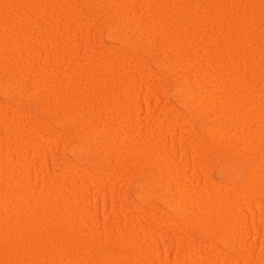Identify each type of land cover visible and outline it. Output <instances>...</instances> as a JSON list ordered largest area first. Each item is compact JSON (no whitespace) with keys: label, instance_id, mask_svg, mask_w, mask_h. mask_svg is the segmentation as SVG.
Segmentation results:
<instances>
[{"label":"rangeland","instance_id":"obj_1","mask_svg":"<svg viewBox=\"0 0 264 264\" xmlns=\"http://www.w3.org/2000/svg\"><path fill=\"white\" fill-rule=\"evenodd\" d=\"M4 1V0H3ZM2 1V3H3V5H2V3L0 2V6L2 7V6H4L5 7V4L4 3H6V0L3 2ZM8 2H7V4H8V6L7 7H5V8H3L2 10H1V7H0V12H1V14H0V24H1V28H0V30H2V27H5V28H8V29H12V30H7L8 32H11L12 34H6L7 35V37H5L4 35H1V34H3L2 32H1V34H0V36H2V38L0 37V65L1 64H3L4 65V62L6 61V55H7V57H9L10 55V57L9 58H7V60L8 61H13L14 60V62H16V61H20V59H21V61L23 60V59H25V58H23L22 57V53H24V51L23 50H25V51H27V52H29V48H30V45H32V47L30 48V49H33V50H35L34 51V53H33V55H31L30 54V57L32 56V57H35V59H33V60H35V64L33 63V65H32V59H31V64H30V60H28L29 62V65L28 66H26V63L25 62H27V60L26 61H24V63L23 62H19L18 64H17V62L15 63V64H17L16 66L15 65H12V69H11V65H10V69L9 70H7V71H11L12 72V74L13 75H15V69H16V71H18V72H20L19 74H24V75H22L21 77H20V79L22 78V77H24V78H22V79H24L25 80V78H26V83L28 82V84H29V82L30 81H32V83L33 84H37L38 82H39V87L41 88V87H45V88H47L48 90L50 89L51 90V88H52V90L54 91V90H57V89H54V85L56 84V82L57 83H60L61 81H63L64 80V84L61 82V84L59 85L60 87L61 86H64V85H66L64 88L66 89V90H68L67 92H65V90H64V88L62 87V89L64 90V92L66 93V94H64V95H67V93L70 95L69 97H68V95H67V97L66 96H64V98H68L70 101H67V103H69L70 105H72L73 106V109H71V110H73V111H68V110H70L69 109V104L66 106L65 104H67V103H65L64 105V107H66V108H64L62 105V107H60L59 109H56V107L57 106H55V107H53V102L52 103H50V101H52L51 100V98L53 99V100H56V98H55V96H56V94H55V91H54V93H52V94H55V95H52L51 94V91H50V93H48L47 91V95H49V100H47V101H49V105L52 107V108H54V109H56L55 111L53 110V112L52 113H45V111H40L41 109H38L39 107H37V105L35 104V103H33V101L31 100V95L29 94V95H26L25 93H23L24 95H22L21 94V100H23L22 102V104H23V107L24 108H26V110H25V114H21L22 116H20L21 118H18V116L16 117V119H17V121L18 122H16L15 121V126H20L17 130H19L18 131V134L16 135L15 133L13 134V133H10L9 135L7 134V133H9V132H7L8 130L7 129H4V127L5 126H3L2 125V123H0V141H2L1 143H0V148H1V150H0V152H1V154H3V158L1 159L0 158V169H2L3 171H1V172H3L2 174H0V176H2V178L0 177V191H2V192H0V197L1 196H3L2 197V201H0V206H4V208H3V211L1 210L0 211V223L1 224H3L2 226L5 228V226L7 227V225L10 223V224H12V221L13 222H15L14 220L16 219V216L17 215H15L14 213H16V210L18 209V210H22L21 208H20V206L19 205H15V204H17V195L19 194V192H18V190H21L22 189V187L21 186H19L22 182H21V180L19 179V178H17V175H15V174H17L18 173V177H19V175H21L20 177H21V179L22 178H28V179H26V181H28L27 183L29 184H27L31 189H33L32 191H34L35 193L34 194H37L36 195V197H37V199L39 198V197H41V195H44V194H46L47 192H45V191H48L49 193H51V195L53 196H51L49 193H47L46 195H44V196H42V197H44L43 198V200H42V198L40 199H38V200H41L42 201V204H40L41 202H35V201H37V200H35L34 202H33V206H35V207H33L34 209H35V214L38 216V219L40 218V217H42L43 218V220L41 221V223H40V219L38 220V224L40 225L41 224V227L38 225L37 227H33V229H39L40 230V228H41V230H43V231H41L40 230V232H37L36 233V229L35 230H30L31 231V234H29L30 232H28V228L27 229H25L24 231L26 232L27 231V233L26 234H29V235H26L27 237H30V241H32V240H35V239H37V240H35V242L37 241L38 242V238L39 237H41V238H43V239H41V240H44V241H46V242H48L46 239H48L49 241H51V238H52V240L53 241H55L54 239H53V237H49L48 238V236H50L52 233H50L51 232V230H54L56 227V229L58 230V229H61V230H63V231H60V230H58V232L61 234V236L63 235V236H65V237H68L67 235H69L70 234V236L71 235H76L75 233L76 232H78L77 234L78 235H76V236H79V237H75L74 236V238H71L70 237V239L71 240H73L74 239V242L73 241H68L70 244H68V246H67V243L68 242H66L65 244V246L66 247H68L69 248V245L70 246H73V245H75V247L73 246V247H70L71 249H69V252L70 251H73V248L75 249V248H79L77 251H79L78 252V255H79V253H80V256L82 257V255H83V252H81V251H85L84 252V255H86V256H84L83 255V257L82 258H80V259H78L79 257H77V260H75V256L74 255H76V254H74V255H69L70 253H73V252H70L69 254H66V255H68V256H66V257H69V261H68V259L66 260V257L64 258V257H61V260H65V263L67 264V263H69V264H71V263H73V264H81L82 263V261L81 260H83V259H85L86 258V260H87V262H85V261H83V263L82 264H91V261H93V260H91V258L93 259L94 257V259H99L100 257H102V255L103 254H105L109 249H114L115 247V249L114 250H120V251H125L126 249H123L124 248V246H126L127 245V242L125 241V239H127L128 238V236H130V233H131V230H130V232H129V235L127 234L128 233V231H129V228H130V226H133V224L134 225H136L137 227L142 223H145V224H141L142 225V227L143 228H145L144 230L146 231V232H148V233H146L145 232V234L147 235V234H150L151 233V235H149V237H151L152 236V233L154 234L153 236H152V238L154 237V236H157V237H159V238H157V239H154V240H156V242H157V244H156V253L155 254H157L158 256V258L156 257V255H154L155 256V260L153 259L152 260V256H151V258H150V256H149V258H148V256H147V258L148 259H144V260H142L141 262H136V264H194V262L196 261V263L197 264H200L199 262H205V260H206V262H205V264H258V262H259V264H264V162H263V158H261V160H262V163L260 162V159H258V156H256V152L255 151H259V147L258 146H260L261 147V149L264 147H262L261 146V144H258V142H257V139L256 140H254L253 139V142L254 143H256L255 144V147L257 148H255L254 147V143H252V141H250L251 139L250 138H248L247 139V141H250V142H248L249 143V149H248V143H247V145H245L246 147H243V148H241V141H242V139H241V137L242 136H238L239 135V133H240V135H241V132L239 131V129L238 128H234L233 127V125L232 126H229V125H231V124H229L227 121L225 122V120H224V118H225V114L222 116V122L221 123H224V125L227 123V124H229V125H227V128L229 127V129H228V133H234V134H232L231 135V138H232V141H231V139H230V141L228 142V140H227V138H228V136H229V134H227L225 137H224V139L223 138H220V140H219V138L218 137H216V136H214V135H211V133H210V135H208L209 134V132L207 131V130H205V128H207V127H213V126H218V119H216V117L214 116L215 114H213L214 112L212 111V112H208V116L207 117H205V119H202L201 121H199L200 119H198L197 118V120H196V117L194 118V116H191L192 115V113L191 112H193L196 108H194V110H187V109H185L184 107H182L181 106V103H180V101H179V99H178V97L174 94V92H173V88H174V86H175V84L177 83V82H179V80L180 79H178V81H177V73L179 72V71H183L184 70V68H185V70L183 71V73H185L186 74V72H187V74H189V75H191L192 73L194 74V76H196V78H198V79H200L202 76H199V75H201V72H202V74H203V72L204 71H206L205 73H204V76L206 77V80L209 82V80L213 83V85H212V88L214 89V91L215 92H212V93H215V94H217L216 96H218V95H220V96H218V97H221L222 96V98L221 99H224L225 98V94H227V95H229V96H226V98L227 97H229V100L230 99H233L231 96H234V95H236L235 96V102L233 101V103H232V106H233V104L234 103H236V105L240 108V107H243V105H247V103L246 102H243V101H245V99L247 98L246 96L248 95H246L245 93H251V92H253L254 91V89H257V90H255L256 91V93H258V92H263L264 91V88H263V86H264V14L262 13L263 11H264V1H262L261 0V2H262V5H261V10H262V7H263V11H261V14H262V18H259L258 19V17H256L258 20L257 21H255L254 23H251V25L254 27L255 26V24L257 25V29H256V26L254 27V29H250V25H246V24H249L250 22H252L253 21V19H250V17H248L247 19H248V21H245V20H247L246 19V16H250V14H252V10L254 9H251L252 7L251 6H253L254 7V5H255V3H254V0H251L252 1V3H254L253 5L251 4V1L250 0H246V2L244 1V0H225V7H224V0H223V2H222V0H221V4H222V6L221 7H219L217 4H215V6H214V3L212 2L213 0H211L210 1V3L212 2V7H211V5L209 4V2L207 1V0H205L204 2L203 1H201L200 0V2H202V4H204V6L206 5L207 6V3L206 2H208V4H209V6H210V8H212V9H210L209 10V6H208V8L205 6V8H204V6L203 7H201L202 6V4H200V3H198V1H196V0H149L150 2H154V4L152 3L151 5H153L154 6V8H153V10H155V5L156 6H158L159 8H157L156 7V9L157 10H155L157 13H158V10L160 11V7L162 8V6L163 5H168L169 7H167L166 5L165 6H163V8H167L168 10H169V12H171L170 11V9H173V7L174 6H176V9H174V11L173 12H171L172 14H171V16L170 17H168V13H167V15L165 14V15H163V14H161L162 15V17H161V15L160 14H157L155 11H153L152 9H150L151 8V6H149V3H148V1H147V3H148V6L150 7H148V8H146L147 7V5H146V3H145V6L143 7L141 4L139 5V3L137 4V2L135 1V0H133V1H135L136 3L135 4H137V5H135L134 3L132 4L131 2L132 1H130V0H123L124 2L125 1H127L126 3H124V5H123V7H126V5H127V7L126 8H128V9H125V10H128L129 11V9H131L130 11H129V14H128V12H126V13H124L125 12V10L123 11V9L121 10L124 14L123 15H130V16H132L134 13H133V11H135V13H136V11H138L137 12V14H139V15H133V17H131V18H129L130 16H126V17H128L126 20H124V22L125 21H127V22H125L124 23V27L125 28H123V30H122V34H124V35H126V34H128V35H130L131 34V31L132 30H134L133 28H134V26L135 25H137V24H139L140 22H142V24L143 25H149V24H151L152 23V21H150L151 23H149L148 21V19H152L151 17H153V14L154 15H156L158 18H160L161 20H163V19H167L165 22H164V20H163V24H162V22H161V24L162 25H158V27H157V29H155L156 30V34H155V30L153 31V32H149V33H147V35H144V36H142V38H141V40H138L139 41V47L137 46V43L135 44V42H132V44L130 43H128L127 44V42L126 43H124V41H121L120 39H118L116 36H119V35H116V33L115 32H113L112 33V31H111V33L110 32H107V29L105 28V27H103L102 25H101V19H104L106 16V19L108 18V15H109V17H110V19H112V17L114 16L113 14H117V13H115V8L118 10L119 8H117V7H119L120 5H122V0L120 1L121 2V4H119V6H117L118 4H117V2L119 1V0H116L117 2H116V4H115V2H114V4H115V7L113 8V6H112V8L114 9H110V8H108V9H110L109 11H108V9H106L105 8V6H104V8H102L103 6H101L100 5V8H102V9H99V6H98V8L96 7V9H94V7H93V9L96 11H93L92 10V6L91 7H88V6H90V4H91V2H90V4H89V2H88V0H71V2H70V0H53V2H56V3H60V4H58V5H61L62 4V6H61V9H62V7H64V8H66L67 7V5L68 4H70V6L71 5H75V6H71V7H73L74 8V10L75 9H77V12H75L73 9H71V8H68V11H66V12H64L63 13V11L64 10H62V12H60L59 13V15L62 13V14H65V15H60V16H58V14H56V12L57 11H55L56 10V8H54L55 6L57 7V9H59L58 10V12L60 11V6L58 7V5L57 4H55V3H53L52 2V0H44V4H43V12L42 11H40L41 13H39V11L37 12L36 11V9H35V11L34 10H32V8L30 9V8H27L28 10L26 11V10H22V8H25V6H28V5H32V6H28V7H33L34 6V2L36 1H34L33 3H31L32 1L30 0V2L28 1V0H7ZM10 1V2H9ZM43 1V0H42ZM42 1L40 0V1H38L37 0V4H39L38 2H40V4L42 3ZM60 1V2H59ZM64 2V4L63 3H61V2ZM76 2V4H73L74 2ZM87 1V2H86ZM89 1H91V0H89ZM103 2H104V0H102ZM105 1H107V0H105ZM115 1V0H114ZM138 1V0H137ZM156 1V2H155ZM176 1V2H175ZM195 1L197 2V3H195ZM215 1H217V0H215ZM214 1V2H215ZM250 1V2H249ZM260 1V0H259ZM24 2V3H23ZM45 2H47V3H45ZM68 4H67V3ZM70 2V3H69ZM78 2V3H77ZM85 2L88 4L87 5V8L85 7V6H83V5H85ZM120 2H118V3H120ZM139 2V1H138ZM163 2V3H162ZM228 2V3H227ZM245 2V3H244ZM258 2V1H257ZM22 3L23 4H26L25 6H23L22 5ZM83 3V4H82ZM157 3H159V4H157ZM169 3V4H168ZM227 3V4H226ZM249 3V4H248ZM47 4H49L48 6H47ZM51 4H53V7L51 6ZM131 6H130V5ZM161 4H162V6H161ZM198 4L199 5H201L200 7L198 6ZM16 5V6H15ZM55 5V6H54ZM64 5H66V6H64ZM76 5H77V7H76ZM135 6V9L136 10H134L133 8H134V6ZM140 6V8H138L139 6ZM174 5V6H173ZM193 5V6H192ZM50 6L52 7V8H54V10L52 9V12H51V8H50ZM69 6V5H68ZM69 6V7H70ZM79 6L81 7V9H82V12H80L81 10H80V8H79ZM136 6H138V7H136ZM142 6V7H141ZM152 6V7H153ZM173 6V7H172ZM199 7V8H201V9H199V8H196V7ZM213 6L216 8H213ZM41 8H42V6H40ZM76 7V8H75ZM130 7V8H129ZM132 7V8H131ZM181 7H182V9H181ZM196 9H195V8ZM218 7V8H217ZM25 8V9H26ZM49 8V9H48ZM66 8V9H67ZM89 8H91V9H89ZM122 8V6H120V9ZM175 8V7H174ZM179 8V9H178ZM185 8V9H184ZM192 8H194V9H192ZM205 10H204V9ZM223 8V9H222ZM248 9V10H245V9ZM46 9V10H45ZM70 9V10H69ZM88 9V10H90V11H88V15H86L87 14V11L86 10ZM139 9V10H138ZM200 11H199V10ZM208 9V10H207ZM48 10V11H47ZM50 10V11H49ZM83 10L84 11H86V12H84L83 13ZM99 10V11H98ZM112 10V11H111ZM166 10V9H165ZM168 10H166V11H168ZM180 10V11H179ZM182 10V11H181ZM187 10H188V12H187ZM191 10V11H190ZM192 10H194L193 12H192ZM207 10V11H206ZM4 11V12H3ZM23 11H25V14H26V12H27V14H26V16H24L25 14H24V12ZM30 11H33V12H35V14L34 13H30ZM71 11H74V12H71ZM95 12V14H93L92 12ZM97 11H98V13H99V15H96V14H98L97 13ZM100 11L102 12V13H100ZM104 11V12H103ZM105 11H108L107 12V14L105 13ZM148 11H152V13L150 14V13H148ZM177 13H176V12ZM190 11V12H189ZM197 11H199V12H197ZM204 12V11H206L207 12V14H206V12H204V14L202 13V12ZM209 11V12H208ZM249 11V15H248V12ZM37 12V13H36ZM57 12V13H58ZM71 12V13H70ZM91 12V13H90ZM112 12V13H111ZM114 12V13H113ZM117 12V11H116ZM143 12V13H142ZM183 12V13H182ZM195 12H197V13H195ZM211 12V13H210ZM31 15H30V14ZM68 13V14H67ZM76 15V20H78L77 22L78 23H76V20L74 19L73 21H69V19H73L74 17L73 16H75L74 14ZM83 13V14H82ZM105 13V14H104ZM109 13V14H108ZM133 13V14H132ZM142 13V14H141ZM187 13H188V16H187ZM193 13H195L194 14V17L192 18L191 16H193ZM201 14V15H198V14ZM209 13V14H208ZM231 13V14H230ZM244 15H243V14ZM14 14V15H13ZM16 14H17V16H16ZM18 14H20V15H18ZM23 14V15H22ZM38 14V15H37ZM51 14H54L53 16H52V18L55 20V18L56 17H54L55 15H57L58 16V18L60 19H58L59 21V23H57L56 21L57 20H55V22H56V24H57V27H56V25H55V22L53 23V21L54 20H52V18L50 17L51 16ZM69 14L71 15V17H73V18H69L70 16H69ZM92 14V15H91ZM104 16H103V15ZM189 14H190V17H189ZM203 14V15H202ZM247 14V15H246ZM29 15V16H28ZM37 15V16H36ZM49 15V16H48ZM101 15V16H100ZM112 15V16H111ZM145 15V16H144ZM198 15V16H197ZM211 15V16H210ZM233 15V16H232ZM258 15H260V12H258ZM5 16V18H3V17ZM6 16H7V18H6ZM18 16H21V17H18ZM31 16V17H30ZM46 16V17H45ZM81 16V17H80ZM85 16H89V17H85ZM92 16V17H91ZM97 16V17H96ZM166 16V17H165ZM187 16V17H186ZM195 16H196V20H195ZM202 16V17H201ZM232 18H231V17ZM252 16V15H251ZM1 17H2V19H1ZM61 17V18H60ZM94 17H96V19L94 18ZM101 19H100V18ZM124 17V16H123ZM123 17H122V19H123ZM137 17H139V18H137ZM147 17V18H146ZM230 17V18H229ZM65 18H66V20H65ZM67 18H68V20H67ZM98 18V19H97ZM153 18H155V17H153ZM212 18V19H211ZM243 18V19H242ZM50 19V20H49ZM63 19L65 20V23H67V25L66 26H68V27H66L65 26V23L63 22ZM92 21H91V20ZM109 19V18H108ZM109 19V20H110ZM125 19V18H124ZM245 19V20H244ZM4 20V21H3ZM45 20V21H44ZM80 20V21H79ZM90 20V21H89ZM140 20H142V21H140ZM155 20H157V19H155ZM199 20V21H198ZM208 20V21H207ZM219 20H220V22H219ZM234 20V21H233ZM238 20V21H237ZM250 20V21H249ZM259 20H261V21H259ZM34 21H36V22H34ZM41 21V22H40ZM81 21H83V22H81ZM101 23H100V22ZM123 21V20H122ZM132 21H133V28L131 27V25H132ZM136 21V22H135ZM139 21V22H138ZM153 21H154V19H153ZM168 21V22H167ZM230 21V22H229ZM3 22V23H2ZM5 22V23H4ZM49 22V23H48ZM53 24H52V23ZM62 22V23H61ZM75 22V23H74ZM130 22H131V25H129L130 24ZM196 22V23H195ZM232 22V23H231ZM234 22V23H233ZM242 22V23H241ZM257 22H259V24H257ZM32 23H34L33 24V26H32ZM63 23H64V25H63ZM73 23V24H72ZM80 23V24H79ZM100 23V24H99ZM136 23V24H135ZM148 23V24H147ZM206 23V24H205ZM214 25H213V24ZM228 23V24H227ZM246 23V24H245ZM4 24V26H2ZM8 26H7V25ZM49 24V25H48ZM69 24V25H68ZM78 24V25H77ZM85 26H84V25ZM87 24H89V25H87ZM127 24V25H126ZM141 24V23H140ZM160 24V23H159ZM244 26V27H246V29L245 28H243L242 27V25ZM254 24V25H253ZM7 27H6V26ZM37 25V26H36ZM52 25H54L53 27H52ZM63 27H62V26ZM100 26V28H99V26ZM186 27H185V26ZM233 25V26H232ZM237 25V26H236ZM64 26H65V28H64ZM209 26V27H208ZM211 26H213V27H211ZM224 26V27H223ZM240 26V27H239ZM248 26V27H247ZM259 26V27H258ZM32 27V28H31ZM39 27V28H38ZM42 27H43V29H42ZM54 27H56V28H54ZM81 27V28H80ZM83 27V28H82ZM127 27H129V28H127ZM193 27H195V28H193ZM197 27H199L198 29H197ZM203 27V28H202ZM234 27V28H233ZM253 27H251V28H253ZM65 30H64V29ZM68 28H69V30H68ZM76 29V31H73V32H71L70 30L71 29H73V30H75ZM80 28V29H79ZM127 28V29H126ZM240 28H243L242 30L240 29ZM56 29V30H55ZM63 29V30H62ZM68 31H67V30ZM129 29V30H128ZM180 29H182V32H181V30ZM227 29V30H226ZM231 31H230V30ZM245 29V30H244ZM247 29H249V30H247ZM256 29V30H255ZM14 30H16V31H14ZM53 30V31H52ZM81 30V31H80ZM83 30V31H82ZM86 30V31H85ZM89 30V31H88ZM94 30V31H93ZM125 30H127V31H129V32H126ZM159 30V31H158ZM203 30V31H202ZM210 30V31H209ZM7 31H6V33H7ZM46 31V32H45ZM48 31H50V32H48ZM68 32V33H65V34H67L68 35V37L66 36H64V32ZM78 31V32H77ZM109 31V30H108ZM184 31V32H183ZM195 31V32H194ZM204 31H205V33H204ZM224 31L226 32V33H224ZM239 31V32H238ZM240 31L242 32V33H240ZM54 32L56 33V34H54ZM60 32V33H59ZM69 32H71V35L69 34ZM74 32H77V33H79V32H81V33H79V35L77 34L76 35V33H75V35H76V37H74V35H73V33ZM85 32H87L86 34H85ZM186 32V33H185ZM196 32H197V34H196ZM227 32H228V34H227ZM257 32V33H256ZM48 33V34H47ZM52 33V34H51ZM83 33V34H82ZM115 33V34H114ZM185 33V34H184ZM194 33V34H193ZM247 35H246V34ZM23 34V35H22ZM30 34V35H29ZM41 34V35H40ZM87 34H89V38H88V35ZM154 34V35H153ZM195 34H196V36H195ZM212 34V35H211ZM27 35V36H26ZM35 35V36H34ZM52 35V36H51ZM59 35V36H58ZM83 35V37H81ZM87 35V36H86ZM95 35V36H94ZM165 35V36H164ZM189 35V36H188ZM191 35V36H190ZM194 35V36H193ZM55 36V37H54ZM63 36H64V38L66 39V38H69L70 39V37L69 36H73V37H71V39L73 40V38H76V39H74V41H75V43H76V41H77V46L76 45H73V44H75L74 42H72L73 44H71V45H73L74 47V49L73 50H71V53L69 52H67L66 51V54L64 55L65 57H64V59H63V56H62V59L60 60L59 58V60H55L54 58H56L57 59V57H53L54 55L56 56V54H60L61 55V53H56V52H60L61 50V48H63L64 46H66V45H64V43H66V41L65 40H62L63 39ZM95 38H94V37ZM162 36V37H161ZM174 36V37H173ZM192 36L194 37V38H192ZM216 36V37H215ZM222 38H220V37ZM4 37V38H3ZM14 37H17V38H14ZM27 37H29V38H27ZM31 37V38H30ZM42 37V38H41ZM46 37V38H45ZM54 39H53V38ZM85 37H86V40H85ZM93 37V38H92ZM199 37V38H198ZM202 37V38H201ZM224 37V38H223ZM232 37V38H231ZM6 38V39H5ZM21 38V39H20ZM25 38H27L28 39V42L26 41V44H24L25 43V40H27V39H25ZM47 38L49 39H51V42H52V44L49 42V40H47ZM83 38V39H82ZM119 38H121L120 36H119ZM210 38V39H209ZM217 38V39H216ZM218 38H219V42H218ZM229 39V41H231V42H227L226 40H228ZM230 38H231V40H230ZM234 38V39H233ZM3 39V40H2ZM13 39V40H12ZM25 39V40H24ZM30 39V40H29ZM35 39V40H34ZM38 39H40V40H38ZM56 39V40H55ZM61 39V40H60ZM146 39H147V41H146ZM152 39V40H151ZM167 39V40H166ZM169 39V40H168ZM202 39V40H201ZM246 39V40H245ZM262 39V40H261ZM3 41V44H4V46L3 45H1L2 44V41ZM33 40V41H32ZM42 40V41H41ZM81 40H82V43H81ZM184 40V41H183ZM194 40H195V42H194ZM207 40V41H206ZM225 40V41H224ZM249 40V41H248ZM13 42L12 44H10L9 45V42ZM18 41V42H17ZM23 42L24 41V43H21V42ZM32 41V43L30 44V42ZM40 41V42H39ZM64 41V42H63ZM80 41V42H79ZM141 41H143V43H142V45H141ZM150 41V42H149ZM158 41H159V43H158ZM169 41H172V43L171 42H169ZM189 41H191L190 43H192V46H191V44H189ZM200 41H201V43H200ZM211 42V44H210V42ZM234 41H236V42H238V46L241 48V46H244V44L248 41V42H250V44L247 42L246 44H249V46L251 47V45L252 46H254L255 44H256V46H257V44L258 45H260V46H257L256 48H258L259 47V49L260 48H262L260 51L263 53H261L258 49H256L255 51V54H253L255 57L253 58V56L251 55V53L248 51L249 49H251V48H253V50H254V47H251V48H248V45H246V48H248V50H245L244 49V51L246 52V54H248V53H250V55H246L245 53H241L242 51H241V49H239V47L237 46V43L235 42V44L233 43ZM241 41V42H240ZM246 41V42H245ZM38 43V45H37V43ZM43 42V43H42ZM120 42H122V43H124V44H121ZM145 42V43H144ZM163 42V43H162ZM178 42V43H177ZM182 42V43H181ZM223 42H226L227 44H225L224 43V47H223V44H221L220 45V43H223ZM243 42H245V43H243ZM262 42H263V44H262ZM6 43V44H5ZM8 43V44H7ZM40 43L42 44L41 45V47H40ZM61 44V43H63V45L64 46H58V44ZM87 43V44H86ZM174 43H177V44H175L174 45ZM180 43V44H179ZM216 43H218V44H216ZM229 43H231V44H229ZM252 43V44H251ZM14 44H16V46L14 45ZM17 44H19V45H17ZM21 44H22V46H24V45H27V46H29V48L26 46V48L25 47H22L21 46ZM24 44V45H23ZM30 44V45H29ZM59 44V45H60ZM95 44V45H94ZM147 44V45H146ZM188 44V45H187ZM198 44V45H197ZM233 44L236 46V48H233V50H232V47H233ZM46 45V46H45ZM55 45V46H54ZM62 45V44H61ZM135 45V46H134ZM141 45V46H140ZM200 45V46H199ZM202 45V46H201ZM209 45V46H208ZM212 45H213V47H212ZM218 45V46H217ZM261 45L263 46V47H261ZM13 46V47H12ZM44 46V47H43ZM118 46V47H117ZM171 46V47H170ZM174 46V47H173ZM179 46V47H178ZM187 46H189V47H187ZM198 47V49H197V47ZM228 46V47H227ZM234 46V47H235ZM10 47V48H9ZM15 47H18V48H15ZM49 47V48H48ZM54 47V48H53ZM59 47H60V49H59ZM70 48H71V46H69ZM136 47H138L137 49H135ZM140 47H142V48H140ZM144 47H145V50H144ZM169 48L170 50H168V49H166V48ZM173 47V48H172ZM175 47L177 48V49H175ZM185 47H187V48H185ZM212 47V48H211ZM222 47V48H221ZM238 47V48H237ZM5 48V49H4ZM28 48V49H27ZM37 48V49H36ZM70 48H68V50L70 51ZM111 48H117L116 49V52L117 53H115L116 54V56L117 57H115V59H117V61H118V58H119V62H121L122 60H124V62H126V60L125 59H127V62H128V64H127V66H125V64L123 65V66H125L124 68H125V70H126V68H128L127 70H128V72H127V70L126 71H122V70H124V69H121V71L123 72V75H122V77H120V78H122V80L120 81H118L117 79H116V77H113L114 75H111L110 76V72H108L109 70H112V69H114L115 67H114V65L113 66H111L112 65V62L113 61H110V59H108L111 63V65H108V63H109V61L108 60H106L105 58H101V53H105V51H106V49L108 50V49H111ZM118 48H119V50H118ZM244 48V47H243ZM242 48V49H243ZM20 49V50H19ZM23 49V50H22ZM27 49V50H26ZM59 49V50H58ZM114 49V50H115ZM123 51H122V50ZM151 49V50H150ZM173 49V50H172ZM186 49H187V51H186ZM194 49H195V51H194ZM205 49V50H204ZM235 49H236V51H237V49H239L238 51L239 52H236L235 51ZM6 50V51H5ZM15 50H17V51H15ZM33 50L31 51V52H33ZM38 50V51H37ZM40 50H43V51H40ZM105 50V51H104ZM133 50V51H132ZM175 50H177V55L174 53V52H176ZM188 50H189V53H188ZM191 50L193 51L192 52V54L190 53L191 52ZM212 50V51H211ZM228 50H230L229 52H227ZM252 50V49H251ZM250 50V51H251ZM259 52H258V51ZM102 51V52H101ZM104 51V52H103ZM135 51H136V53H135ZM156 51V52H155ZM158 51V52H157ZM173 51V52H172ZM184 51V52H183ZM188 53V54H186V52ZM248 51V52H247ZM14 52V53H13ZM17 52H20V55H21V57L23 58H20L19 60H18V57H17ZM22 52V53H21ZM31 52H29V53H31ZM44 52H45V54H44ZM51 52H53V54L54 55H52V56H50V54H52ZM127 52V53H126ZM130 52V53H129ZM134 52V53H133ZM179 52V53H178ZM183 52V53H182ZM201 52H202V54H201ZM210 52V53H209ZM252 52V51H251ZM92 53V54H91ZM96 53V54H95ZM129 53V54H128ZM200 53V54H199ZM237 53V54H236ZM259 54V53H261V54H259V55H263V56H259V55H256V54ZM13 54V55H12ZM39 54V55H38ZM48 54V56L46 57V55ZM88 54V55H87ZM99 54V55H98ZM126 54L128 55V57L130 56V57H132V59L129 57V61H128V58L126 57ZM150 54V55H149ZM191 54V55H190ZM216 54V55H215ZM218 54V55H217ZM19 55V56H20ZM57 55V56H58ZM60 55L58 56V57H60ZM93 55H95V56H93ZM143 57H142V56ZM182 57H181V56ZM185 55V56H184ZM190 55V56H189ZM220 55V56H219ZM227 55V56H226ZM230 55V56H229ZM234 55V56H233ZM239 55V56H238ZM244 55L246 56V57H249V56H252V58L251 59H256L255 61H252L251 59H250V57H249V59H247L246 57H244ZM12 56H13V59H11L12 58ZM177 56V57H176ZM187 56V57H186ZM192 56V57H191ZM194 56V57H193ZM197 56V57H196ZM206 56V57H205ZM222 56V57H221ZM259 56V57H258ZM5 57V58H4ZM16 57H17V59H16ZM31 57V58H32ZM39 57V58H38ZM70 57V58H69ZM102 57H104V55L102 56ZM138 57V58H137ZM140 57V58H139ZM164 57V58H163ZM179 57V58H178ZM181 57V58H180ZM185 57V58H184ZM212 57H213V59H212ZM217 57V58H216ZM261 57H262V59H261ZM41 58V59H40ZM45 58V59H44ZM49 58V59H48ZM85 58V59H84ZM95 58H96V60H95ZM123 58V59H122ZM125 58V59H124ZM163 58V59H162ZM177 58V59H176ZM207 58V59H206ZM231 58H232V60L234 59V61L236 60L239 64H237V65H239L240 66V68L239 69H237V71H235L236 73V75L235 74H233L234 73V70H233V68H232V65H236L235 63H237V62H234L233 61V64L231 63ZM243 58H245V59H243ZM4 60V62H3V60ZM50 59H52V60H50ZM53 59H54V61H53ZM67 59V60H66ZM115 59H113L114 60V62L116 61ZM134 59V60H133ZM180 60L181 59V62L179 61V63H181V64H179L178 66H174L173 65V67H170V65H172V63L173 64H176V63H174V61L175 60ZM215 59V60H214ZM242 59L243 60H247L246 62L245 61H242ZM38 60V61H37ZM41 60V61H40ZM65 60V61H64ZM76 60H78L77 62H76ZM85 60V61H84ZM88 60V61H87ZM112 60V59H111ZM143 60V61H142ZM158 60H162L161 61V63H160V61H158ZM193 60V61H192ZM222 60V61H221ZM8 61H6V62H8ZM42 61H43V63H42ZM48 61H49V63H48ZM57 61V62H56ZM63 61V62H62ZM103 61V62H102ZM108 61V62H107ZM117 61L115 62L116 64H117ZM158 61V62H157ZM170 61H171V64H170ZM221 61V62H220ZM226 61H227V63H226ZM252 61V62H251ZM3 62V63H2ZM14 62H12V63H14ZM51 62H53V63H51ZM59 62V63H58ZM81 62V63H80ZM91 62V63H90ZM130 62V63H129ZM133 62V63H132ZM139 62L141 63L140 64V66H138V64H139ZM177 63H178V61H176ZM213 62V63H212ZM216 62V63H215ZM242 62V63H241ZM250 62V63H249ZM22 63V64H21ZM36 63H37V65H36ZM73 63H75V65L78 63V64H80V67H78V64L76 65L77 66V68H74L75 67V65L73 64ZM114 63V64H115ZM135 63V64H134ZM136 63H137V65H136ZM144 63H146V65L144 64ZM157 63L158 64H161V66L160 65H157ZM193 63H195L194 65H193ZM203 63V65L205 64V66H203V65H201ZM229 63H230V66H231V69H230V66H229V68L227 69L229 72H231L232 71V74L233 75H235V77H236V81H237V79H238V81H237V83H236V81L235 80H233V81H231V78L233 77V78H235L232 74L231 75H229L228 77L226 76V75H228L227 73H225V71H226V67H228V65H229ZM52 64V65H51ZM82 64V65H81ZM119 65L121 64H123V62H121V63H118ZM163 64H165V67L164 66H162ZM167 64H169V65H167ZM196 64H200V65H196ZM215 64V65H214ZM227 64V65H226ZM254 64V65H253ZM258 64V65H257ZM36 66V68H34V67H32V66ZM42 65H43V67H44V69H43V67H42ZM73 65V68L75 69L74 71H75V73L73 72V71H71V70H73L72 68H71V66ZM105 65V66H104ZM133 65V66H132ZM137 67H136V66ZM148 65V66H147ZM187 66V67H185V66ZM192 67H191V66ZM253 65V66H252ZM13 66H15L14 68H13ZM21 66H22V68H21ZM31 66V67H30ZM101 66V67H100ZM112 68H111V67ZM117 66L118 65H116V68L115 69H117ZM145 68H144V67ZM168 66V67H167ZM195 66H199L198 67V69L195 67ZM211 66V67H210ZM244 66V67H243ZM249 66V67H248ZM3 68V66H0V82H1V78H2V80L4 79V78H6L7 76H3L2 74L3 73H5V75L8 73L7 71H5L4 69V71L3 72H1L2 71V68ZM28 67V70L26 69ZM29 67H30V69H29ZM39 67H41V69L39 68ZM51 67H53L52 69H51ZM55 67V68H54ZM114 67V68H113ZM135 67H136V69H135ZM138 67H142L141 69L140 68H138ZM152 67V68H151ZM174 67H176L175 69H178L177 71V73H176V71H175V69H174ZM178 67V68H177ZM184 67V68H183ZM209 67V68H208ZM84 68V69H83ZM86 68V69H85ZM159 68V69H158ZM174 70H173V69ZM201 68V69H200ZM241 68H242V70H241ZM263 68V69H262ZM14 69V70H13ZM35 70V72H34V70ZM43 69V70H42ZM69 69H70V71H69ZM78 69H83V70H81V72H83L82 74H81V72H80V70L78 71ZM88 69H89V71H88ZM96 69V70H95ZM107 69V70H106ZM143 69H146L145 71H147L148 73H151L149 76H146V75H148V73L147 72H145ZM179 69H181V70H179ZM196 69V70H195ZM200 69V70H199ZM204 69V70H203ZM208 69V70H207ZM215 69V70H214ZM230 69V70H229ZM244 69V70H243ZM13 70V71H12ZM20 70V71H19ZM33 70V71H32ZM42 70V71H41ZM81 74V75H79V77H78V72ZM86 71V73L84 74V72ZM140 70H142V71H140ZM187 70V71H186ZM224 70V71H223ZM240 70V71H239ZM246 70V71H245ZM258 70V71H257ZM37 71V72H36ZM67 71V72H66ZM136 71V72H135ZM189 71L191 72V74L189 73ZM193 71H195V73L193 72ZM198 71H199V73H198ZM10 72V73H11ZM18 72H17V74L15 75V76H17L18 75ZM56 72H57V74H56ZM77 72V73H76ZM88 72V73H87ZM90 72V73H89ZM97 72V73H96ZM101 72V73H100ZM124 72L125 73H127V75H126V77L124 76L125 74H124ZM132 73L131 75H130V73ZM155 72V73H154ZM181 72H180V74H181ZM220 72V73H219ZM26 73V74H25ZM54 73V74H53ZM93 73V74H92ZM110 76V78H109V76H106L107 74ZM114 72L112 71V74H113ZM143 73V74H142ZM176 73V74H175ZM217 73V74H216ZM240 73V74H239ZM245 75V76H243L242 77V75L243 74ZM32 74V75H31ZM43 74V75H42ZM51 74H52V76H51ZM63 74H65V76L67 77V79H65L66 77L63 75ZM88 74V75H87ZM89 74H90V76H89ZM137 74V75H136ZM153 74V75H152ZM158 74V75H157ZM175 74V75H174ZM193 74H192V76H193ZM207 74V75H206ZM34 75V76H33ZM49 75V76H48ZM84 75V76H83ZM88 77H87V76ZM152 75V76H151ZM165 77H164V76ZM218 75H219V77L221 78H218ZM247 75V76H246ZM3 76V77H2ZM29 76V77H28ZM37 76V77H36ZM39 76H40V78H39ZM44 76H45V78H47V79H49V77L51 76L52 78H54L53 80H55V81H53L52 80V82H54L53 84V87H52V83H47V82H45V80H44V82L46 83V84H50L49 86H51L50 88H48V85H46V84H44V85H42L41 84V80H42V78L43 79H45L44 78ZM60 76V77H59ZM76 76V77H75ZM99 77V76H106L105 77V79H107L108 78V80H106V84L108 85V86H106L105 87V84H104V87H101V89L100 88H98L96 85H94L96 82H93V80H96L97 78L96 77ZM130 77V79H128L127 77ZM133 78H132V77ZM157 76H159L160 78L161 77H163V78H165V80L163 79V78H161L162 80H160L161 82H159V81H156L155 80V78L154 77H156V79L158 78ZM171 76V77H170ZM193 76V77H194ZM202 77V78H204L205 79V77ZM227 77V80L225 81V79H226V77ZM238 76V77H237ZM17 77H19V75L17 76ZM68 77H69V79H71V80H69L68 79ZM71 77V78H70ZM84 77V78H83ZM103 77V78H104ZM123 77H125V79L123 78ZM215 77V78H214ZM29 78V79H28ZM34 78V79H33ZM75 78L76 79H79V81L78 80H75ZM91 78H93L91 81L93 82H91L90 81V79ZM112 78V79H111ZM118 78V77H117ZM119 78V79H120ZM176 78V79H175ZM201 78V79H202ZM210 78V79H209ZM213 78V79H212ZM230 79V81L231 82H233L232 83V85H234L236 88H238V90H239V93L240 92H242L243 93V97L245 98H243V97H241L240 96V94H238V92L236 91V92H234L235 91V89L233 90V89H231V85H230V81H229V79ZM232 78V79H233ZM244 78H245V80H244ZM37 79V80H36ZM74 79V80H73ZM81 79V80H80ZM88 79V80H87ZM99 79V78H98ZM97 79V80H98ZM115 79V80H114ZM133 79V80H132ZM212 79V80H211ZM223 79V80H222ZM241 79V80H240ZM248 79V80H247ZM24 80H22V81H24ZM28 80V81H27ZM38 81L37 83H35L34 81ZM67 80H68V82H69V84L71 85V87H69V84L68 83H65V82H67ZM86 80H87V82H86ZM96 80V81H97ZM133 81V83H132V81ZM154 80V81H153ZM203 80V79H202ZM205 80V82H206V84H209V83H207V81ZM217 80V83H218V87L221 85V87L220 88H217V83L215 82ZM47 81V80H46ZM59 81V82H58ZM77 81V82H76ZM90 81V82H89ZM108 81H111V82H108ZM131 81V82H130ZM165 81V82H164ZM181 81V80H180ZM216 83L215 85H216V88L218 89H216L215 90V85H214V82ZM220 81V82H219ZM222 81H224V83H226L227 81L228 82H230L229 84H225V85H228V86H226V89L228 90V88L230 87V93H228V91L224 88L225 86L224 85H222V84H220ZM242 81V82H241ZM75 82V83H74ZM210 82V83H211ZM31 83V82H30ZM31 83V84H32ZM42 83H43V81H42ZM87 83H92L91 84V86L93 85V88H95V86L97 87V88H95L96 90L98 89V91L99 92H97L95 89V91L93 90V88L91 89L90 88V85L89 84H87ZM130 83H132V84H130ZM223 83V82H222ZM148 84V85H147ZM220 84V85H219ZM236 84H237V86H236ZM243 84V85H242ZM254 84L256 85V87H254ZM38 85V84H37ZM40 85H42V86H40ZM46 85V86H45ZM230 85V86H229ZM57 86V85H56ZM69 88H68V87ZM88 86V87H87ZM99 87L101 86V85H98ZM103 86V85H102ZM147 86V87H146ZM209 86H210V84H209ZM224 86V87H223ZM233 86V87H234ZM262 86V88H261V90H263V91H258V88L257 87H261ZM87 87V88H86ZM108 87V88H107ZM124 87V88H123ZM211 87V86H210ZM234 87V88H235ZM39 88V90H42V88L40 89ZM59 88V87H58ZM90 88V89H89ZM103 88H106L105 90H107L108 92H110V93H108V92H104V89ZM133 88L135 89V90H133ZM226 90H224V89ZM240 88V89H239ZM244 88V89H243ZM252 88V89H251ZM70 89H71V91H70ZM103 89V90H102ZM114 89V90H113ZM250 89V90H249ZM46 90V89H45ZM44 90V88H43V91H45ZM89 90V94H88V92H86V91H88ZM92 90V91H91ZM100 90H101V92H100ZM112 90V91H111ZM248 90H249V92H248ZM253 90V91H252ZM52 91V92H53ZM85 91V93H83ZM94 91V94H93V96L91 95V93ZM113 91H115V92H113ZM123 91V92H122ZM126 93H125V92ZM141 91H142V93H141ZM226 93H225V92ZM251 91V92H250ZM254 91V92H255ZM258 91V92H257ZM71 92V93H70ZM81 92L84 94V95H82L81 94ZM91 92V93H90ZM119 92V93H118ZM253 92V93H254ZM99 93V94H98ZM106 93H108V94H106ZM115 93V94H114ZM125 93V94H124ZM129 93H130V95H129ZM135 93H137L138 94V96H137V94H136V96H135ZM225 93V94H224ZM234 93H236V94H234ZM255 93V94H256ZM11 94V95H10ZM8 93V94H3V93H1V91H0V107H1V109L0 110H2V108L4 107V106H6L7 107V110H8V108L10 109V106L12 107V109L16 106V108L18 107V105L19 104H17V102H16V104H15V102L14 101H12V100H14L13 98H15V94L13 93V95H12V93ZM71 94H76L75 96H76V99L78 100V101H76L75 102V100L74 101H71V100H73L75 97H73L74 95H71ZM95 94H96V96L98 97L97 99H98V101H101V102H103V104H101V102L98 104V101H97V99H96V96H95ZM103 94H106V95H104V96H106V97H103ZM115 95V97H114V100H112L113 98V96ZM116 94H118V99L120 100V102H119V100L117 99V95ZM120 94V95H119ZM134 94V95H133ZM144 94H145V96H144ZM214 94V95H215ZM222 94V95H221ZM224 94V95H223ZM234 94V95H233ZM261 94H263V93H261ZM26 95V96H25ZM80 95H82L81 97H79ZM89 95V96H88ZM99 95L100 96H102V98H100L99 97ZM113 95V96H112ZM123 95H125V96H127L128 97V95H129V97L130 98H128L127 100L129 101V103L128 102H125L126 101V99L125 98H127V97H125V96H123ZM132 95L133 96H135V97H137L136 98V100H135V102H133V104H131L130 105V103L132 102L131 101V97H132ZM242 95V94H241ZM53 96V97H52ZM78 96V97H77ZM86 97V98H84L87 102L89 101L87 98L88 97H91V101L92 102H94V104H92L93 105V107H92V110L94 111V113L95 114H93V115H95L96 116V114H98V113H100V112H103L104 110H103V108L105 109V113L106 114H108V112H109V115L111 114V117H112V119H113V121H111V124H114L112 127V129L114 130H112L113 131V134L112 133H110V134H112V135H110V136H112L113 138L112 139H114V138H118V134L120 133L121 135L127 130V129H129V130H127V131H130L129 132V140H128V146H127V148L129 147V149H131L130 150V153H131V155L133 156V155H135V156H137V157H133V161H131L130 162V159H132V156H130L129 158H127V162H126V156L128 157L130 154H129V152H128V149L125 147H122L123 149L122 150H125V151H119L118 150V152L120 153V155H117V154H119V153H117L116 151H117V149H115V152L117 153H115L114 151H111L112 153H110V155L111 154H113V157H115L116 159L115 160H113L114 158L112 157V158H110L108 161L106 160V164L104 163V162H100V163H98V166L100 167V169H99V167L97 166V169H96V166L95 165H93V164H91V163H89V162H87V160L85 159L86 157H88V156H90V157H88L87 159H90V160H92V159H96V157L98 156V154H100V153H98V152H100L101 150H102V148L104 147V145L106 144V143H108V142H106V141H108V140H105V138L103 139V137L102 136H98V134L95 132V133H91V131H93V130H91L90 128H87L88 126L87 125H85V124H87L86 123V121H83V123L85 122V124L82 126L81 125V123H79L80 121V119H78L77 120V123L76 122H74L73 123V120L74 121H76V119L79 117L78 115H77V112H79V113H82L83 115H84V113H85V115L84 116H89V114H91L90 116H92V113L91 112H93L92 110H91V106H89V105H91V104H89L88 103V105L86 104V103H83L85 100H82L83 99V97ZM109 96V97H108ZM121 96V97H120ZM216 96H214V98H218V97H216ZM240 96V97H239ZM46 97H48V96H46ZM71 97H73V98H71ZM94 97H95V99H94ZM135 97H133L134 99H135ZM141 97V98H140ZM231 97V98H230ZM238 99H237V98ZM79 98H81L80 100L82 101H80L79 100ZM104 98H106L107 99V104H105L104 103V101L106 100H104ZM115 98L118 100V101H116L115 100ZM121 98V99H120ZM123 98V99H122ZM226 98L224 99V100H226ZM240 98V99H239ZM243 98V99H242ZM90 99V98H89ZM100 99H102V100H100ZM134 99H132L133 101H134ZM228 99V98H227ZM123 100H125V101H123ZM228 100V101H229ZM25 101V102H24ZM97 101V103L95 104V102ZM114 101H116V102H114ZM248 101V100H247ZM14 102V103H13ZM32 102V103H31ZM55 102V101H54ZM79 102H80V105H79ZM123 102V104H121ZM127 103L131 108L130 109H127V108H129V107H127V108H125L126 109V111L124 112L123 111V106H124V104L125 103ZM141 102V103H140ZM230 102H232V100H230ZM243 102V103H242ZM6 103V104H5ZM27 103V104H26ZM71 103H78V104H71ZM115 103H119V107L121 108V109H119V108H116V107H118V105H116ZM238 103V104H237ZM240 103H241V105H240ZM245 103V104H244ZM83 104H86V105H83ZM98 104V105H97ZM101 104V105H100ZM108 105V108H110V109H108L109 111H107L106 112V106L105 105ZM110 104H111V106H110ZM79 105V106H78ZM82 105L84 106V108H82ZM97 105V106H96ZM113 105V106H112ZM114 105H116V107L114 106ZM121 105V106H120ZM123 105V106H122ZM14 106V107H13ZM69 106V107H68ZM74 106L78 109V110H76V108H74ZM89 106V107H88ZM104 106V107H103ZM127 106V105H126ZM125 106V107H126ZM135 108H134V107ZM169 106V107H168ZM248 106V105H247ZM19 107H20V105H19ZM59 107V106H58ZM57 107V108H58ZM114 107V108H113ZM167 107V108H166ZM237 107V108H238ZM5 108V107H4ZM3 108V109H4ZM29 108H30V111H27V110H29ZM61 108H63V109H61ZM102 108V109H101ZM111 108H112V110H111ZM235 108V107H234ZM237 108L236 109H234V110H232V111H230L231 113H235V112H233V111H235V110H237ZM87 109V110H86ZM96 109H98V113H97V110ZM116 109H118V114H117V111H116ZM148 109H150V110H148ZM152 109V110H151ZM155 109V110H154ZM157 109V110H156ZM160 111H159V110ZM166 109L168 110H170V113L174 110V113L175 112H177L178 113V111H179V113H178V116H177V119L178 120H173V119H175L176 117H174V116H172L173 118L171 119V117L169 118L170 119V124H169V120H168V118H164V120H163V117H164V113L166 112ZM178 109V110H177ZM233 109V108H232ZM242 109V110H241ZM258 109H259V111L260 112H262V113H264V106L262 105V104H260V105H258ZM6 110V109H5ZM11 110V109H10ZM9 110V112L11 113L12 112V110L10 111ZM89 110V111H88ZM95 110H96V112H95ZM99 110H100V112H99ZM102 110V111H101ZM112 112H111V111ZM113 110H115V111H113ZM187 110V111H186ZM40 111V112H39ZM62 111V112H61ZM65 111H68V112H65ZM154 111H155V113H154ZM162 111H164V113L162 112ZM196 111V110H195ZM194 111V112H195ZM240 112V114H238L239 112ZM237 112H236V114H237V116L239 115V117L242 115V118H246L247 119V116L248 115H250V111L249 110H247L246 111V113L248 112V115L247 114H244L242 111H244L243 110V108H240V110H238ZM29 112V113H28ZM54 112H55V114H54ZM71 112H74V114H75V116L77 117L76 119H74L73 117H71L69 114H73V113H71ZM88 112V113H87ZM90 112V113H89ZM134 112V113H133ZM245 112V111H244ZM10 113H8V116H11V114ZM37 113V114H36ZM41 113V114H40ZM105 113H102V116H104L105 115ZM121 113V114H120ZM176 113V114H177ZM191 113V114H190ZM231 113H230V115H231ZM34 114V115H33ZM101 114V113H100ZM100 114H98V115H100ZM161 114H163V115H161ZM190 114V115H189ZM228 114V113H227ZM235 114V115H236ZM25 117H24V116ZM43 115V116H42ZM49 115V116H48ZM53 115V116H52ZM67 115H69L70 117H71V120H69V118L67 117ZM97 115V116H98ZM210 115V116H209ZM234 115V114H233ZM245 115H247V116H245ZM12 116H13V113H12ZM35 116V117H34ZM74 116V115H73ZM82 116V115H81ZM80 116V117H81ZM121 116V117H120ZM158 116H159V118H158ZM232 116V115H231ZM37 117L39 118L38 120H37ZM79 117V118H80ZM214 117V118H213ZM232 117H234V116H232ZM239 117H237V118H239ZM14 118V120H15V116L13 117ZM61 118H63V119H65L66 118V120H69L70 122H71V124L69 123V122H67V124L69 123L70 124V126L71 127H73V128H70V129H72V132L73 133H66V134H64L63 132H62V134H61V136H57V138H55V137H52L53 139H57L56 141L55 140H52V141H47V142H45L44 140L43 141H40V140H42V138L44 137L43 135V137L41 136V134H43L44 133V131H43V133H42V130L41 129H46V128H44V127H50V129H52L51 131H53V128H54V130H58V129H61L60 127H59V120L60 121H62V119ZM68 118V119H67ZM125 118V119H124ZM182 118H184V119H182ZM186 118V119H185ZM212 118V119H211ZM220 118H219V120H220ZM237 118H235L236 119V121H238L237 120ZM248 118H249V116H248ZM18 119H21V120H18ZM28 119V120H27ZM158 119H162V120H158ZM234 119V120H235ZM243 119V120H244ZM251 119V118H250ZM250 119H248V121H250L249 123H251V121L252 120H250ZM121 122H120V121ZM134 120V121H133ZM171 120H173V124H172V121ZM189 120V121H188ZM216 120V121H215ZM227 120V119H226ZM242 119H241V117H240V121H241ZM242 120V121H243ZM41 121V122H40ZM79 121V122H78ZM164 121V122H163ZM175 121H177V122H175ZM184 121V122H183ZM186 121H188L189 122V124H188V122L186 123ZM203 121V122H202ZM221 121V120H220ZM245 121V120H244ZM243 121V122H244ZM113 122V123H112ZM119 122L120 123H122V124H124V125H119ZM139 122V123H138ZM203 124V126H204V128L201 126L202 124ZM246 122V121H245ZM16 123H18V125L16 124ZM20 123V124H19ZM25 123V124H24ZM26 123L27 124H33L34 126L37 124V126H33L32 125V129L34 128H37L38 127V125L41 127V128H39L38 129V134L40 133V136H41V139H40V136L37 134V132H35L36 134H34V132H31L30 133V130L28 131V126L26 125ZM76 123V124H75ZM125 123H126V125H128V127L129 128H127V126L125 125ZM137 124V127H138V125H139V127L137 128L136 127V124ZM162 123V124H161ZM221 123H219V124H221ZM248 122H247V124H249ZM253 123V122H252ZM251 123V124H252ZM22 124V125H21ZM45 124H49L48 126H45ZM130 124V125H129ZM132 124V125H131ZM135 124V125H134ZM201 124V125H200ZM207 125V127H206V125ZM30 125V126H31ZM51 125V126H50ZM221 125H223V124H221ZM220 125V126H221ZM22 126V127H21ZM30 126H29V128H30ZM44 126V127H43ZM57 126V127H56ZM82 128H81V127ZM85 126V128H83ZM126 126V127H125ZM134 126H135V128H134ZM159 126H161V127H159ZM163 126V127H162ZM201 126V127H200ZM27 127V128H26ZM43 127V128H42ZM52 127V128H51ZM76 127H77V129H76ZM81 128L80 129V131H79V129L78 128ZM123 127H125V128H123ZM154 127V128H153ZM219 127V126H218ZM6 128V127H5ZM26 128V129H25ZM120 128V129H119ZM125 129V130H123V129ZM137 128V129H136ZM151 128H153V130L151 129ZM159 128H160V130H159ZM161 128H162V130H161ZM194 128V129H193ZM203 128V129H202ZM232 128V129H231ZM24 129V130H23ZM82 129H83V131H82ZM86 129H87V131H88V129H89V131L88 132H86ZM115 129H117V131L118 132H116V130ZM122 129V130H121ZM132 129V130H131ZM152 131H151V130ZM170 129V130H169ZM230 129H231V131H230ZM234 129H235V132H234ZM36 131H37V129H35ZM157 130V131H156ZM201 130H203L202 132H201ZM5 131V132H4ZM40 131V132H39ZM47 131V130H46ZM51 131L49 130V132H50V134H51ZM69 131V130H68ZM79 131V132H78ZM85 131V132H84ZM150 131H151V133H150ZM207 131V132H206ZM238 131V132H237ZM71 132V131H70ZM85 133V135L88 137V136H90L88 139H90V141L89 142H87V144L89 143V145H86V146H88V148H90V149H87V147H86V151L84 150V152H82V151H77V152H73V151H71L70 152V150H71V148L73 147V145L75 144V142H76V140H77V137L75 136L76 134H77V136H79V133ZM90 132V133H89ZM118 133V134H116V133ZM132 132V133H131ZM134 132V133H133ZM143 132V133H142ZM154 132H158V133H156V134H154ZM204 132V133H203ZM17 133V132H16ZM33 133V134H32ZM46 133V132H45ZM44 133V135H46ZM76 133V134H75ZM132 134V137H131V134ZM162 133V134H161ZM194 133V134H193ZM196 133V134H195ZM208 133V134H207ZM236 133V134H235ZM47 134L48 135H50L49 133H48V131H47ZM95 134H97V135H95ZM114 134H116V135H114ZM119 134V135H120ZM167 134V135H166ZM202 134H207L205 137H204V135L202 136ZM238 134V135H237ZM15 135H16V137H15ZM19 135V136H18ZM93 135V136H92ZM94 135H95V137H94ZM152 137H154V138H156L157 136V141H155L156 139H154V138H152ZM155 135V136H154ZM196 135V136H195ZM33 136H34V138H33ZM75 136V137H74ZM194 136V137H193ZM212 136H214V137H216V138H218L217 140V142H215L216 141V138L213 140V138H212ZM236 136H238V138L236 137ZM15 137V138H14ZM58 137H59V139H58ZM97 138V139H99V140H95L94 138ZM159 137H161V138H159ZM166 137V138H165ZM234 137V138H233ZM21 138V139H20ZM92 138H93V140L95 141H93L92 140ZM109 138V137H108ZM132 138V139H131ZM191 138V139H190ZM229 138H230V136H229ZM237 138V139H236ZM23 139V140H22ZM38 140V141H36V140ZM62 139V140H61ZM73 139V140H72ZM100 139H102L103 141H101V142H99L100 141ZM106 139H107V137H106ZM134 139H135V142H134ZM154 139V140H153ZM168 139V140H167ZM171 139V140H170ZM188 139V140H187ZM208 139V140H207ZM236 139V140H235ZM239 139L241 140V141H239ZM250 139V140H249ZM131 140H133V142L131 141ZM142 140V141H141ZM159 140V141H158ZM161 140V141H160ZM191 140V141H190ZM194 140V141H193ZM234 140V141H233ZM238 140V141H237ZM20 142L19 144H18V142ZM22 141V142H21ZM130 141H131V143H130ZM141 142V143H138V146L136 145L137 144V142ZM144 141V142H143ZM147 141H149V142H147ZM152 141V142H151ZM172 141L174 142V143H172ZM197 141V142H196ZM211 141H213V145H212V142ZM236 141V143L234 144V142ZM258 141H259V143H260V141H261V139H258ZM4 142V143H3ZM36 142V144L37 143H39L38 145H36V144H34V143ZM92 142V143H91ZM96 142H99V143H96ZM105 142V143H104ZM145 142H147L146 143V146H144L143 144H145ZM156 142H158L157 143V145H158V149H157V146H156ZM177 142V143H176ZM190 142V143H189ZM223 142V143H222ZM228 143V144H226L227 145V147L225 148L224 147V145H225V143ZM135 143V144H134ZM143 143V144H142ZM149 143V144H148ZM151 143V144H150ZM184 143H185V145H184ZM215 143H216V147L214 146L215 145ZM218 143H219V145H218ZM233 143V144H232ZM17 145V147H20V145L23 147H20V149H22V154H18L17 152H15L16 150H15V146ZM24 144V145H23ZM97 144H98V146H97ZM101 144V145H100ZM147 144H148V146H147ZM154 144H155V147L153 148V146H154ZM170 144V145H169ZM177 144V145H176ZM223 144V145H222ZM93 145V148H96V149H91L92 146ZM132 145V147L130 148V146ZM140 145V146H139ZM143 145V146H142ZM150 145H152V146H150ZM161 145L163 146V147H165L164 149H160V152H157V151H155V150H159V146H160V148H161ZM173 145H174V147H173ZM183 145V146H182ZM196 145V146H195ZM201 145H202V147H203V149H202V147H201ZM239 145H240V147H239ZM253 145V146H252ZM257 145V146H256ZM24 146H25V148H24ZM96 146V147H95ZM221 146V147H220ZM223 146V147H222ZM236 146V147H235ZM238 146V147H237ZM251 146V147H250ZM10 147V148H9ZM15 147V148H14ZM134 147L135 148H137V149H134ZM151 147H152V149H151ZM218 147H220V148H218ZM230 147V148H229ZM232 147V148H231ZM235 147V148H234ZM253 147V148H252ZM100 148V149H99ZM133 148V149H132ZM139 148H142L144 151L143 152H141L140 153V151H141V149H139ZM167 148V149H166ZM226 150V152L228 153V154H230L231 156H233V158L231 157V156H229L228 154H226V152H225V150ZM229 148V149H228ZM246 150H245V149ZM252 148V149H251ZM24 149V150H23ZM98 149V150H97ZM127 149V150H126ZM155 149V150H154ZM209 149V150H208ZM220 149H221V151H220ZM231 149H237L235 152L236 153H234L235 155L237 154H239L238 156H236L235 157V155H233V152H232V150ZM254 149V150H253ZM256 149V150H255ZM260 149V150H261ZM3 150V151H2ZM8 150V151H7ZM26 150V151H25ZM88 150V151H87ZM94 150H96L97 151V154H95L96 153V151H94ZM121 150V149H120ZM135 150V151H134ZM138 150V151H137ZM150 150L152 151V152H154V153H152V152H150ZM165 150V151H164ZM224 150V151H223ZM231 150V152H229ZM248 150H251V151H253L252 153H250V152H248ZM263 150H264V148H263ZM262 150V151H263ZM12 151H14L13 152V154H12ZM127 151V152H126ZM163 151H164V153H163ZM167 151V152H166ZM207 151V152H206ZM223 151V152H222ZM262 151H260L257 155H259V156H262V157H264L263 155V152ZM9 152H11L10 154H9ZM73 152V153H72ZM116 154H114V153ZM137 152H138V154H137ZM150 152V153H149ZM213 152V153H212ZM238 152V153H237ZM7 153V154H6ZM16 153V154H15ZM29 153V154H28ZM127 153V154H126ZM160 153V155H162L163 154V156L164 155H166V156H164V158H166L167 157V159H168V157H169V161L171 160L172 162L174 161H177V159H178V162H177V165H178V163L180 162L179 161V158L181 159V161H183L182 159H187L186 160V166H184V168L182 167V169L181 168H179V169H181L180 171H178V170H173V169H175L176 168V163H172L171 161L169 162V161H167V162H169L170 163V169L171 170H169L168 171V167L169 166H167V168H166V166L164 167L165 168V170H166V172L168 173L169 172V174H172L171 176H172V178H174V180H175V176H177L178 174H179V176H177L178 178H179V180L181 179V183H180V185H178L179 183V180H178V178L176 177V181H178L177 183H175L176 181H174V183L173 184H175L174 186H175V188L177 187V186H179V187H177L178 189L181 187V185H183L184 184V180L186 181L187 179V182H186V184H184V187H185V185H186V187H185V189H188V186H189V190L187 191V192H193L194 193V191H192V187H194L195 188V186H196V188H197V190L199 189L200 190V186L201 185H203L204 183H205V180L207 181L206 183H208V181H210L209 183H210V187L208 186L209 184H207L206 185V183L202 186V187H205V185H206V189H207V186L209 187V190H210V192L211 191H213V189L212 188H218L220 185L219 184H222L221 186H225V185H227L230 181H231V179H233V178H236V177H234L235 175H232V169L233 168H235L236 167V169H238V170H240L241 171V177L242 178H245L244 180H245V182H246V184L245 185H247V186H245V188H244V190L248 187V186H257L258 184H259V187L260 188H257L256 186V189H257V191L254 189V187H252V189H254L252 192H254V193H247V191H250V190H248V189H250L251 187H249V188H247V190H246V192H242V194L240 193L239 194V197H240V195H244L242 198L240 197H238L239 198V200H238V202L240 201L241 203H237L236 202V197L237 196H235L234 197V200L235 201H233V202H235V205H234V203H233V205H231L228 209H225V210H223V212H222V215H223V213L225 214V213H227V214H225V217H227V219H228V216H229V214H231V212H234L233 214H235V216L237 215V213L238 214H242L241 216H244V218L245 217H247V220H248V224L249 225H247L248 227H246L245 229H244V231H246L245 232V235H244V237H247V238H245L244 240H243V238L244 237H242V239L240 238L241 236V234H244L242 231H240L238 234H237V232L236 233H234V236L236 237V235H237V237L235 238L234 236H232V238H235V240L233 241V243H235V241L237 240V243H238V245H236V244H234V245H236L235 246V248L237 247L238 248V250H236L235 248H233L232 250H231V248L232 247H228V246H226L227 244H223V242L221 241V240H219L218 238H214V237H212V238H209V237H211L210 235H207L208 237H206L205 235L206 234H204V229H203V225H204V223L205 222H207V221H209L212 217L210 216V214H207L208 213V204L212 201H209L210 199L209 198H211L212 197V195L210 194V197L209 196H207V195H205L204 194V197H203V194L201 193L200 194V197H201V195H202V197H201V199H200V197L198 198V200L196 201V202H194V205H191V206H189V212L190 211H192V212H190V213H188V212H184L183 214L184 215H180V214H177L176 212H172V209H170L169 207H168V204L166 205L165 203H164V200H163V198L162 197H160V199L158 198V197H155V198H153L151 201H152V204H151V202L149 203V204H151V205H149L148 206V204H146L147 202L146 201H144V199H143V197L141 196V197H138L137 195H136V190H138L139 189V187H140V185L143 183V180H144V182L146 181V179H147V176H148V174H147V172L149 173V170H147V168H146V170H144L145 169V167H144V169H142L143 167H142V165L143 166H145L144 164H141V162L139 161V159H140V157H141V159L142 158H145V156H147V157H151V155H156L157 154V156H155V158L156 157H158V154ZM170 153V154H169ZM206 153V154H205ZM232 153V154H231ZM18 154V155H17ZM129 154V155H128ZM141 154V155H140ZM167 154H168V156H167ZM245 154V155H244ZM247 154H248V156H247ZM250 154L252 155V157H257V160L255 159V158H253L252 159V157L250 156ZM28 156V157H30V158H32V164L31 165H29V166H26V167H22L21 168V170H19V168H18V170L19 171H17V169L16 168H14L13 166H15V165H13V163L14 164H16L17 162H18V164L17 165H19V161H21L22 159H21V157L20 156ZM33 155V156H32ZM82 155H83V158H82ZM91 155L94 157V158H92L91 159ZM96 157H95V156ZM109 155V156H110ZM140 155V156H139ZM144 155V156H143ZM172 157H171V156ZM203 155V156H202ZM241 155V156H240ZM254 155V156H253ZM7 156V157H6ZM15 156H17V157H15ZM112 156V155H111ZM119 157V159H120V161L119 160H117L118 159V157ZM123 156H125L124 158H123ZM180 156V157H179ZM198 156V157H197ZM228 156V157H227ZM243 156V157H242ZM6 157V158H5ZM20 158V160H19V158ZM82 158V160L84 161V160H86V162H84V164H83V171L82 170H80V171H75L74 170V164L75 163H78V161H79V158ZM85 157V158H84ZM153 157V156H152ZM186 157V158H185ZM189 157V158H188ZM194 157V158H193ZM242 157V158H241ZM250 159H248V158ZM81 158H80V161H82L81 160ZM109 158V157H108ZM124 159V161L125 162H123V159ZM139 158V159H138ZM160 158V157H159ZM171 158V159H170ZM203 158V159H202ZM214 158V159H213ZM105 159H107V158H105ZM140 159V160H141ZM166 159V160H167ZM230 159H232V160H230ZM241 159V160H240ZM4 160V161H3ZM70 160V161H69ZM134 160H136V162H134ZM164 160V159H163ZM165 160V161H166ZM214 160H216V161H214ZM252 160V162H250ZM254 160H256L255 162H254ZM60 161V162H59ZM64 161H65V163H64ZM69 161V162H68ZM117 162V163H114V162ZM197 161V162H196ZM200 161L203 163H200ZM205 161V162H204ZM9 162V163H8ZM16 162V163H15ZM74 162V163H73ZM112 163L113 162V164H115V167L117 168L118 167V165H119V168L121 167L122 169L124 168V170H120L119 171V169L117 170H115V172H114V165L112 166L111 164H107V163ZM133 162V165L131 164ZM254 162V164L255 163H260V164H258L257 165V168H259V169H257L258 171H250L251 170V163H253ZM57 163V164H56ZM63 163V164H62ZM67 163H70L69 165L67 164ZM71 163H73V165H71ZM103 163H104V165H103ZM122 163V164H121ZM124 163H127V164H124ZM173 164V169H172V164ZM194 163V164H193ZM243 163H245V164H243ZM1 164H3V165H1ZM10 164L11 165H13L12 167L10 166ZM34 164V165H33ZM100 164H102V165H100ZM117 164V165H116ZM131 164V165H130ZM136 164L138 165V168L136 167ZM164 165H165V162L163 163ZM168 164V163H167ZM188 164V165H187ZM199 164V165H198ZM214 164V165H213ZM263 164V165H262ZM5 165V166H4ZM8 165V166H7ZM71 165V166H70ZM110 167H109V166ZM121 165V166H120ZM123 165V166H122ZM124 165H125V167H124ZM129 167H127V166ZM141 165V166H140ZM163 165V166H164ZM205 165H206V167H205ZM259 165H260V167H259ZM32 166V167H31ZM65 166H68V167H66L68 170H69V173H67L66 171H68L66 168H65ZM70 166V167H69ZM95 166V167H94ZM109 167V168H106V167ZM132 166V167H131ZM136 167V168H134V167ZM162 166V167H163ZM203 166V167H202ZM261 166H262V168H261ZM7 168V167H9L10 169L11 168H13V169H11V170H14V172L15 173H11V177H10V172H11V170H9L8 171V169L9 168H7V171L9 172V173H6L5 175H4V170H5V168ZM16 167V166H15ZM95 169H94V168ZM103 167V168H102ZM111 167H113V168H111ZM141 169H140V168ZM161 167V168H162ZM198 167V168H197ZM4 168V169H3ZM70 168V169H69ZM85 168V169H84ZM120 168V169H121ZM131 168V169H130ZM243 168V169H242ZM247 168V169H246ZM90 169V170H89ZM111 169V170H110ZM204 169V170H203ZM206 169V170H205ZM26 170H27V172H26ZM184 170V171H183ZM249 170V171H248ZM263 170V171H262ZM16 171H17V173H16ZM54 171V172H53ZM56 171V172H55ZM112 171V172H111ZM116 171H118L119 173H117ZM142 171V172H141ZM146 171V172H145ZM163 171V170H162ZM182 171V172H181ZM13 172V171H12ZM24 172V173H23ZM126 172V173H125ZM200 172V173H199ZM263 172V173H262ZM28 174L27 176H26V174ZM54 173V174H53ZM56 173H66V174H68L70 177H68V178H73V176L75 177V179L73 178V180L72 181H70V179H68V178H66L67 180H69V181H64V180H62V182H61V179H60V177L58 176L59 174H57V176L55 177V174ZM76 173V174H75ZM88 173H89V175H88ZM110 175H109V174ZM112 173H113V175L114 176H112ZM115 173H117V174H115ZM255 173V174H254ZM259 173V174H258ZM50 174V175H49ZM103 174H106V175H103ZM126 174V175H125ZM193 174V175H192ZM247 174V175H246ZM71 175H73L72 177H71ZM185 176V175H187V176H185L184 178H186V179H182L181 177L182 176ZM201 175V176H200ZM247 177H246V176ZM251 175V177H249L248 178V176H250ZM4 176H6V177H4ZM35 176H36V178H35ZM42 176V177H41ZM102 176V177H101ZM107 176V177H106ZM112 176V177H111ZM233 176V177H232ZM245 176V177H244ZM8 177H10V178H16L15 180H14V182H13V184H10V183H12L10 180V178H8ZM115 177V178H114ZM261 177H263L262 179H261ZM4 178H6V179H4ZM30 178V179H29ZM56 178V180L54 181V179ZM146 178V179H145ZM193 178V179H192ZM48 179V180H47ZM65 179V180H66ZM103 179V180H102ZM106 179V180H105ZM107 179H109V180H107ZM113 179V180H112ZM117 179V180H116ZM199 181H198V180ZM227 179V180H226ZM251 179H252V181H251ZM76 180V181H75ZM228 180H230V181H228ZM234 180V179H233ZM256 180V182H254ZM4 181V182H3ZM9 181V182H8ZM13 181V180H12ZM47 181V182H46ZM50 181H52L51 182V184H50ZM101 181V182H100ZM110 181H112L111 183H110ZM122 181V182H121ZM250 181V182H249ZM49 182V183H48ZM94 182V183H93ZM99 182V183H98ZM107 182H109L108 184H107ZM115 182H117L116 184H115ZM142 182V183H141ZM202 184H201V183ZM204 182V183H203ZM228 182V183H227ZM260 182V183H259ZM4 183V184H3ZM8 183V184H7ZM42 183V184H41ZM104 183V184H103ZM121 183L122 184H124L123 186L121 185ZM189 183H191V184H189ZM194 183V184H193ZM213 183V184H212ZM256 183H258V184H256ZM10 184V185H9ZM14 184H18V185H14ZM31 184V185H30ZM140 184V185H139ZM176 184H177V186H176ZM199 184H200V186H199ZM260 184H262V185H260ZM16 189H13V187ZM22 185V184H21ZM48 185H50L49 187H48ZM100 187H99V186ZM102 185H105V186H103V188H102ZM121 185V186H120ZM188 185V186H187ZM193 185H195V186H193ZM198 185V186H197ZM10 186V187H9ZM15 186H18V188L17 187H15ZM113 186V187H112ZM119 186V187H118ZM192 186V187H191ZM45 187V188H44ZM47 187V188H46ZM124 187V188H123ZM184 187H181V188H184ZM191 187V188H190ZM212 187V188H211ZM6 188V189H5ZM12 188V189H11ZM173 189H174V191L175 190H178L177 188L175 189L174 187H172ZM195 188V189H196ZM3 189L5 190L4 192H3ZM11 189V190H10ZM18 189V190H17ZM44 189H45V191H44ZM136 189V190H135ZM212 189V190H211ZM14 190L16 191L15 193H13L14 192ZM36 190H37V192H36ZM69 190V191H68ZM263 190V191H262ZM7 191V192H6ZM8 191H11V192H8ZM174 191H173V194H176L178 191L180 192L181 191V189H179L176 193H174ZM259 191H261V192H259ZM18 192V194H16ZM40 192V193H39ZM44 192V194H42ZM55 192V193H54ZM64 194L63 196H62V193ZM74 192V194H71V196H73V197H70V193H73ZM190 192H189V194H190ZM256 192H257V195H256ZM69 193V194H68ZM213 193V192H212ZM244 193V194H243ZM260 193V194H259ZM263 193V194H262ZM9 194V196H11V198L9 197V196H6V195H8ZM39 194H41V195H39ZM65 194H68L67 196L65 195ZM115 196H114V195ZM246 194H250V195H248V198L247 197H245V195ZM38 195H39V197H38ZM48 195V196H47ZM50 195V196H49ZM54 195H55V197H54ZM88 195V196H87ZM126 195V196H125ZM209 195V194H208ZM252 195V198L250 197ZM17 196V197H16ZM59 196H62V197H66L65 199H70V203H69V200L68 201H66V202H68V204H70V207L72 208V206H71V203H74L75 201L77 202V201H79V199H81V198H83L84 196H85V198L84 199H86V201L84 202L83 200V205L84 204H86L87 206H85L87 209L89 208V211L88 210H86L87 212H86V214L89 212L90 214L88 215L87 214V218H84V217H86L84 214H82V216L78 213V215L76 214V215H73V218H70V216L68 217V218H64L63 220H62V218H63V215H67V214H70V211H69V207L67 206L68 204H66L65 203V205H63L64 207H66L67 209H65V210H67V211H64V207L62 206V208H61V206L59 205V200H60V204L62 203L61 202V200L63 199L62 197H60V199H59ZM95 196V197H94ZM262 196V198H260L259 199V197H261ZM6 197H8V198H6ZM13 197V198H12ZM14 197H16V198H14ZM46 197H47V199H46ZM77 197H78V199H77ZM129 197V198H128ZM207 197H209V198H206ZM5 198H6V201H5ZM113 199V201H112V199ZM250 198V199H249ZM16 201H15V200ZM50 199V200H49ZM76 199V200H75ZM88 199H90L91 201H89ZM143 199V200H142ZM212 199V198H211ZM243 199V200H242ZM244 199L246 200H251V202H248L247 200L246 201H244ZM256 199V200H255ZM11 200V201H10ZM55 200H57V202L55 201ZM73 200V202H71ZM163 200V201H162ZM55 201V202H54ZM63 201V200H62ZM81 201V200H80ZM79 201V202H80ZM81 201V202H82ZM202 201V202H201ZM203 201H205L206 202V205H204L205 204V202H204V204H202L203 203ZM232 201V200H231ZM242 201H243V203H242ZM254 201V202H253ZM11 202V203H10ZM13 202V203H12ZM199 202V203H198ZM207 202H209V203H207ZM15 203V204H14ZM45 203V204H44ZM52 203H54V204H52ZM64 203V202H63ZM111 203H112V205H111ZM116 203V204H115ZM131 203V204H130ZM254 203L256 204V206L254 207V210H253V206H254ZM2 204V205H1ZM11 204H13L12 205V208L11 209H9L11 206ZM35 204V205H34ZM47 204V205H46ZM117 205L118 206V209L117 208H115V207H117V206H115V205ZM197 204H198V206L199 205H201V206H199V207H197ZM237 204V205H236ZM244 204V205H243ZM247 204H249V205H247ZM39 205V206H38ZM42 206V208H41V206ZM48 205H50V207L53 209L52 211L53 212H55V211H57V212H59V213H53V214H51V212H48L47 213V211H51V208L48 206ZM58 206L59 205V208H61L62 210H63V212L65 213H63L62 212V210L61 211H58V209L55 207V206ZM95 205H96V207H95ZM133 205V206H132ZM137 205V206H136ZM157 205V206H156ZM247 205V206H246ZM253 205V206H252ZM38 206V207H37ZM56 208H54V207ZM115 206V207H114ZM195 206V207H194ZM203 206V207H202ZM232 206L236 209H238V210H235L234 208V210H232ZM241 206V207H240ZM245 206V207H244ZM251 206V207H250ZM7 209H6V208ZM16 209H15V208ZM31 209H32V207H31V205L29 206ZM39 207L41 208L40 210H42V211H46V213H45V211L43 212V214H42V212H39L38 211V209H39ZM140 207V208H139ZM239 207V208H238ZM251 208V210H249V209H247V208ZM29 208V209H30ZM44 208V209H43ZM48 208V209H47ZM50 208V209H49ZM71 208H70V210H71ZM115 208V209H114ZM169 208V209H168ZM193 208V209H192ZM197 208V209H196ZM200 208H202V209H204L207 213H206V215H204V212H203V210H201ZM227 208V207H226ZM242 208V209H241ZM4 209H6V210H4ZM13 209V210H12ZM15 209V210H14ZM37 209V210H36ZM114 209V210H113ZM116 209L118 210V212L116 211ZM120 209V210H119ZM147 209V210H146ZM191 209V210H190ZM241 209V210H240ZM245 209V210H244ZM12 210V211H11ZM33 210V209H32ZM91 210V211H90ZM142 210V211H141ZM226 210H228V211H226ZM231 210V211H230ZM240 210V211H239ZM5 211H6V213H5ZM8 211V212H7ZM14 211V212H13ZM27 211H29L30 212V210H28V207L27 208H24L23 209V211L22 212H27ZM169 211H170V213H169ZM220 210H218L217 211V214H216V211H214L213 212V215H216L217 217H218V213H220L219 212ZM226 211V212H225ZM235 211H237V212H235ZM243 211H245V212H243ZM247 211V212H246ZM21 212V211H20ZM146 212V213H145ZM150 212H152V215H151V213ZM162 214H161V213ZM165 212H166V214H167V212L169 213V217L167 216L166 217V214H165ZM194 212V213H193ZM243 212V213H242ZM18 213V212H17ZM62 214L61 216H62V218L60 217V215H58V214ZM145 213V214H144ZM148 213H150V214H148ZM172 213H174V214H172ZM201 213H202V215H201ZM258 213V214H257ZM20 214V213H19ZM23 214V213H22ZM39 214H41L40 215V217H39ZM47 214V215H46ZM53 215V216H51V217H53V219L51 220V218H50V216L49 215ZM93 216H92V215ZM156 215V217H157V221L158 222H156V220H155V222H154V220L153 219H156L155 218V215ZM176 214V215H175ZM29 215H31V219H32V217H34L35 218V216H32L33 215V213H29ZM44 215V216H43ZM56 215H58L59 217H58V219H56L55 217H57ZM66 215H65V217H66ZM92 217H91V216ZM140 215V216H139ZM142 215V216H141ZM181 217H179V216ZM207 215H209L211 218L210 219H208V216ZM263 215V216H262ZM20 216H21V214H20ZM68 216V215H67ZM75 216L76 217H81L80 219H78V218H75ZM175 216H177V217H175ZM194 216H199L198 218H196V220H198V219H202V220H204V218H205V220H206V217H207V219L208 220H204V221H200V222H203V224L202 223H200V224H198L199 222L198 221H196L195 220V218H194ZM206 216V217H205ZM231 216H234V215H230L229 216V218H230V220L232 221L233 219H234V217H231ZM14 217H15V219H14ZM45 217H46V219H45ZM160 217V218H159ZM173 217V218H172ZM186 217V218H185ZM193 217V218H192ZM220 217H222L221 215H220ZM224 217V216H223ZM224 217V218H225ZM49 220H48V219ZM61 218V220L62 221H59V219ZM133 218V219H132ZM151 218H153V219H151ZM177 218V219H176ZM249 218V219H248ZM252 220H251V219ZM56 221H55V220ZM66 219H69L68 221L66 220ZM70 219H73L75 222H73V220H71L70 221ZM77 219V220H76ZM85 219H88V221L86 220V223L88 222V225L87 226H84L83 227V225H85L84 224V222L81 224V222H79V220L80 221H84ZM95 221H94V220ZM169 219V221L170 222H172V220H173V222H172V224H170V226H172V227H170V226H167V228L166 227H162V226H164V222L166 223V221ZM171 219V220H170ZM175 219V220H174ZM179 219H180V221H179ZM212 219H215V216H214V218H212ZM217 219V218H216ZM9 220H10V222H9ZM185 220V221H184ZM193 220H195V222L193 221ZM229 220V221H230ZM250 220V221H249ZM257 220V222H255ZM3 221V222H2ZM57 221H59L60 222V224H61V227L62 228H60L59 227V222H57ZM92 221L94 222L93 224H92ZM163 221V222H162ZM174 221H176V223L178 222V225L174 222ZM210 221H212V220H210ZM259 221V222H258ZM5 222V223H4ZM52 222H56V223H53L52 225H53V227L52 226H50L51 225V223ZM68 222L70 223V222H73L75 225H71V224H73V223H70V224H68ZM77 222V223H76ZM98 222V223H97ZM169 222V223H170ZM188 222H189V224H188ZM251 222H253V223H251ZM255 222V223H254ZM24 223V222H23ZM58 223V224H57ZM65 223V224H64ZM67 223V224H66ZM129 223V224H128ZM133 223V224H132ZM159 223V224H158ZM163 224V225H161V224ZM173 223H175V226L173 225ZM186 223V224H185ZM195 223V224H194ZM0 224V225H1ZM20 224V223H19ZM27 224H29V223H27V221L25 220V225L26 226H29V225H27ZM47 224V225H46ZM64 224V225H63ZM77 224H80V225H77ZM90 224H91V226H90ZM98 224V225H97ZM128 224V225H127ZM157 224V225H156ZM167 224V223H166ZM192 224V225H191ZM202 224V225H201ZM255 224V225H254ZM258 224V225H257ZM260 224V225H259ZM22 227H23V224H20ZM37 225V224H36ZM57 225V226H56ZM63 225V226H62ZM82 225V226H81ZM141 225H140V227H141ZM159 225V226H158ZM169 225V224H168ZM26 226H25V228H26ZM42 226H44V227H46L45 229H44V227L42 228ZM56 226V227H55ZM70 226V227H69ZM75 228H74V227ZM77 226H81L79 229L77 228ZM90 226V228H91V230H93L92 232H94V234H95V231H96V233H97V237L96 236H94L95 238H97L99 241H97V240H94V241H90L89 242V244L88 245H86L85 243H86V241L88 240H90V239H87V237H88V234L89 233H91V231L88 229V227ZM232 225H228L227 227H226V229H228V231H226L227 233V235H229V232L230 231H232V228L233 227H231ZM253 226V227H252ZM21 227V228H22ZM49 227H51V229L49 228ZM71 227H73L74 228V230L73 229H71ZM160 227V228H159ZM229 227H230V229H229ZM48 228H49V230H48ZM53 228V229H52ZM68 228H70L71 229V231L68 229ZM93 228H95L96 230H94ZM132 228V227H131ZM130 228V229H131ZM154 228V229H153ZM164 228V229H163ZM191 228V229H190ZM253 228V229H252ZM22 229H24V228H22ZM29 229H32V228H29ZM78 229V230H77ZM163 230V231H161V230ZM183 231H182V230ZM251 229V230H250ZM257 229V230H256ZM50 231V232H48V231ZM65 230V231H64ZM99 230V231H98ZM199 230H201L203 233V235L205 236V237H203V235H201V232L199 231ZM33 231V232H32ZM46 231V232H45ZM55 231V230H54ZM53 231V232H54ZM69 231L71 232V233H69ZM82 233H81V232ZM84 231V232H83ZM87 231H89V233H87ZM100 231H101V233H100ZM155 231V232H154ZM248 231V232H247ZM42 232V233H41ZM45 233V235H44V233ZM79 232H80V234H79ZM87 233V235H86V233ZM150 232V233H149ZM161 232V233H160ZM242 232V233H241ZM46 233H48V235L46 234ZM84 233H85V235H84ZM186 233V234H185ZM200 233V234H199ZM247 233V234H246ZM35 234V235H34ZM39 234V235H38ZM40 234H42L43 236H40ZM142 234V233H141ZM145 234H144V236H145ZM236 234V235H235ZM31 235V236H30ZM32 235L34 236V237H32ZM53 235V234H52ZM51 235V236H52ZM96 235V234H95ZM127 236V238H126V236ZM246 235H248V236H246ZM25 236V237H26ZM87 236V237H86ZM92 235H90L89 234V237H91ZM109 236H111V237H109ZM141 236H143V234L141 235ZM139 237V235H138V237H135V238H138L139 240L141 239V241H139L138 239H137V243H141L142 242V239L144 238V239H146V241L147 242H149L150 240H147L149 237ZM148 236V235H147ZM243 236V235H242ZM26 237V240L28 239ZM46 239H45V238ZM81 237H82V239H84L83 240V242H85V243H82L83 245H85V247L81 244V242L79 243H77L78 244V246H80V244L82 245V248H84V249H82L81 250V246L80 247H78L76 244H75V238L76 239H78L77 241H80V239H81ZM84 237H86V239L84 238ZM88 237V238H89ZM156 238V237H155ZM214 238V239H213ZM240 238L241 239V242L239 243V240L238 239ZM22 239V238H21ZM25 239V238H24ZM24 239H22L23 241H24ZM65 239V241L67 240L66 238H64ZM63 239V240H64ZM124 239V240H123ZM129 239V238H128ZM127 239V240H128ZM40 240V239H39ZM61 239H60V236H59V241H60ZM86 240V241H85ZM92 240V239H91ZM136 240V239H135ZM181 240V241H180ZM188 240V241H187ZM219 240V241H218ZM243 240V241H242ZM7 241H9V240H7ZM18 241L20 242V239L18 238ZM30 241H27V242H25V243H29ZM58 241V240H57ZM76 241V242H77ZM97 241V242H96ZM144 241V240H143ZM187 241V242H186ZM222 243H221V242ZM36 242V243H37ZM94 242H96V243H94ZM147 242H145L144 241V244H146ZM8 243V242H7ZM36 243L34 244V241H33V243L32 242H30V244L31 245H29V244H25V245H28L29 247H25V248H30L31 246H32V248H33V246H36V248H31L32 250H31V252H30V249L27 251V249H26V252H27V254H26V259L27 260H29V258H30V256L32 257V258H34V259H32V258H30V260H29V262H31L32 264H39L40 262H37L38 260L37 259H39L40 260V255L39 254H41V253H43V254H45L46 255V252H45V249H47L46 247H44V246H37L36 245ZM124 243V244H123ZM21 245H22V241H21V243H20ZM34 244V245H33ZM94 244V245H93ZM95 244H97V246H95ZM243 246H242V245ZM1 245V244H0ZM23 245H24V243H23ZM93 245V248L96 250H94V249H90V250H88V252H87V254H86V251H87V249H89V247H91V246ZM115 247H114V246ZM121 245H122V247H121ZM157 245H158V248H157ZM239 245H241V247L239 246ZM2 246V245H1ZM0 246V250L2 249V248H4V247H1ZM77 246V247H76ZM113 246V247H112ZM263 246V247H262ZM38 247L40 248V249H38ZM107 247V248H106ZM110 247H112V248H110ZM121 247V248H120ZM127 247V246H126ZM240 247V248H239ZM24 248V249H25ZM106 248V249H105ZM120 248V249H119ZM184 248V249H183ZM36 251H35V250ZM44 249V250H43ZM86 249V250H85ZM122 249V250H121ZM241 249V251H239ZM93 250V251H92ZM157 250L159 251V252H157ZM192 252H191V251ZM194 250V251H193ZM2 252L4 251L3 249L1 250ZM41 251V252H40ZM47 251V250H46ZM99 251V252H98ZM188 251V252H187ZM220 251V252H219ZM238 251V252H237ZM244 251V252H243ZM252 251V252H251ZM2 252L0 253V255L2 254ZM30 252V253H29ZM36 252V254L38 253V255H36L35 254V257H34V254L33 253H35ZM191 253L190 255L188 254V253ZM197 252V253H196ZM242 252V253H241ZM13 253V252H12ZM23 253H24V251H23ZM22 253V254H23ZM31 254V255H29V254ZM48 253V252H47ZM74 253H76V252H74ZM82 253V254H81ZM90 253H91V255L92 256H89L90 255ZM103 253V254H102ZM185 255H184V254ZM194 255H193V254ZM217 253V254H216ZM251 253V254H250ZM4 254H6L5 252H4ZM21 254V255H22ZM43 254H41V256L43 255ZM213 254H215V255H213ZM244 254H246L247 255V257H246V255H245V257L243 256ZM3 255V254H2ZM45 255H43V256H45ZM101 255V256H100ZM193 256V258H192V256ZM249 255H250V258H249ZM4 256V255H3ZM25 256V255H24ZM43 256H42V258H43ZM62 256H64V255H62ZM70 256H73V262H71L70 263V261H71V258H70ZM77 256V255H76ZM98 256V257H97ZM104 256V255H103ZM22 257V259H23V261L25 260L24 259V257H23V255L21 256ZM29 257V258H28ZM37 257V258H36ZM88 257H89V259H88ZM91 257V258H90ZM200 257L203 259V261H201L200 260ZM260 257V258H259ZM57 258H59L58 256H57ZM146 258V257H145ZM160 258V259H159ZM162 258V259H161ZM179 258H182V259H180L179 260ZM197 258V259H196ZM196 259V260H195ZM205 259V260H204ZM250 259H252V260H250ZM27 260H25V262L27 261ZM37 260V261H36ZM63 260V261H64ZM158 260H159V262H158ZM163 260V261H162ZM183 260V261H182ZM250 260V261H249ZM41 261V260H40ZM59 261H60V258H59ZM68 261V262H67ZM79 261H81L80 263H79ZM90 261V262H89ZM147 261V262H146ZM182 263H181V262ZM247 261H249L248 263H247ZM28 262V261H27ZM26 262V263H27ZM28 262V264H30ZM35 262H37V263H35ZM46 262V263H45ZM57 262V264H60L61 263V261L60 262H58V261H56ZM76 262V263H75ZM164 262V263H163ZM237 262V263H236ZM51 264V262H49V261H44V264ZM64 263V264H65ZM54 264V263H53ZM56 264V263H55ZM63 264V263H62ZM93 264V263H92ZM109 264H113L112 262L111 263H109ZM129 264V263H128ZM131 264H135V262H133V263H131Z\"/></svg>","mask_w":264,"mask_h":264},{"label":"bare ground","instance_id":"obj_2","mask_svg":"<svg viewBox=\"0 0 264 264\" xmlns=\"http://www.w3.org/2000/svg\"><path fill=\"white\" fill-rule=\"evenodd\" d=\"M2 1H3V0H0L1 3H2ZM4 1H5V0H4ZM4 1H3V2H4ZM28 1L30 2V0H28ZM31 1H32L31 3H33L35 0H31ZM38 1H40V0H38ZM41 1H42V0H41ZM64 1H65V0H64ZM67 1H68V0H67ZM75 1H76V0H75ZM120 1H121V0H119L118 2H120ZM122 1H123V0H122ZM130 1H132V2H131L132 4H133V3L135 4V3L137 2V4L139 3V5L141 4L143 7L145 6V3H146V5H147V7L145 6L146 8H148L149 6H151V8H150V7H149V8L152 9V10H153V8H154V6L151 5L152 3L154 4V2H150L151 0H150V1H149V0H138L139 2H138L137 0H135L136 2L133 1V0H130ZM147 1H148V3L150 2V3H149V6H148ZM161 1H162V0H161ZM196 1H198V0H196ZM196 1H195V3H197ZM201 1L204 2L205 0H201ZM207 1L209 2L210 5H211L212 2H213V3H214V6H215V4H217L218 6L220 5L219 7L222 6V4H221V0H217V1L213 0L211 3H210L211 0H207ZM214 1H215V2H214ZM228 1H229V0H228ZM244 1L246 2V0H244ZM250 1H251V0H250ZM250 1H249V2H250ZM257 1H258V2H257ZM262 1H264V0H262ZM7 2H8V1L6 0V3H4V4H5V7L8 6ZM9 2H10V1H9ZM52 2H53V0H52ZM59 2H60V1H59ZM70 2H71V0H70ZM70 2H69V3H70ZM73 2H74V1H73ZM86 2H87V1H86ZM86 2H85V5H83V6H85V7L87 8V5H88V4H87ZM88 2H89V4H90V2H91L90 6H88V7H91V6H92V7H91L92 10L95 11L94 9H96V7L98 8V6H99V9L104 8V6H105L106 9H108V8L111 9L112 6H113V8H114V7H115V4H116L117 1H116V0H115V1H114V0H107V1L104 0V2H103L102 0H91V1L88 0ZM114 2H115V4H114ZM118 2H117V4H118L117 6H119V4H121V2H120V3H118ZM126 2H127V1H125V2L123 1V2H122V5H120V6H122L121 9H120V6L117 7V8H119L118 10H117L116 8H115V10L112 8V9L115 11V13H117V14H113L114 16L112 17V19H110L109 15H108V18H109L110 20H109L108 18L106 19L107 16H106L104 19H101V18L99 17V18L101 19V22H102V23H101L100 21H99V22L101 23V25H102L103 27H105V28L107 29V32H110V33H111V31H112V33L115 32L116 35H119L121 38H119V36H116V37H117L118 39H120L121 41H124V43L127 42V44H128V43H129V44H130V43L132 44V42H135V44L137 43V46L139 47V41H138V40H141L142 36L147 35V33H149V32H153L155 29H157L158 25H162V24H163V20H164V22H165L168 18H167V19L165 18V19L161 20L160 18H158L159 16L157 17L156 15L153 14V17H155V18L151 17V18H152L151 20L148 19V20H149V21H148L149 23H151L150 21H152L151 24H149V25H143L144 23L142 24V22H140L141 24L139 23V24L135 25L134 28H133V21H132V25H131V22H130L129 25H131V27H132L134 30L131 31V34H130V35H128V34L124 35V34H122V33H123L122 30H123V28H125V27H124V26H125L124 23L127 22V21L124 22V20H126V19L128 18V17H126V16H130V15H127V14H126V15H123V14L126 13V12H128V14H129V11L131 10V9H129V11H128V10H125V9H128V8H126L127 5H126V7H123L124 3H126ZM155 2H156V1H155ZM175 2H176V1H175ZM208 2H206V3H207V6L205 5L207 8H208V6H209ZM222 2H223V0H222ZM245 2H244V3H245ZM255 2H256V3H255ZM23 3H24V2H23ZM23 3H22V5L25 6L26 4H23ZM38 3H39V4H37V0H36V1L34 2V6H33V7H28V6H32V5H33V4H32V5L25 6V8H26V7H27V8H30V9L32 8V10H34V11H35V9H36L37 12H38L39 10L42 11V10H43L44 0L42 1L41 4H40V2H38ZM45 3H47V2H45ZM53 3H55V4H57V5L60 4V3H56V2H53ZM61 3L64 4L63 1H62ZM66 3H67V2H66ZM77 3H78V2H77ZM162 3H163V2H162ZM198 3L202 4V2H200V0L198 1ZM227 3H228V2H227ZM227 3H226V4H227ZM254 3H255L254 7L251 6V7H252L251 9L254 8V9L252 10V14H250V16H246V19H247L248 17H250V19H253V21L250 22L249 24H246V23H245L246 25H250L251 27H253V26L251 25V23H254V22L257 21L259 18H262L261 11H263V7H262V10H261V5H262L261 0H260V1H259V0H254ZM254 3H252V1H251V4H252V5H253ZM67 4H68V3H67ZM73 4H76V2H74ZM82 4H83V3H82ZM137 4H135V5H137ZM157 4H159V3H157ZM168 4H169V3H168ZM248 4H249V3H248ZM0 5H1V4H0ZM2 5H3V3H2ZM48 5H49V4H47V6H48ZM68 5L70 6V4H68ZM68 5H67L68 8H71V9L74 10V8L71 7V6H75V5H71L70 7H69ZM100 5L103 6V7L100 8ZM129 5H130V4H129ZM139 5H138V6H139ZM165 5H166V4H165ZM165 5H163V6H165ZM217 5H216V6H217ZM15 6H16V5H15ZM40 6H42V8H41ZM51 6L53 7V4H51ZM51 6H50V8H51V9H50L51 12H52V9L54 10V8H56L55 11L58 12L59 9H57V7H56L55 5H54V6H55L54 8H52ZM59 6H60V11H59L58 13L56 12V14H58V16H60V15H61V16H62V15H65L66 13H65V14H62V13H61L60 15H59V13L62 12V10H64L63 13L66 12V11H68V8L66 7V8H67V9H66V8L62 7V9H61L62 4H61V5H58V7H59ZM64 6H66V5H64ZM124 6H125V5H124ZM130 6H131V5H130ZM133 6H134V5H133ZM138 6H136V7H138ZM142 6H141V7H142ZM152 6H153V7H152ZM158 6H159V5H158ZM158 6L155 5V10H157L156 7L159 8ZM161 6H162V4H161ZM163 6H162V8L160 7V11L158 10V13H157L155 10H153V11H155L157 14H160V15H161V14H163V15L166 14V15H167V13H168V17H170L171 14H172L171 12H173L174 9H176V6L173 5L175 8L172 6L173 9H170L171 12H169V10H168L167 8H163ZM166 6L169 7L168 5H166ZM192 6H193V5H192ZM198 6L200 7L201 5L198 4ZM203 6H204V4H202L201 7H203ZM205 6H204V8H205ZM214 6H213V8L216 7V6H215V7H214ZM262 6H263V5H262ZM0 7H1V6H0ZM2 7L5 8L4 6H2ZM2 7H1V10L3 9ZM76 7H77V5H76ZM76 7H75V8H76ZM93 7H94V9H93ZM195 7H196V6H195ZM195 7H194V8H195ZM199 7H196V8H199ZM211 7H212V5H211ZM222 7H223V6H222ZM224 7H225V0H224ZM25 8H22V10L24 9V10L27 11L28 9H27V8L25 9ZM79 8H80V10H81L80 12H82V9H81L80 6H79ZM91 8H89V9H91ZM124 8H125V9H124ZM129 8H130V7H129ZM131 8H132V7H131ZM138 8H140V6H139ZM149 8H148V9H149ZM194 8H192V9H194ZM196 8H195V9H196ZM204 8H203V9H204ZM217 8H218V7H217ZM48 9H49V8H48ZM110 9H108V11H109ZM122 9H123V11L125 10L124 13L121 11ZM133 9L136 10V9H135V6H134ZM150 9H149V10H150ZM165 9L168 10V11H166ZM178 9H179V8H178ZM181 9H182V7H181ZM184 9H185V8H184ZM195 9H194V10H195ZM199 9H201V8H199ZM199 9H198V10H199ZM210 9H212V8H210V6H209V10H210ZM215 9H216V8H215ZM222 9H223V8H222ZM1 10H0V11H1ZM3 10H4V9H3ZM45 10H46V9H45ZM50 10H49V11H50ZM69 10H70V9H69ZM75 10H76V11H75ZM75 10H74V11L77 12V9H75ZM85 10H86V9H85ZM87 10H88V9H87ZM87 10H86V11H87ZM138 10H139V9H138ZM176 10H177V9H176ZM194 10H192V12H193ZM201 10H202V9H201ZM204 10H205V9H204ZM207 10H208V9H207ZM207 10H206V11H207ZM245 10H248V9L246 8ZM28 11H29V10H28ZM40 11H39V13H41ZM43 11H44V10H43ZM43 11H42V12H43ZM47 11H48V10H47ZM74 11H71V12H74ZM86 11L83 10V13L86 12ZM88 11H90V10H88ZM88 11H87V14H86V15L89 14ZM98 11H99V10H98ZM98 11H97V13H98ZM108 11H105V13L107 14ZM111 11H112V10H111ZM116 11H117V12H116ZM179 11H180V10H179ZM181 11H182V10H181ZM190 11H191V10H190ZM190 11H189V12H190ZM195 11H196V10H195ZM199 11H200V10H199ZM199 11H197V12H199ZM202 11H203V10H202ZM202 11H201V12H202ZM206 11H204V12H206ZM3 12H4V11H3ZM23 12H24V14H25V11H23ZM31 12L35 14V12L30 11V13H31ZM37 12H36V13H37ZM71 12H70V13H71ZM75 12H74V13H75ZM91 12H92V11H91ZM91 12H90V13H91ZM95 12H96V11H95ZM95 12H92V13L95 14ZM103 12H104V11H103ZM137 12H138V11H136V13H135V11H133V13H134L135 15L137 14ZM166 12H167V13H166ZM175 12H176V11H175ZM187 12H188V10H187ZM197 12H195V13H197ZM204 12H202V13L204 14ZM208 12H209V11H208ZM258 12H260V15H258ZM30 13H29V14H30ZM74 13H73V14H74ZM83 13H82V14H83ZM100 13H102V12L100 11ZM105 13H104V14H105ZM111 13H112V12H111ZM113 13H114V12H113ZM133 13H132V14H133ZM142 13H143V12H142ZM142 13H141V14H142ZM148 13L151 14L152 11H148ZM176 13H177V12H176ZM182 13H183V12H182ZM195 13H193V16H191L192 18L194 17V14H195ZM210 13H211V12H210ZM247 13H248V15H249V11H248ZM262 13L264 14V11H263ZM0 14H1V12H0ZM26 14H27V12H26ZM26 14H25L24 16H26ZM67 14H68V13H67ZM75 14H76V13H75ZM75 14H74V15H75ZM108 14H109V13H108ZM134 14H133V15H134ZM203 14H202V15H203ZM206 14H207V12H206ZM208 14H209V13H208ZM230 14H231V13H230ZM242 14H243V13H242ZM13 15H14V14H13ZM18 15H20V14H18ZM22 15H23V14H22ZM30 15H31V14H30ZM37 15H38V14H37ZM37 15H36V16H37ZM53 15H54V14H51L50 17L52 18ZM91 15H92V14H91ZM96 15H99V13L96 14ZM102 15H103V14H102ZM133 15L130 16L129 18L133 17ZM137 15H139V14H137ZM169 15H170V16H169ZM198 15H201V14L199 13ZM198 15H197V16H198ZM204 15H205V14H204ZM243 15H244V14H243ZM246 15H247V14H246ZM251 15H252V16H251ZM16 16H17V14H16ZM28 16H29V15H28ZM48 16H49V15H48ZM58 16H57V15L54 16V17H56L55 20H57V21H56L57 23H59L58 21L60 20V19L58 18ZM69 16H70L69 18H73V17H74L73 19H69V21H73V20L76 18V15L73 16V17H71V15L69 14ZM100 16H101V15H100ZM103 16H104V15H103ZM111 16H112V15H111ZM123 16H124V17H123ZM144 16H145V15H144ZM187 16H188V13H187ZM187 16H186V17H187ZM210 16H211V15H210ZM232 16H233V15H232ZM2 17H3V16H2ZM2 17H1V19H2ZM18 17H21V16H18ZM30 17H31V16H30ZM45 17H46V16H45ZM80 17H81V16H80ZM85 17H89V16H85ZM91 17H92V16H91ZM96 17H97V16H96ZM96 17H94V18L96 19ZM122 17H123V19H122ZM161 17H162V15H161ZM163 17H164V16H163ZM163 17H162V18H163ZM165 17H166V16H165ZM189 17H190V14H189ZM201 17H202V16H201ZM230 17H231V16H230ZM230 17H229V18H230ZM256 17H258V19H257ZM3 18H5V16H4ZM6 18H7V16H6ZM60 18H61V17H60ZM124 18H125V19H124ZM137 18H139V17H137ZM146 18H147V17H146ZM231 18H232V17H231ZM58 19H59V20H58ZM97 19H98V18H97ZM153 19H154V21H153ZM155 19H157V20H155ZM196 19H197V18H196V16H195V20H196ZM211 19H212V18H211ZM242 19H243V18H242ZM49 20H50V19H49ZM52 20H54V19L52 18ZM55 20L53 21V23L55 22ZM65 20H66V18H65ZM65 20L63 19V22H64V23H65ZM67 20H68V18H67ZM75 20H76V19H75ZM90 20H91V19H90ZM90 20H89V21H90ZM122 20H123V21H122ZM244 20H245V19H244ZM3 21H4V20H3ZM44 21H45V20H44ZM77 21H78V20H76V23H78ZM79 21H80V20H79ZM91 21H92V20H91ZM140 21H142V20H140ZM198 21H199V20H198ZM207 21H208V20H207ZM233 21H234V20H233ZM237 21H238V20H237ZM245 21H248V19L245 20ZM249 21H250V20H249ZM259 21H261V20H259ZM34 22H36V21H34ZM40 22H41V21H40ZM56 22H55V25H56V27H57ZM81 22H83V21H81ZM135 22H136V21H135ZM138 22H139V21H138ZM161 22H162V24H161ZM167 22H168V21H167ZM219 22H220V20H219ZM229 22H230V21H229ZM2 23H3V22H2ZM4 23H5V22H4ZM48 23H49V22H48ZM51 23H52V22H51ZM53 23H52V24H53ZM61 23H62V22H61ZM64 23H63V25H64ZM67 23H68V22H67ZM67 23H65V26L67 25ZM74 23H75V22H74ZM83 23H84V22H83ZM100 23H99V24H100ZM159 23H160V24H159ZM195 23H196V22H195ZM231 23H232V22H231ZM233 23H234V22H233ZM241 23H242V22H241ZM33 24H34V23H32V26H33ZM72 24H73V23H72ZM79 24H80V23H79ZM135 24H136V23H135ZM147 24H148V23H147ZM205 24H206V23H205ZM212 24H213V23H212ZM227 24H228V23H227ZM257 24H259V22H257ZM6 25H7V24H6ZM6 25H5V26H6ZM48 25H49V24H48ZM68 25H69V24H68ZM77 25H78V24H77ZM83 25H84V24H83ZM87 25H89V24H87ZM126 25H127V24H126ZM213 25H214V24H213ZM241 25H242V24H241ZM243 25H244V24H243ZM243 25H242V27L246 29V27H244ZM253 25H254V24H253ZM2 26H4V24H3ZM7 26H8V25H7ZM7 26H6V27H7ZM36 26H37V25H36ZM53 26H54V25H52V27H53ZM61 26H62V25H61ZM65 26H64V28H65ZM84 26H85V25H84ZM98 26H99V25H98ZM184 26H185V25H184ZM232 26H233V25H232ZM236 26H237V25H236ZM255 26H256V29H257V25H256V24H255ZM255 26H254V27H255ZM56 27H54V28H56ZM62 27H63V26H62ZM66 27H68V26H66ZM185 27H186V26H185ZM208 27H209V26H208ZM211 27H213V26H211ZM223 27H224V26H223ZM239 27H240V26H239ZM247 27H248V26H247ZM251 27H250V29H254V27H253V28H251ZM258 27H259V26H258ZM0 28H1V24H0ZM8 28H9V27H8ZM8 28L2 27V30H0V34H1V32H2L3 34H1V35H4L5 37H7V35H8L9 33L12 34L11 32H8V31H7V30L10 31V30H12V29H11V28L8 29ZM31 28H32V27H31ZM38 28H39V27H38ZM64 28H63V29H64ZM80 28H81V27H80ZM80 28H79V29H80ZM82 28H83V27H82ZM99 28H100V26H99ZM127 28H129V27H127ZM127 28H126V29H127ZM193 28H195V27H193ZM198 28H199V27H197V29H198ZM202 28H203V27H202ZM233 28H234V27H233ZM243 28H240V29L242 30ZM6 29H7V30H6ZM42 29H43V27H42ZM63 29H62V30H63ZM74 29H75V28H74ZM245 29H244V30H245ZM256 29H255V30H256ZM55 30H56V29H55ZM64 30H65V29H64ZM66 30H67V29H66ZM68 30H69V28H68ZM68 30H67V31H68ZM108 30H109V31H108ZM128 30H129V29H128ZM180 30H181V32H182V29H180ZM226 30H227V29H226ZM229 30H230V29H229ZM247 30H249V29H247ZM6 31H7V33H6ZM14 31H16V30H14ZM52 31H53V30H52ZM70 31L73 32V31H76V29H75V30L71 29ZM80 31H81V30H80ZM82 31H83V30H82ZM85 31H86V30H85ZM88 31H89V30H88ZM93 31H94V30H93ZM123 31H124V30H123ZM125 31H126V32H129V31H127V30H125ZM158 31H159V30H158ZM202 31H203V30H202ZM209 31H210V30H209ZM230 31H231V30H230ZM45 32H46V31H45ZM48 32H50V31H48ZM63 32H64V31H63ZM71 32H69L70 35H71ZM77 32H78V31H77ZM77 32H74V33H73L74 37H76L77 34L79 35V33H81V32H79V33H77ZM121 32H122V33H121ZM183 32H184V31H183ZM194 32H195V31H194ZM238 32H239V31H238ZM56 33H57V32H56ZM56 33L54 32V34H56ZM59 33H60V32H59ZM65 33H68V32H64V36L66 35V36L68 37V35L65 34ZM75 33H76V35H75ZM86 33H87V32H85V34H86ZM115 33H114V34H115ZM185 33H186V32H185ZM185 33H184V34H185ZM204 33H205V31H204ZM224 33H226V32L224 31ZM240 33H242V32L240 31ZM256 33H257V32H256ZM6 34H7V35H6ZM47 34H48V33H47ZM51 34H52V33H51ZM57 34H58V33H57ZM82 34H83V33H82ZM143 34H144V35H143ZM155 34H156V30H155ZM193 34H194V33H193ZM196 34H197V32H196ZM196 34H195V36H196ZM227 34H228V32H227ZM245 34H246V33H245ZM22 35H23V34H22ZM29 35H30V34H29ZM40 35H41V34H40ZM87 35H88V38H89V34H87ZM87 35H86V36H87ZM153 35H154V34H153ZM211 35H212V34H211ZM246 35H247V34H246ZM26 36H27V35H26ZM34 36H35V35H34ZM51 36H52V35H51ZM58 36H59V35H58ZM64 36H63V39H62V40H65V41H66V43H64V45H66V46H64L63 43H61L62 45L59 43L60 45L58 44V46H64V47L61 48V49H60V47H59V49H60L61 51H60V52H56V53H61V55L59 54L60 57H58V56H59L58 54H56V56H55V55L53 54V52H51L52 54H50V56L54 55L53 57H57V59L54 58L55 60H59V59L61 60V59H62V56H63V59H64V57H65L64 55L66 54V51H67L68 53H69V52L71 53V50L74 49V48H73V47H74L73 45H76V46H77V44H78L77 41H76L77 44H76L75 41H74V39H76L77 37H76V38H73V40H72L71 37H73V36H69L70 39H69V38H66V39H65ZM66 36H65V37H66ZM79 36H80V35H79ZM94 36H95V35H94ZM94 36H93V37H94ZM164 36H165V35H164ZM188 36H189V35H188ZM190 36H191V35H190ZM193 36H194V35H193ZM193 36H192V38H194ZM0 37L2 38V36H0ZM54 37H55V36H54ZM81 37H83V35H82ZM93 37H92V38H93ZM144 37H145V36H144ZM161 37H162V36H161ZM173 37H174V36H173ZM215 37H216V36H215ZM219 37H220V36H219ZM3 38H4V37H3ZM14 38H17V37H14ZM27 38H29V37H27ZM27 38H25V39H27ZM30 38H31V37H30ZM41 38H42V37H41ZM45 38H46V37H45ZM52 38H53V37H52ZM94 38H95V37H94ZM198 38H199V37H198ZM201 38H202V37H201ZM220 38H221V37H220ZM223 38H224V37H223ZM231 38H232V37H231ZM231 38H230V40H231ZM5 39H6V38H5ZM20 39H21V38H20ZM25 39H24V40H25ZM53 39H54V38H53ZM82 39H83V38H82ZM209 39H210V38H209ZM216 39H217V38H216ZM221 39H222V38H221ZM227 39H228V38H227ZM233 39H234V38H233ZM2 40H3V39H2ZM2 40H1V41H2ZM12 40H13V39H12ZM29 40H30V39H29ZM34 40H35V39H34ZM38 40H40V39H38ZM47 40H49V42L52 44L50 38H49V39L47 38ZM55 40H56V39H55ZM60 40H61V39H60ZM85 40H86V37H85ZM151 40H152V39H151ZM166 40H167V39H166ZM168 40H169V39H168ZM201 40H202V39H201ZM245 40H246V39H245ZM261 40H262V39H261ZM26 41L28 42V39L25 40V43H24V41H23V42L20 41V42L26 44ZM32 41H33V40H32ZM32 41L30 42V44L32 43ZM41 41H42V40H41ZM125 41H126V42H125ZM146 41H147V39H146ZM183 41H184V40H183ZM206 41H207V40H206ZM224 41H225V40H224ZM226 41H227V42H231L232 40L229 41V39H228V40H226ZM248 41H249V40H248ZM248 41H247V42H248ZM263 41H264V40H263ZM13 42H14V41H13ZM13 42H12V41L9 42V45L12 44ZM17 42H18V41H17ZM39 42H40V41H39ZM63 42H64V41H63ZM72 42H74L75 44H73ZM79 42H80V41H79ZM149 42H150V41H149ZM169 42L172 43V41H169ZM190 42H191V41H189V44H191V46H192V43H190ZM194 42H195V40H194ZM209 42H210V41H209ZM218 42H219V38H218ZM235 42H236V41H234L233 43L235 44ZM240 42H241V41H240ZM245 42H246V41H245ZM245 42H243V43H245ZM247 42H246V43H247ZM36 43H37V42H36ZM42 43H43V42H42ZM81 43H82V40H81ZM120 43H121V44H124V43H122V42H120ZM142 43H143V41H141V45H142ZM144 43H145V42H144ZM158 43H159V41H158ZM162 43H163V42H162ZM177 43H178V42H177ZM177 43H174V45L177 44ZM181 43H182V42H181ZM200 43H201V41H200ZM224 43L227 44L226 42H223V43H220V45L223 44V47H224ZM236 43H237V46H238V42H236ZM246 43H245V44H246ZM248 43L250 44V42H248ZM5 44H6V43H5ZM7 44H8V43H7ZM24 44H23V45H24ZM30 44H29V45H30ZM71 44H73V45H71ZM86 44H87V43H86ZM179 44H180V43H179ZM210 44H211V42H210ZM216 44H218V43H216ZM229 44H231V43H229ZM234 44H233L232 50H233V48H236V46H235L236 44H235V45H234ZM245 44H244V46H241V48L239 47L240 45L238 46L239 49H241V51L243 50L242 52H241L239 49H237V51H236V49H235V51H236V52H239V51H240L242 54H243V53L246 54V52L244 51V49H245V50H248V48H251V47H254V46H255V47H254V50H253V48H251L252 50H251V49L248 50V51L251 53V55L253 56V58H254L255 56H254L253 54H255V52H256L255 50L258 49V50L260 51V50L262 49V48L259 49V47L256 48L257 46H260V45H258V44H257V46H256V44H255L254 46H252L253 44L251 43V44H252L251 47L249 46V44H246V45H248V48H246V45H245ZM262 44H263V42H262ZM1 45L4 46L3 41H2V44H1ZM14 45L16 46V44H14ZM17 45H19V44H17ZM37 45H38V43H37ZM41 45H42V44L40 43V47H41ZM94 45H95V44H94ZM141 45H140V46H141ZM146 45H147V44H146ZM187 45H188V44H187ZM197 45H198V44H197ZM231 45H232V44H231ZM10 46H11V45H10ZM19 46H20V45H19ZM21 46H22V44H21ZM26 46H27V45H24V46H22V47H25V48H26ZM45 46H46V45H45ZM54 46H55V45H54ZM69 46H71V48H70ZM134 46H135V45H134ZM142 46H143V45H142ZM175 46H176V45H175ZM199 46H200V45H199ZM201 46H202V45H201ZM208 46H209V45H208ZM217 46H218V45H217ZM234 46H235V47H234ZM12 47H13V46H12ZM27 47L29 48V46H27ZM31 47H32V45H30V48H31ZM43 47H44V46H43ZM117 47H118V46H117ZM138 47H136L135 49H137ZM170 47H171V46H170ZM173 47H174V46H173ZM173 47H172V48H173ZM178 47H179V46H178ZM178 47H177V48H178ZM187 47H189V46H187ZM187 47H185V48H187ZM196 47H197V46H196ZM212 47H213V45H212ZM212 47H211V48H212ZM227 47H228V46H227ZM238 47H237V48H238ZM243 47H244V48H243ZM261 47H263V46L261 45ZM9 48H10V47H9ZM15 48H18V47H15ZM28 48H27V49H28ZM30 48H29V52H31V51L34 49V48H33V49H30ZM48 48H49V47H48ZM53 48H54V47H53ZM68 48H70V51L68 50ZM140 48H142V47H140ZM165 48H166V47H165ZM177 48L175 47V49H177ZM189 48H190V47H189ZM221 48H222V47H221ZM242 48H243V49H242ZM255 48H256V49H255ZM0 49H1V48H0ZM4 49H5V48H4ZM27 49H26V50H27ZM36 49H37V48H36ZM59 49H58V50H59ZM114 49H115V48H111V49H108V50L106 49V51L104 50L105 53H101L100 56H101V58H105L106 60L110 59V61H113V62H112V65H111V64H110L111 62L108 60V61H109L108 65H111V66L114 65L115 68H116V65H118V66H117V69H115V68L113 67L114 69L109 70L108 72L111 71V72H110V76H111V75H114L113 77H116V79H117L118 81H119V80L121 81L122 78H120V77H122V75H123V72H122V71H126V70L128 69V68H126V70H125V68H124L125 66H127L128 62H127V59L124 58V59L126 60V62H124V60H122L121 62H123V64H122V65H121V64L119 65L118 63H121V62H119V58H118V61H117V59H115V57H117L116 54H115V53H117V52H116V49H117V48H116L115 50H114ZM166 49L170 50L169 48H166ZM197 49H198V47H197ZM19 50H20V49H19ZM22 50H23V49H22ZM118 50H119V48H118ZM121 50H122V49H121ZM144 50H145V47H144ZM150 50H151V49H150ZM172 50H173V49H172ZM204 50H205V49H204ZM238 50H239V51H238ZM250 50H251L252 52H251ZM258 50H257V51H258ZM5 51H6V50H5ZM15 51H17V50H15ZM23 51H24V53L21 52V53H22L21 55H22V57L25 58V59H23V58L21 57L20 52H17L18 60H19L20 58H22L24 61H26V60L28 59V60H30V64H31V62L33 61V62H32V65H33V63L35 62V60H33V59H35V57H32V56H31V57H32V58H31V57H30V54L33 55V53H34L35 50H33V52H31V53H29V52H27V51H25V50H23ZM37 51H38V50H37ZM40 51H43V50H40ZM104 51H103V52H104ZM122 51H123V50H122ZM132 51H133V50H132ZM175 51H176V52H174V53L176 54V53H177V50H175ZM186 51H187V49H186ZM186 51H185V52H186ZM194 51H195V49H194ZM211 51H212V50H211ZM229 51H230V50H228L227 52H229ZM248 51H247V52H248ZM259 51H258V52H259ZM101 52H102V51H101ZM155 52H156V51H155ZM157 52H158V51H157ZM172 52H173V51H172ZM183 52H184V51H183ZM183 52H182V53H183ZM192 52H193V51L191 50L190 53L192 54ZM260 52H261V51H260ZM262 52H263V51H262ZM262 52H261V53H262ZM13 53H14V52H13ZM126 53H127V52H126ZM129 53H130V52H129ZM129 53H128V54H129ZM133 53H134V52H133ZM135 53H136V51H135ZM178 53H179V52H178ZM188 53H189V50H188ZM188 53L186 52V54H188ZM209 53H210V52H209ZM250 53H248V54H246V55L248 56V55H250ZM252 53H253V54H252ZM261 53H259V54H261ZM263 53H264V52H263ZM263 53H262V54H263ZM44 54H45V52H44ZM91 54H92V53H91ZM95 54H96V53H95ZM191 54H190V55H191ZM193 54H194V53H193ZM193 54H192V55H193ZM199 54H200V53H199ZM201 54H202V52H201ZM236 54H237V53H236ZM259 54L257 53L256 55H259ZM12 55H13V54H12ZM19 55H20V56H19ZM38 55H39V54H38ZM57 55H58V56H57ZM87 55H88V54H87ZM98 55H99V54H98ZM103 55H104V57H102ZM149 55H150V54H149ZM176 55H177V54H176ZM190 55H189V56H190ZM215 55H216V54H215ZM217 55H218V54H217ZM10 56H11V55H10ZM10 56H9V57H10ZM47 56H48V54L46 55V57H47ZM93 56H95V55H93ZM141 56H142V55H141ZM180 56H181V55H180ZM184 56H185V55H184ZM219 56H220V55H219ZM226 56H227V55H226ZM229 56H230V55H229ZM233 56H234V55H233ZM238 56H239V55H238ZM252 56H249L250 59L252 58ZM259 56H263V55H259ZM259 56H258V57H259ZM5 57H6V58H5ZM5 57H4V58L6 59V61H8L7 58H9V57H7V55H6ZM17 57H16V59H17ZM19 57H20V58H19ZM126 57L128 58V61H129V57H130V56L128 57V55L126 54ZM142 57H143V56H142ZM176 57H177V56H176ZM181 57H182V56H181ZM181 57H180V58H181ZM186 57H187V56H186ZM191 57H192V56H191ZM193 57H194V56H193ZM196 57H197V56H196ZM205 57H206V56H205ZM221 57H222V56H221ZM244 57H246V56L244 55ZM249 57H246V58L249 59ZM38 58H39V57H38ZM58 58H59V59H58ZM69 58H70V57H69ZM130 58L132 59V57H130ZM137 58H138V57H137ZM139 58H140V57H139ZM163 58H164V57H163ZM163 58H162V59H163ZM178 58H179V57H178ZM184 58H185V57H184ZM216 58H217V57H216ZM255 58H256V57H255ZM11 59H13V56H12ZM31 59H32V61H31ZM40 59H41V58H40ZM44 59H45V58H44ZM48 59H49V58H48ZM54 59H53V61H54ZM84 59H85V58H84ZM111 59H112V60H111ZM113 59H115V60L117 61V64L115 63L116 61L114 62ZM122 59H123V58H122ZM176 59H177V58H176ZM206 59H207V58H206ZM212 59H213V57H212ZM243 59H245V58H243ZM243 59H242V61H245V60H243ZM261 59H262V57H261ZM2 60H3V59H2ZM23 60L21 61V59H20V61L24 63ZM28 60H27V62H25V63H26V66L29 65V63H28L29 61H28ZM50 60H52V59H50ZM60 60H59V61H60ZM66 60H67V59H66ZM95 60H96V58H95ZM133 60H134V59H133ZM174 60H175V59H174ZM214 60H215V59H214ZM251 60H252V61H255L256 59H255V60H254V59H251ZM6 61L4 62V60H3L4 65H3V64L0 65V66H3V68L1 67V68H2V71H1V72H3L4 70H5V71L9 70L11 64L16 66V65L20 62V61H19V62L16 61L17 64H15L16 62H14V60H13V61L11 60V61H8V62H6ZM37 61H38V60H37ZM40 61H41V60H40ZM64 61H65V60H64ZM77 61H78V60H76V62H77ZM84 61H85V60H84ZM87 61H88V60H87ZM108 61H107V62H108ZM142 61H143V60H142ZM158 61H160V60H158ZM158 61H157V62H158ZM161 61H162V60H161ZM161 61H160V63H161ZM176 61H178V63H177ZM179 61L181 62V59H180V60H175L174 63H176V64H173V63H172V65H170V67H173V65H174V66H178L179 64L182 63V62L179 63ZM192 61H193V60H192ZM221 61H222V60H221ZM221 61H220V62H221ZM233 61H234V59L232 60V58H231V63H232V64H233ZM246 61H247V60H246ZM246 61H245V62H246ZM252 61H251V62H252ZM3 62H2V63H3ZM12 62H14V63H12ZM56 62H57V61H56ZM62 62H63V61H62ZM102 62H103V61H102ZM234 62H237V61L235 60ZM238 62H239V61H238ZM238 62L235 63V64H236L235 66L232 65V68H233V70H234V73H233V74H235V73H236L235 71H237V69L240 68V66H239L240 64H239ZM0 63H1V62H0ZM42 63H43V61H42ZM48 63H49V61H48ZM51 63H53V62H51ZM58 63H59V62H58ZM80 63H81V62H80ZM90 63H91V62H90ZM114 63H115V64H114ZM129 63H130V62H129ZM132 63H133V62H132ZM212 63H213V62H212ZM215 63H216V62H215ZM226 63H227V61H226ZM241 63H242V62H241ZM249 63H250V62H249ZM21 64H22V63H21ZM34 64H35V63H34ZM43 64H44V63H43ZM49 64H50V63H49ZM73 64L75 65V63H73ZM77 64H78V63H77ZM77 64H76V65H77ZM124 64H125V66H123ZM134 64H135V63H134ZM140 64H141V63L139 62L138 66H140ZM144 64L146 65V63H144ZM170 64H171V61H170ZM194 64H195V63H193V65H194ZM237 64H239V65H237ZM12 65H11V69H12ZM36 65H37V63H36ZM51 65H52V64H51ZM76 65H75L74 68H77ZM81 65H82V64H81ZM136 65H137V63H136ZM136 65H135V66H136ZM157 65H160V66H161V64H158V63H157ZM167 65H169V64H167ZM196 65H200V64H196ZM201 65H203V63H202ZM214 65H215V64H214ZM226 65H227V64H226ZM253 65H254V64H253ZM253 65H252V66H253ZM257 65H258V64H257ZM15 66H13V68H14ZM37 66H38V65H37ZM104 66H105V65H104ZM111 66H110V67H111ZM132 66H133V65H132ZM147 66H148V65H147ZM162 66L165 67V64H163ZM179 66H180V65H179ZM184 66H185V65H184ZM190 66H191V65H190ZM203 66H205V64H204ZM229 66H230V63H229V65H228V67H226V71H225V73H227V74L229 73L228 75H226L227 77H228L229 75L232 74V71L229 72V71L227 70V69L229 68ZM30 67H31V66H30ZM30 67H29V69H30ZM32 67L36 68L35 65L32 66ZM42 67H43V65H42ZM78 67H80V64H78ZM100 67H101V66H100ZM127 67H128V66H127ZM136 67H137V66H136ZM136 67H135V69H136ZM143 67H144V66H143ZM167 67H168V66H167ZM180 67H181V66H180ZM185 67H187V66H185ZM191 67H192V66H191ZM195 67L198 69L199 66H198V67L195 66ZM210 67H211V66H210ZM243 67H244V66H243ZM248 67H249V66H248ZM21 68H22V66H21ZM39 68L41 69V67H39ZM52 68H53V67H51V69H52ZM54 68H55V67H54ZM71 68L73 69V70H71V71H73V72L75 73V71H74L75 69L73 68V65L71 66ZM80 68H81V67H80ZM111 68H112V67H111ZM138 68L141 69L142 67H138ZM144 68H145V67H144ZM151 68H152V67H151ZM175 68H176V67H174V69H175ZM177 68H178V67H177ZM183 68H184V67H183ZM208 68H209V67H208ZM3 69H4V70H3ZM26 69L28 70V67H27ZM36 69H37V68H36ZM36 69H35V70H36ZM43 69H44V67H43ZM43 69H42V70H43ZM83 69H84V68H83ZM83 69H81V70H83ZM85 69H86V68H85ZM121 69H124V70L121 71ZM158 69H159V68H158ZM172 69H173V68H172ZM174 69H173V70H174ZM200 69H201V68H200ZM200 69H199V70H200ZM230 69H231V66H230ZM230 69H229V70H230ZM262 69H263V68H262ZM13 70H14V69H13ZM13 70H12V71H13ZM33 70H34V69H33ZM33 70H32V71H33ZM35 70H34V72H35ZM42 70H41V71H42ZM79 70H80V69H78V71H79ZM81 70H80V72H81ZM95 70H96V69H95ZM106 70H107V69H106ZM143 70L145 71L146 69H143ZM177 70H178V69H175L176 73L178 72ZM179 70H181V69H179ZM184 70H185V68H184ZM184 70H183V71H184ZM195 70H196V69H195ZM203 70H204V69H203ZM207 70H208V69H207ZM214 70H215V69H214ZM241 70H242V68H241ZM243 70H244V69H243ZM19 71H20V70H19ZM69 71H70V69H69ZM76 71H77V70H76ZM78 71H77V72H78ZM84 71H85V70H84ZM88 71H89V69H88ZM112 71L114 72L113 74H112ZM140 71H142V70H140ZM183 71H182V72L179 71V72L177 73V74H178V75H177V76H178V77H177V81H178V79H180L181 81L179 80V82H177V83L175 84L174 88H173V92H174V94L178 97V99H179V101H180V103H181V106L184 107V108L187 109V110H190V109H191V110H194V108H196V109H195L196 111L194 110L195 112H194V111L191 112V113H192L191 116H194V118L196 117V120H197V118L200 119L199 121H201L202 119H205V117L208 116V112H212V111H213V112H214L213 114H215L214 116L216 117V119H218V122H219V123L222 122V119H221V118H222V116L225 114V115H224V116H225V118H224L225 122L227 121L229 124H231V125H229V124L226 123V124L224 125V123H225V122H224V123H221V124H223V125H221V124L218 123V126H219V127H218V126H213V127H211V128H210V127H207V125L205 124L206 127H207V128H205V130H207V131L209 132V134L207 133L208 135H210V133H211V135H214V136L218 137L219 140H220V138H223V139H224V137H225L227 134H229L230 138H229V136H228L227 140L229 139L228 142L230 141V139H231V141H232L231 135L234 134V133H233V132H232V133H228V129H229V127L227 128V125H229V126H232V125H233V127L235 126L234 128H238L239 131L241 132V135H240V133H239V135L237 134L239 137L242 136V137H241L242 141L239 139V141H241V142H240V143H241V144H240V145H241V148L246 147L245 145H247V143L250 142V141H252V143H254V142H253V139H254V140L257 139L258 144H261L262 147L264 146V113L260 112L259 109H258V105L262 104V105L264 106V91L261 90L262 86H261V87H257V88H258V91L261 90V91H263V92H258V91H257L258 93H256L255 90H257V89H254L255 92L252 90L254 93L251 92V91H250L251 93H245L246 95L248 94L247 96L245 95V96L247 97V98L245 99V98H244L245 96L243 97V93H242V92L239 93L238 88H236V87L234 86L235 84L232 85L233 82H231V81H233V80L236 81V77H235V75H236L237 73H236L235 75L232 74V75L235 77V78L232 77L233 79L229 76V77L231 78V81H230L229 78H228V79H229V81H230L231 83L228 82V81H227L226 83H227V84L230 83V85H231V89H233V90L235 89L234 92L237 91L238 94H240V96L243 97V98L245 99V101H243V102H246L247 105H248V106H247V105L245 106V105L242 104L243 107H240V108H243V110L245 111V112H244V111H242V112H243L244 114H247V115H248V112L246 113V111H247V110L250 111V112H249L250 115H248L249 118H248L247 115H245V116H247V119H246V118H245V119L242 118V115L240 116L242 120L244 119V120L246 121V122H245V121L243 120V121H244V122H243L242 120L240 121V117H239V115L237 116V114H236V112H237L238 110H240V108L236 105V103H234L233 106H232L233 101L235 102L234 99H235V96H236L237 94L234 93V94H236V95L233 94L234 96H231L233 99H230V100H232V102H230L229 97H227L228 99L226 98V96H229V95L225 94V93H226L225 91L227 90V89H226V86H228V85H225L226 83H224V81H222L223 83L221 82L220 84H222V85L225 86V87L223 86V87L226 89V90H225V89L223 88V89L225 90V91H224V92H225V93H224L225 95H224V94H223V95L225 96L226 100H224L225 98H224V99H221L222 96H221V97H218V96H220V95L216 96L217 94L212 93V92H215L214 89L212 88L213 83H212L210 80H209V82H208V81H207L208 79L206 80V77L204 76V73H205L206 71H204L203 74H202V72H201V75H199V76H202V77L204 76V77H205V79L201 77L203 80H202L201 78L198 79L199 77L196 78V76H194V74L192 73L193 76H194V77H193L192 74H191L192 71H191V72L189 71V73H190L191 75L187 74V72H188L187 70H186V71H187L186 74L183 73ZM223 71H224V70H223ZM239 71H240V70H239ZM245 71H246V70H245ZM257 71H258V70H257ZM7 72H8V73H7L6 75H5L6 72L2 74L3 76H7V75H8V76H7L6 78H4L3 80H2V78H1V82H0V91H1V93H3V94H8V93L10 94V93H12V95H13V93H14V94H15V95H14L15 98H13L14 100H12V101H14V102L16 101L17 104L20 105V107H19V105H18L17 108H16V106H15V107L13 106V107H14L13 109H12V107L10 106V109L12 110L11 113L9 112L10 109L8 108V110H7V107H6V106H4L5 108L3 107L4 109L2 108V110H0V123H2V125L6 127V128L4 127V129H7V130H8V131H7V132H9V133H7L8 135H9L10 133H13V134L15 133L16 135L18 134V131H19V130H17V129H18L20 126H15V124H14L15 121L18 122L17 119H16V117L18 116V118H21V117H20V116H22L21 114H25V113H26V112H25L26 108H24V107H23V104H22V103H23V102H22L23 100H21V94L24 95L23 93H25V92L27 93V94L25 93L26 95H29V94H30V95H31L30 97H31V100L33 101V103H35V104L37 105V107H39L38 109H41L40 111H42V112L45 111V113H47V112H48V113H49V112L52 113L53 110L55 111L56 109H59V108L62 107V106L64 107L65 105L67 106V105L69 104V103H67V101H70V100H69L68 98H67V99L64 98V96H66V97H67V95H68V97L70 96V95L68 94L69 92L67 93V95H64V94H66L65 92L68 91V90H66V89L64 88L66 85L61 86V87L59 86V85L61 84V82H62V83L64 82V80L61 81L60 83H57L55 80H53L54 78H52V77H53L52 74H51L52 77L50 76L49 79H47L48 77L45 78V76H44L45 79L42 78V80H41V84H42V85L46 84L45 82H47V83L50 82V83H52V87H53V85L55 84L54 82H52V80L56 82V84L54 85V86H55L54 89H57V90H54V91H55V94H56V96H55L56 100H53V99L51 98L52 101H50V103L53 102V104H52L53 107H55V106H57V107L59 106V107H58V108L56 107V109H54V108L51 107L52 105H51V106L49 105V104H50L49 101H47V100L50 99V98H49V95H47V94L50 93V91L52 90V88H51V90H50V89L48 90V89L45 88V87H41L42 90H39L40 87H39V82H38V81H37V82H38V83H37L36 81L33 80L35 83L38 84V85H37V84H33L32 81H30L32 84H31L30 82H29V84H28V82L26 83V82H25V81H26V78H25V80L22 79V78H24V77H22V78L20 79V77H21L22 75H24V74H19L21 71L18 72V71H16V69H15V71H14V72H15V75H16L17 72H18L19 77H17L18 75H17V76L13 75L11 71H7ZM10 72H11V73H10ZM36 72H37V71H36ZM66 72H67V71H66ZM77 72H76V73H77ZM127 72H128V70H127ZM135 72H136V71H135ZM145 72H147V71H145ZM180 72H181V74H180ZM193 72L195 73V71H193ZM237 72H238V71H237ZM78 73H79V72H78ZM82 73H83V72H81V74H82ZM85 73H86V71L84 72V74H85ZM87 73H88V72H87ZM89 73H90V72H89ZM96 73H97V72H96ZM100 73H101V72H100ZM129 73H130V72H129ZM147 73H148V72H147ZM151 73H152V72H151ZM151 73H148V75H146V76H149ZM154 73H155V72H154ZM176 73H175V74H176ZM198 73H199V71H198ZM219 73H220V72H219ZM25 74H26V73H25ZM53 74H54V73H53ZM56 74H57V72H56ZM81 74L79 73V74H78V77H79V75H81ZM92 74H93V73H92ZM106 74H107V73H106ZM124 74H125L124 76L126 77L127 73L124 72ZM131 74H132V73H130V75H131ZM142 74H143V73H142ZM175 74H174V75H175ZM216 74H217V73H216ZM239 74H240V73H239ZM242 74H243V73H242ZM31 75H32V74H31ZM42 75H43V74H42ZM63 75L65 76V74H63ZM87 75H88V74H87ZM87 75H86V76H87ZM136 75H137V74H136ZM152 75H153V74H152ZM152 75H151V76H152ZM157 75H158V74H157ZM206 75H207V74H206ZM0 76H1V75H0ZM3 76H2V77H3ZM33 76H34V75H33ZM48 76H49V75H48ZM83 76H84V75H83ZM89 76H90V74H89ZM106 76H109V75L107 74ZM106 76H105V77H106ZM110 76H109V78H110ZM163 76H164V75H163ZM226 76H225V77H226ZM243 76H245V75L243 74L242 77H243ZM246 76H247V75H246ZM28 77H29V76H28ZM36 77H37V76H36ZM59 77H60V76H59ZM65 77H66V76H65ZM75 77H76V76H75ZM87 77H88V76H87ZM103 77H104V76H102V77H101V76H99V77L97 76L96 78H97V79L99 78V79H98V80L96 79L97 81H96V80H93V82H96L94 85L97 84L96 86H97L98 88H100V89H101V87H104V84H105V87L108 86V85L106 84V83H107L106 80H108V78L105 79V77H104V78H103ZM117 77H118V78H117ZM125 77H123V78L125 79ZM131 77H132V76H131ZM157 77H158L157 79H156V77H154L155 80L161 82L160 80H162L161 78H163V77H161V78H160L159 76H157ZM164 77H165V76H164ZM170 77H171V76H170ZM227 77H226L225 81L227 80ZM237 77H238V76H237ZM39 78H40V76H39ZM70 78H71V77H70ZM79 78H80V77H79ZM83 78H84V77H83ZM119 78H120V79H119ZM127 78L130 79L129 76H128ZM132 78H133V77H132ZM214 78H215V77H214ZM218 78H220L219 75H218ZM28 79H29V78H28ZM33 79H34V78H33ZM65 79H67V77H66ZM68 79H69V77H68ZM89 79H90V78H89ZM92 79H93V78H91L90 81H91ZM111 79H112V78H111ZM163 79L165 80V78H163ZM175 79H176V78H175ZM209 79H210V78H209ZM212 79H213V78H212ZM212 79H211V80H212ZM220 79H221V78H220ZM22 80H24V81H22ZM36 80H37V79H36ZM44 80H45V82H44ZM46 80H47V81H46ZM69 80H71V79H69ZM73 80H74V79H73ZM75 80H78V81H79V79H76V78H75ZM80 80H81V79H80ZM87 80H88V79H87ZM87 80H86V82H87ZM114 80H115V79H114ZM132 80H133V79H132ZM132 80H131V81H132ZM205 80L207 81V83L210 84L211 87L209 86V84H206ZM222 80H223V79H222ZM240 80H241V79H240ZM244 80H245V78H244ZM247 80H248V79H247ZM27 81H28V80H27ZM42 81H43V83H42ZM90 81H89V82H90ZM131 81H130V82H131ZM153 81H154V80H153ZM237 81H238V79H237ZM237 81H236V83H237ZM58 82H59V81H58ZM76 82H77V81H76ZM91 82H92V81H91ZM93 82H92V83H93ZM108 82H111V81H108ZM164 82H165V81H164ZM210 82H211V83H210ZM213 82H214V81H213ZM215 82L217 83V80H216ZM215 82H214V85L216 84ZM219 82H220V81H219ZM241 82H242V81H241ZM53 83H54V84H53ZM65 83H68V84H69L68 80H67V82H65ZM74 83H75V82H74ZM92 83H91V84H92ZM132 83H133V81H132ZM132 83H130V84H132ZM63 84H64V83H63ZM87 84L90 85V88H91V89L93 88V85L91 86L90 83H87ZM211 84H212V85H211ZM220 84H219V85H220ZM237 84H238V83H237ZM237 84H236V86H237ZM42 85H40V86H42ZM46 85H48V88L51 87V86H49L50 84H46ZM46 85H45V86H46ZM56 85H57V86H56ZM61 85H62V84H61ZM98 85H101V86L99 87ZM102 85H103V86H102ZM147 85H148V84H147ZM216 85H217V88H220V87H221V85L218 87V83H217ZM216 85L214 86V87H215V90L217 89V88H216ZM230 85H229V86H230ZM242 85H243V84H242ZM96 86H95V88H97ZM233 86H234L235 88H234ZM238 86H239V85H238ZM238 86H237V87H238ZM58 87H59V88H58ZM62 87L64 88L65 92H64V90L62 89ZM67 87H68V86H67ZM69 87H71L70 84H69ZM69 87H68V88H69ZM87 87H88V86H87ZM87 87H86V88H87ZM146 87H147V86H146ZM254 87H256L255 84H254ZM41 88H40V89H41ZM43 88H44V90H45V89H46V90L43 91ZM90 88H89V89H90ZM95 88H93V90H94ZM107 88H108V87H107ZM123 88H124V87H123ZM263 88H264V86H263ZM263 88H262V89H263ZM103 89H104V92H105V91L108 92V91H107L108 89H107V90H105L106 88H103ZM103 89H102V90H103ZM239 89H240V88H239ZM243 89H244V88H243ZM251 89H252V88H251ZM47 90H48V91H47ZM95 90H96V89H95ZM95 90H94V91H95ZM113 90H114V89H113ZM133 90H135V89L133 88ZM217 90H218V89H217ZM249 90H250V89H249ZM249 90H248V92H249ZM46 91H47L48 93H47ZM52 91H53V90H52ZM52 91H51V94L54 93V91H53V92H52ZM70 91H71V89H70ZM91 91H92V90H91ZM94 91H93L92 93L90 92L92 96H93V94H94ZM96 91L99 92L98 89H97ZM111 91H112V90H111ZM227 91H228V93H230V92H229V91H230V87L228 88ZM86 92H88V94H89V90L86 91ZM100 92H101V90H100ZM113 92H115V91H113ZM122 92H123V91H122ZM124 92H125V91H124ZM46 93H47V94H46ZM70 93H71V92H70ZM83 93H85V91H84ZM83 93L81 92L82 95H84ZM108 93H110V92H108ZM108 93H106V94H108ZM115 93H116V92H115ZM115 93H114V94H115ZM118 93H119V92H118ZM125 93H126V92H125ZM125 93H124V94H125ZM141 93H142V91H141ZM255 93H256V94H255ZM261 93H263V94H261ZM55 94H52V95H55ZM98 94H99V93H98ZM106 94H103V97H106V96H104V95H106ZM110 94H111V93H110ZM114 94H113V95H114ZM136 94H137V93H135V96H136ZM214 94H215V95H214ZM241 94H242V95H241ZM10 95H11V94H10ZM26 95H25V96H26ZM71 95H74V94H71ZM75 95H76V94H75ZM75 95L73 96V97H75V98H74L73 100H71V101H74V100H75V102L78 101V100L76 99V96H75ZM82 95H80L79 97H81ZM108 95H109V94H108ZM113 95H112V96H113ZM116 95H117L116 97H117V99H118V94H116ZM119 95H120V94H119ZM129 95H130V93H129ZM129 95H128V97L125 96V95H123V96L127 97V98H125L126 101H125V100H123V101L129 103V101H128V100H129L128 98H130ZM133 95H134V94H133ZM133 95H132V97H131V101H132V102L130 103V105L133 104V102H135V100H136V98H137V97H135V96H133ZM221 95H222V94H221ZM46 96H48V97H46ZM88 96H89V95H88ZM92 96H91V97H92ZM95 96H96V94H95ZM109 96H110V95H109ZM109 96H108V97H109ZM130 96H131V95H130ZM137 96H138V94H137ZM144 96H145V94H144ZM214 96H216V97H218V98H214ZM240 96H239V97H240ZM52 97H53V96H52ZM73 97H71V98H73ZM77 97H78V96H77ZM86 97H87V96H86ZM86 97L84 96L82 100H85L84 98H86ZM91 97H88V98H87V99L89 100L88 102L85 100L83 103H86L87 105H88V103H89V104H91V103L94 104V102L91 101ZM99 97L102 98V96H100V95H99ZM110 97H111V96H110ZM114 97H115V95L112 97V98H113L112 100H114ZM120 97H121V96H120ZM133 97H135V99H134ZM231 97H230V98H231ZM48 98H49V99H48ZM69 98H70V97H69ZM89 98H90V99H89ZM97 98H98V97L96 96V99H97ZM140 98H141V97H140ZM236 98H237V97H236ZM243 98H242V99H243ZM80 99H81V98H79V100H80ZM94 99H95V97H94ZM105 99H106V98H104V100H105ZM117 99L115 98L116 101L119 100V99H118V100H117ZM120 99H121V98H120ZM122 99H123V98H122ZM127 99H128V100H127ZM132 99H134V101H133ZM237 99H238V98H237ZM239 99H240V98H239ZM66 100H67V101H66ZM100 100H102V99H100ZM228 100H229V101H228ZM247 100H248V101H247ZM54 101H55V102H54ZM80 101H81V100H80ZM97 101H98V99H97ZM97 101L95 102V104L97 103ZM116 101H114V102H116ZM14 102H13V103H14ZM16 102H15V104H16ZM24 102H25V101H24ZM81 102H82V101H81ZM100 102H101V101H98V104H99ZM105 102H106V103H105ZM107 102H108V101H107V99H106V100L104 101V103L107 104ZM119 102H120V100H119ZM125 102H124V103H125ZM243 102H242V103H243ZM31 103H32V102H31ZM65 103H67V104H65ZM140 103H141V102H140ZM5 104H6V103H5ZM26 104H27V103H26ZM64 104H65V105H64ZM71 104L74 105L75 103H71ZM76 104H78V103H76ZM76 104H75V105H76ZM86 104H83V105H86ZM92 104L89 105V106H91V107H90L91 110H92V107H93ZM98 104H97V105H98ZM101 104H103V102H101ZM101 104H100V105H101ZM105 104H104V105H105ZM115 104L118 105V107H116V105H114L116 108H119V109L122 108V107H121V108L119 107V103H118V104L115 103ZM121 104H123V102H122ZM237 104H238V103H237ZM244 104H245V103H244ZM61 105H62V106H61ZM79 105H80V102H79ZM79 105H78V106H79ZM83 105H82V108H84ZM97 105H96V106H97ZM126 105H127V106H126ZM240 105H241V103H240ZM242 105H241V106H242ZM69 106H70V107H69ZM69 106H68L69 109H70V108L73 109V106H72V105L69 104ZM76 106H77V105H76ZM89 106H88V107H89ZM105 106H106L105 108L107 109L106 112L109 111L108 109H110V108H108V105H105ZM110 106H111V104H110ZM112 106H113V105H112ZM120 106H121V105H120ZM122 106H123V105H122ZM125 106H126V107H125ZM1 107H2V106H1ZM1 107H0V109H1ZM103 107H104V106H103ZM127 107H129V108H127ZM133 107H134V106H133ZM168 107H169V106H168ZM234 107H235V108H234ZM237 107H238V108H237ZM51 108H52L53 110H52ZM64 108H66V107H64ZM74 108H76V107L74 106ZM77 108H78V107H77ZM77 108H76V110H78ZM113 108H114V107H113ZM125 108L130 109L131 107H130L127 103H125L124 106H123V108H122L123 111H124V110L126 111ZM134 108H135V107H134ZM166 108H167V107H166ZM232 108H233V109H232ZM236 108H237V110L233 111V112H235V113H231V112H230V111H232V110H234V109H236ZM5 109H6V110H5ZM61 109H63V108H61ZM66 109H67V108H66ZM71 109L68 110V111L70 112V111H73V110H74V109H73V110H71ZM101 109H102V108H101ZM210 109H211L212 111H211ZM11 110H10V111H11ZM86 110H87V109H86ZM93 110H94V109H93ZM93 110H92V111H93ZM96 110H97V113H98V109H96ZM96 110H95V112H96ZM103 110L105 111L104 108H103ZM111 110H112V108H111ZM111 110H110V111H111ZM148 110H150V109H148ZM151 110H152V109H151ZM154 110H155V109H154ZM156 110H157V109H156ZM158 110H159V109H158ZM177 110H178V109H177ZM187 110H186V111H187ZM191 110H190V111H191ZM241 110H242V109H241ZM27 111H30V108H29V110H27ZM40 111H39V112H40ZM51 111H52V112H51ZM68 111H65V112H68ZM88 111H89V110H88ZM101 111H102V110H101ZM104 111H103V112H100V110H99V112H100L101 114L98 113V114H100V115L96 114V116L93 115V114H95L94 111L91 112V113H92V116H90L91 114H89V116H88V115H87V116H84L85 113H84V115H83L82 113L77 112V115H78L79 117L82 115L80 118H79V117L77 118V117H76L77 115L75 116L76 113L74 114V112H71V113H73V114H69V115H70L71 117H73L74 119L77 118L76 121L73 120V123H74V122L77 123V120L80 119V120H79L80 122H79V121H78V122L81 123V125L83 126V125L85 124V122L83 123V121H86L87 124H85V125L88 126L87 128H90L91 130H93V131H91V133H95V132H96V133L98 134L99 137L102 136L103 139L105 138V140H108V141H106V142H108V143H106V144L104 145V147L102 148V150H101L100 152H98V153H100V154H98L97 157L94 155V156L96 157V159H92V158H94L92 155H91V159H92V160L87 159V158L90 157V156H88V157H86V158L84 157V158L87 160V162H89V163L95 165V166H96V169H97L98 163H100V162L102 163V162L105 161L104 163L106 164V160L108 161L110 158L113 157V154H111L112 156L110 155V153H112L111 151H114V152H115V149H117V151H116L117 153H119L118 150L121 151V152H122V151H125V150H122V149H123L122 147H124V148L126 147V148H127L128 143H129L128 140H129V132H130V131H127V130H129V129H127L122 135H121L120 133H119L120 135H119L118 133H116V132H118V131H117V129H115V130H116L115 133L118 134V138H114V139H112V138H113V137H112V136H113L112 134H113V131H114V130L112 129V128H113L112 126H113L114 124H111V121H113V119H112V117H111V114H112V113L109 115V112H108V114H106ZM113 111H115V110H113ZM116 111H117V114H118V112H119L120 110L118 111V109H116ZM125 111H124V112H125ZM159 111H160V110H159ZM24 112H25V113H24ZM30 112H31V111H30ZM61 112H62V111H61ZM111 112H112V111H111ZM162 112L164 113V111H162ZM238 112H239V111H238ZM240 112H241V111H240ZM240 112H239L238 114H240ZM8 113H10L11 116H8ZM12 113H13V116H12ZM28 113H29V112H28ZM87 113H88V112H87ZM89 113H90V112H89ZM102 113H105V115L102 116ZM133 113H134V112H133ZM154 113H155V111H154ZM176 113H177V112L174 113V110L170 113V110H169V109H168V110L166 109V112L164 113L165 115H164V117H163V120H164L165 117L168 118V120H169V124H170V119H169V118L171 117V119H172V118H173L172 116L176 117V118L173 119V120H178V119H177V116H178L179 111H178L177 114H176ZM191 113H190V114H191ZM227 113H228V114H227ZM230 113H231V115L234 116V117H232V116L230 115ZM36 114H37V113H36ZM40 114H41V113H40ZM54 114H55V112H54ZM120 114H121V113H120ZM190 114H189V115H190ZM233 114H234V115H233ZM235 114H236V115H235ZM33 115H34V114H33ZM69 115H67L68 118L70 117ZM73 115H74V116H73ZM97 115H98V116H97ZM161 115H163V114H161ZM221 115H222V116H221ZM14 116H15V120H14V118H13ZM23 116H24V115H23ZM42 116H43V115H42ZM48 116H49V115H48ZM52 116H53V115H52ZM209 116H210V115H209ZM24 117H25V116H24ZM34 117H35V116H34ZM71 117L69 118V120H71ZM120 117H121V116H120ZM220 117H221V118H220ZM237 117H239V118H237ZM68 118H67V119H68ZM158 118H159V116H158ZM166 118H165V119H166ZM213 118H214V117H213ZM219 118H220L221 121L219 120ZM235 118H237V120H238V119H239V120L236 121ZM250 118H251V119H250ZM38 119H39V118L37 117V120H38ZM61 119H62V121H60V120L58 121V122H59V127H60L61 129H58V130L56 129V130H54V128H53V131H51L52 129H50V127H44V126H43V127L46 128V129H45V130H44V129H41V130H42V133H43V131H44V133L46 132V133H45L46 135H44V133L41 134V136L43 135L44 137L42 136L43 138H42V140H40V141H43V140H44L45 142H47V141L55 140V139H53L52 137L57 138V136H61L62 132H63L64 134H66V133H73V132H72V129H70V128H73V127L70 126L71 122H70L69 120H66V118H65V119L61 118ZM124 119H125V118H124ZM182 119H184V118H182ZM185 119H186V118H185ZM211 119H212V118H211ZM226 119H227V120H226ZM234 119H235V120H234ZM248 119L252 120L251 123H252V122H253V123H252V124L249 123L250 121H248ZM18 120H21V119H18ZM27 120H28V119H27ZM158 120H162V119H158ZM166 120H167V119H166ZM173 120H171V121H172V124H173ZM119 121H120V120H119ZM133 121H134V120H133ZM164 121H165V120H164ZM164 121H163V122H164ZM188 121H189V120H188ZM188 121H186V123H187ZM215 121H216V120H215ZM40 122H41V121H40ZM67 122H69L70 124H69V123L67 124ZM120 122H121V121H120ZM120 122H119V125H121V126L124 125V124H122V123H120ZM175 122H177V121H175ZM183 122H184V121H183ZM202 122H203V121H202ZM247 122H248L249 124H247ZM76 123H75V124H76ZM112 123H113V122H112ZM138 123H139V122H138ZM177 123H178V122H177ZM200 123H201V122H200ZM16 124L18 125V123H16ZM19 124H20V123H19ZM24 124H25V123H24ZM135 124H136V123H135ZM135 124H134V125H135ZM161 124H162V123H161ZM188 124H189V122H188ZM201 124H202V123H201ZM201 124H200V125H201ZM21 125H22V124H21ZM26 125H27V126H28V125L30 126L31 124H27V123H26ZM32 125H33V124H32ZM32 125L30 126V128H29V126H28V128H27V127H26V128L28 129V131L30 130V133H31V132H34V134H36L35 132H37V134H38V129L41 128V127L38 125V127L35 128V129H37V131H36L34 128H33V129L31 128ZM48 125H49V124H48ZM48 125L45 124V126H48ZM71 125H72V124H71ZM125 125H126V123H125ZM129 125H130V124H129ZM131 125H132V124H131ZM173 125H174V124H173ZM220 125H221V126H220ZM33 126H34V125H33ZM35 126H37V124H36ZM35 126H34V127H35ZM50 126H51V125H50ZM126 126H127V128L130 127V126L128 127V125H126ZM126 126H125V127H126ZM201 126L204 128L203 124H202ZM201 126H200V127H201ZM21 127H22V126H21ZM43 127H42V128H43ZM56 127H57V126H56ZM80 127H81V126H80ZM80 127L78 128L79 131H80V129L82 128V127H81V128H80ZM125 127H123V128H125ZM136 127H137V124H136ZM138 127H139V125H138ZM138 127H137V128H138ZM159 127H161V126H159ZM162 127H163V126H162ZM26 128H25V129H26ZM51 128H52V127H51ZM83 128H85V126H84ZM123 128H122V129H123ZM134 128H135V126H134ZM137 128H136V129H137ZM153 128H154V127H153ZM153 128H151V129L153 130ZM203 128H202V129H203ZM19 129H20V128H19ZM76 129H77V127H76ZM119 129H120V128H119ZM122 129H121V130H122ZM151 129H150V130H151ZM193 129H194V128H193ZM231 129H232V128H231ZM231 129H230V131H231ZM23 130H24V129H23ZM39 130H40V129H39ZM41 130H40V131H41ZM46 130L48 131L49 134H50V132H49V130H50V131H51V134L48 135ZM68 130H69V131H68ZM112 130H113V131H112ZM123 130H125V129H123ZM131 130H132V129H131ZM152 130H151V131H152ZM159 130H160V128H159ZM161 130H162V128H161ZM169 130H170V129H169ZM40 131H39V132H40ZM70 131H71V132H70ZM79 131H78V132H79ZM82 131H83V129H82ZM88 131H89V129H88ZM88 131H87V129H86V132H88ZM94 131H95V132H94ZM151 131H150V133H151ZM156 131H157V130H156ZM202 131H203V130H201V132H202ZM207 131H206V132H207ZM4 132H5V131H4ZM16 132H17V133H16ZM80 132H81V131H80ZM84 132H85V131H84ZM84 132H83L82 134L79 133V136H77V134L75 133V134H76L75 136L77 137V140H76L75 144L73 145V147L71 148L70 152H71V151H73V152H77V151H79V152H80V151H82V150H83L82 152H84V150L86 149V147H87V149H90V148H88V146H86V145H89V143L87 144V142H89L91 138L88 139L90 136L87 137V136L85 135ZM234 132H235V129H234ZM237 132H238V131H237ZM89 133H90V132H89ZM110 133H112V134H110ZM131 133H132V132H131ZM131 133H130V134H131ZM133 133H134V132H133ZM142 133H143V132H142ZM156 133H158V132H154V134H156ZM203 133H204V132H203ZM32 134H33V133H32ZM37 134H36V135H37ZM97 134H95V135H97ZM116 134H114V135H116ZM151 134H152V133H151ZM161 134H162V133H161ZM193 134H194V133H193ZM195 134H196V133H195ZM207 134H206V135H207ZM235 134H236V133H235ZM16 135H15V137H16ZM38 135L40 136V133H39ZM95 135H94V137H95ZM110 135H112V136H110ZM166 135H167V134H166ZM203 135H204V137L206 136L205 134H202V136H203ZM18 136H19V135H18ZM41 136H40V139H41ZM75 136H74V137H75ZM92 136H93V135H92ZM116 136H117V135H116ZM150 136H151V135H150ZM154 136H155V135H154ZM195 136H196V135H195ZM214 136H212L213 140L216 138V137H214ZM238 136H236V137L238 138ZM15 137H14V138H15ZM94 137H93V138H94ZM106 137H107V139H106ZM108 137H109V138H108ZM131 137H132V134H131ZM151 137H152V136H151ZM157 137H158V136H157ZM157 137H156V138H157ZM193 137H194V136H193ZM33 138H34V136H33ZM93 138H92V140H93ZM152 138H154V137H152ZM156 138H154V139H156ZM159 138H161V137H159ZM165 138H166V137H165ZM218 138H216V141H215V142L218 141V140H217ZM233 138H234V137H233ZM237 138H236V139H237ZM248 138H250L251 140L249 139L250 141H247ZM20 139H21V138H20ZM51 139H52V140H51ZM58 139H59V137H58ZM94 139L96 140L97 138H94ZM131 139H132V138H131ZM154 139H153V140H154ZM161 139H162V138H161ZM190 139H191V138H190ZM236 139H235V140H236ZM258 139H261L260 143H259ZM22 140H23V139H22ZM35 140H36V139H35ZM56 140H57V139H56ZM56 140H55V141H56ZM61 140H62V139H61ZM72 140H73V139H72ZM88 140H89V141H88ZM97 140H99V139H97ZM167 140H168V139H167ZM170 140H171V139H170ZM187 140H188V139H187ZM207 140H208V139H207ZM36 141H38V140H36ZM93 141H94V140H93ZM101 141H103V140L100 139L99 142H101ZM131 141L133 142V140H131ZM131 141H130V143H131ZM141 141H142V140H141ZM155 141H157V139H156ZM158 141H159V140H158ZM160 141H161V140H160ZM190 141H191V140H190ZM193 141H194V140H193ZM233 141H234V140H233ZM237 141H238V140H237ZM1 142H2V141H0V143H1ZM17 142H18V141H17ZM21 142H22V141H21ZM56 142H57V141H56ZM94 142H95V141H94ZM99 142H96V143H99ZM134 142H135V139H134ZM143 142H144V141H143ZM147 142H149V141H147ZM147 142H145V144H143V143H142V144H143L144 146H146V143H147ZM151 142H152V141H151ZM196 142H197V141H196ZM211 142H212V145H213V141H211ZM3 143H4V142H3ZM19 143H20V142H18V144H19ZM33 143H34V142H33ZM91 143H92V142H91ZM104 143H105V142H104ZM138 143H141V142L138 141L137 144H136L137 146H138ZM157 143H158V142H156V146H157V149H158V145H157ZM172 143H174V142L172 141ZM176 143H177V142H176ZM189 143H190V142H189ZM222 143H223V142H222ZM224 143H225V142H224ZM235 143H236V141L234 142V144H235ZM34 144H36V142H35ZM38 144H39V143H37L36 145H38ZM131 144H132V143H131ZM134 144H135V143H134ZM148 144H149V143H148ZM148 144H147V146H148ZM150 144H151V143H150ZM226 144H228V143H225V145H224L225 148L227 147ZM232 144H233V143H232ZM255 144H256V143H254V147H255ZM15 145H16V144H15ZM21 145H22V144H21ZM21 145H20V147H22ZM23 145H24V144H23ZM100 145H101V144H100ZM143 145H142V146H143ZM169 145H170V144H169ZM176 145H177V144H176ZM184 145H185V143H184ZM218 145H219V143H218ZM222 145H223V144H222ZM240 145H239V147H240ZM97 146H98V144H97ZM139 146H140V145H139ZM150 146H152V145H150ZM182 146H183V145H182ZM195 146H196V145H195ZM214 146L216 147V143H215ZM242 146H243V147H242ZM252 146H253V145H252ZM256 146H257V145H256ZM0 147H1V146H0ZM15 147H16V148H15ZM15 147H14L15 150H16L15 152H17L18 154H22V153H23V152H22V149H20V147H17V145H16ZM91 147H92L91 149H96V148H93V145H92ZM95 147H96V146H95ZM131 147H132V145L130 146V148H131ZM154 147H155V144H154L153 148H154ZM173 147H174V145H173ZM201 147H202V145H201ZM220 147H221V146H220ZM220 147H218V148H220ZM222 147H223V146H222ZM235 147H236V146H235ZM235 147H234V148H235ZM237 147H238V146H237ZM247 147H248V149H249V143H248V146H247ZM250 147H251V146H250ZM258 147H259V151H258V152L255 151V152H256L255 154H256V156H258V159H260V162L262 163V160H263V162H264V157L259 156L260 154H259V155H257V154H258L260 151H262L264 147H263L262 149H261L260 146H258ZM9 148H10V147H9ZM22 148H23V147H22ZM24 148H25V146H24ZM164 148H165V147H163V146L161 145V148H160V146H159V150H155V149H154V150L157 151V152H160V149H164ZM229 148H230V147H229ZM229 148H228V149H229ZM231 148H232V147H231ZM252 148H253V147H252ZM252 148H251V149H252ZM255 148H256V147H255ZM99 149H100V148H99ZM120 149H121V150H120ZM127 149H128V152H129L130 155L128 154V155H129L128 157L126 156V162H127V158H129L130 156H132L131 153H130V150H131V149H129V147H128ZM127 149H126V150H127ZM132 149H133V148H132ZM134 149H137V148L134 147ZM139 149H141L140 153L144 151L142 148H139ZM151 149H152V147H151ZM166 149H167V148H166ZM202 149H203V147H202ZM223 149H224V148H223ZM244 149H245V148H244ZM256 149H257V148H256ZM256 149H255V150H256ZM260 149H261V150H260ZM0 150H1V148H0ZM23 150H24V149H23ZM97 150H98V149H97ZM208 150H209V149H208ZM224 150H225V149H224ZM224 150H223V151H224ZM231 150H232V152H233V155H235L234 153H236L235 151H236L237 149H234V150L231 149ZM231 150H230L229 152H231ZM245 150H246V149H245ZM253 150H254V149H253ZM2 151H3V150H2ZM7 151H8V150H7ZM25 151H26V150H25ZM85 151H86V150H85ZM87 151H88V150H87ZM94 151H96V150H94ZM131 151H132V150H131ZM134 151H135V150H134ZM137 151H138V150H137ZM164 151H165V150H164ZM164 151H163V153H164ZM220 151H221V149H220ZM223 151H222V152H223ZM250 151H251V150H248V152H250ZM263 151H264V150H263ZM263 151H262V152H263ZM13 152H14V151H12V154H13ZM73 152H72V153H73ZM114 152H113V153H114ZM116 152H115V153H116ZM121 152H120V153H121ZM126 152H127V151H126ZM150 152H152V151L150 150ZM150 152H149V153H150ZM166 152H167V151H166ZM206 152H207V151H206ZM225 152H226V150H225ZM227 152H228V151H227ZM227 152H226V154H228ZM252 152H253V151H251L250 153H252ZM10 153H11V152H9V154H10ZM77 153H78V152H77ZM115 153H114V154H115ZM117 153H116V154H117ZM120 153L117 154V155H120ZM152 153H154V152H152ZM212 153H213V152H212ZM237 153H238V152H237ZM260 153H261V152H260ZM6 154H7V153H6ZM15 154H16V153H15ZM18 154H17V155H18ZM28 154H29V153H28ZM95 154H97V151H96ZM116 154H115V155H116ZM121 154H122V153H121ZM126 154H127V153H126ZM137 154H138V152H137ZM169 154H170V153H169ZM205 154H206V153H205ZM231 154H232V153H231ZM252 154H253V153H252ZM261 154H262V153H261ZM263 154H264V152H263ZM109 155H110V156H109ZM135 155H136V154H135ZM135 155L132 156V159H130V162L133 161V157H134V158L137 157V156H135ZM140 155H141V154H140ZM140 155H139V156H140ZM228 155L231 156L230 154H228ZM238 155H239V154H238ZM238 155L236 154L235 157L238 156ZM244 155H245V154H244ZM2 156H3V154H1V152H0V158H1V159L3 158ZM32 156H33V155H32ZM143 156H144V155H143ZM152 156H153V157H152ZM155 156H157V154H156ZM155 156H154V155H151V157H147V156H145V158H142V159H141V157H140L141 160L138 158L140 162L142 161L141 164H144V165H145V166L142 165V167H143L142 169H144V167H145L144 170H146V168H147V170H149V173L147 172L148 176H147V179L145 178L146 181L144 182V180H143V183L141 182L142 184H141V185L139 184V185H140L139 189H138V190L135 189V190H136V191H135V192H136V195H137L138 197H141V196H142L143 199H144V201L147 202L146 204H148V206L152 204V201H151V200H152L153 198L158 197V198L160 199V197H162L163 200H164V203L166 202L165 204H166V205L168 204V207H169L170 209H172V212L174 211V212H176L177 214H180V215L182 214V215H184L183 213L189 208V206L194 205V202H196V201L198 200V198L200 197V194H201V193L203 194V197H204V194L207 195V196H209V197H210V194H211V195L213 194L212 197H211L212 199L209 198V197H207V198L210 199L209 201L212 200L210 203L207 202V203H209V204H208V210H209L208 213L206 212L207 210H206L205 208H204V209H205L206 211H205L204 209H202V208H200V209L203 210V212L205 211V212H204V215H206V213H207V214H210V216H211L212 218H214V216H215V219H212L209 215H207V216H208V219L211 218L210 220H212V221L209 220V221L205 222L206 220H208L206 216H205V217H206V220H205V218H204L205 221L202 220V219H198V220H196V218H198L199 216H198V217H197V216H194V218L196 217L195 220L199 222L198 224H200V223L203 224V222H200L201 220L205 222L204 225H203V229H204V234H206V235H205L206 237H208L207 235H210L211 237H209V238H212V237H214V238H218L219 240H221V241L223 242V244H227L226 246H228L229 248L232 247L231 250H232L233 248H235V246L238 245V243H237V240L235 241V243H233V241H234L235 238L237 237L236 234H235L236 237L234 236V233L237 232V234H238L240 231L243 232L244 229H245L246 227H248L247 225H249L250 223L248 224L247 217L244 218V216H241L242 214H241V215L238 214L239 212L237 213L236 216H235L236 213L233 214L234 212H231V214L235 216V217H234V216H231V217H234V219H233L232 221H231L230 218H229V216H230L231 214H229L228 219H227V217H225V214H227L228 212L225 213V214L223 213V215H222V212H223V210L228 209L231 205H233V203H234V205H235V202H233V201H235V200H236L237 203H241L240 201L238 202V200H239L240 197L242 198L244 195H243V196L240 195V197H239V194H240V193L242 194V192H246L247 188L251 187V186H248V187L244 190L245 186H247V185H245L247 181L245 182V180H244L245 178H242V177H241V171L238 170V169H236V167L233 168V169H232V175H235L234 177H236V178H233L234 180L231 179V181L228 180V181H230V182H229V183L227 182L228 184L225 185V186H221L222 184H219L220 186H219L218 188H215V187L212 188V187H211V188L213 189V191L210 192V190H209V187H210V183H209V182H210V181H208V183H206L207 181L205 180L206 185L209 184V185H208L209 187L207 186V189L205 188L206 185H205V187H202V186L205 184V183L203 182V183H204L203 185L200 186V184H199V186H200V187H199L200 190H199V189L197 190V188H196L195 185H193V186H195L196 189H195L194 187L191 186V187H192V191H194V190H195V191H194V193L189 191V192H190V194H189V192H187V191L189 190V186L187 185V186H188V189H185L186 185H185V187H184V184H186V182H187L188 179H187L186 181L184 180V181H183L184 184L181 185V187H184V188H181V187H180L179 189H181V191H180V192L178 191L179 189H178L177 187H179V186H177V184L179 183L178 185H180V183H181V179L179 180V178L177 177V176H179V174H178L177 176H175V180H174V178H172V176H171L172 174H169V172H170L169 170H171V169H170V168H171V167H170L171 165H170V163H169L171 160L169 161V157H168V159H167V157L164 158V156H166V155L163 156V154L160 155V153L158 154V157L155 158ZM167 156H168V154H167ZM170 156H171V155H170ZM202 156H203V155H202ZM240 156H241V155H240ZM247 156H248V154H247ZM250 156L252 157L251 154H250ZM253 156H254V155H253ZM256 156H255V157H256ZM263 156H264V155H263ZM6 157H7V156H6ZM6 157H5V158H6ZM15 157H17V156H15ZM20 157H21L22 160L19 161V165H17L18 162H17V163L15 162L16 164L13 163V165H15L16 167L10 164V166H11V167L13 166L14 168H16L17 171L21 170L22 167H26V166H29V165L32 164V162H31V161H32V158H30V157H28V156H22V155H21ZM108 157H109V158H108ZM117 157H118V156H117ZM124 157H125V156H123V158H124ZM159 157H160V158H159ZM171 157H172V156H171ZM179 157H180V156H179ZM197 157H198V156H197ZM227 157H228V156H227ZM231 157L233 158V156H231ZM242 157H243V156H242ZM242 157H241V158H242ZM248 157H249V156H248ZM248 157H247V158H248ZM255 157H252V159L255 158ZM260 157L263 158V159L261 160ZM18 158H19V157H18ZM80 158H81V157H80ZM80 158H79L78 163H75L74 165H73L74 162L71 163V165L74 166V170H75L76 172H77V171H80V170L83 171V164H84V162H86V160H84V161L82 160L83 155H82V158H81L82 161H80ZM105 158H107V159H105ZM113 158H114L113 160L116 159L115 157H113ZM123 158H122V159H123ZM130 158H131V157H130ZM180 158H181V157H180ZM180 158H179V161H180V162L178 163V165H177L178 159H177V161H175V162L173 161V162L176 163V165H177L175 169H173L175 166L173 167V164H174V163L171 161V162L173 163V164L171 163V164H172V169H173V170H178V171H180V170L182 169V167L184 168V166H186V160H187V159H186V160H185V159H182L183 161H181ZM185 158H186V157H185ZM188 158H189V157H188ZM193 158H194V157H193ZM236 158H237V157H236ZM163 159H164V160H163ZM166 159H167V160H166ZM170 159H171V158H170ZM202 159H203V158H202ZM213 159H214V158H213ZM248 159H249V158H248ZM250 159H251V158H250ZM250 159H249V160H250ZM255 159L257 160V157H256ZM19 160H20V158H19ZM117 160L120 161L119 157H118ZM165 160H166V161H165ZM230 160H232V159H230ZM240 160H241V159H240ZM256 160H254V162H255ZM3 161H4V160H3ZM69 161H70V160H69ZM69 161H68V162H69ZM167 161H169V162H167ZM214 161H216V160H214ZM1 162H2V161H1ZM1 162H0V163H1ZM59 162H60V161H59ZM117 162H118V161H117ZM117 162L115 161L114 163H117ZM123 162H125L124 159H123ZM134 162H136V160H134ZM164 162H165V165L163 164ZM196 162H197V161H196ZM204 162H205V161H204ZM250 162H252V160H251ZM254 162L251 163V165H250V166H251V167H250V168H251L250 171H255V172H256V171H258L257 169H259V168H257V165L260 164V163L257 162V163L254 164ZM8 163H9V162H8ZM64 163H65V161H64ZM104 163H103V165H104ZM118 163H119V162H118ZM127 163H128V162H127ZM127 163H124V164H127ZM167 163H168V164H167ZM200 163H202V162L200 161ZM56 164H57V163H56ZM62 164H63V163H62ZM67 164L69 165L70 163H67ZM107 164H111V165H112L113 162H112V163H109V162H108ZM119 164H120V163H119ZM121 164H122V163H121ZM131 164L133 165V162H132ZM131 164H130V165H131ZM193 164H194V163H193ZM202 164H203V163H202ZM243 164H245V163H243ZM1 165H3V164H1ZM33 165H34V164H33ZM71 165H70V166H71ZM100 165H102V164H100ZM113 165H114V166H113ZM113 165H112V166L114 167V172H115V170H116L117 168L119 169V171H120V170H124V168L122 169L121 167H120V168H121V169H120V168H119V165H118L117 168L115 167V164H113ZM116 165H117V164H116ZM138 165H139V164H138ZM138 165L136 164V167H137V168H138ZM163 165H164V166H163ZM166 165H167V166L170 165V166L167 168ZM174 165H175V164H174ZM187 165H188V164H187ZM198 165H199V164H198ZM213 165H214V164H213ZM262 165H263V164H262ZM4 166H5V165H4ZM7 166H8V165H7ZM70 166H69V167H70ZM95 166H94V167H95ZM108 166H109V165H108ZM108 166H107L106 168H109V167H110V166H109V167H108ZM120 166H121V165H120ZM122 166H123V165H122ZM126 166H127V165H126ZM140 166H141V165H140ZM162 166H163V167H162ZM165 166H166V168H167L168 171H169L168 173L166 172V170H165V168H164ZM31 167H32V166H31ZM66 167H68V166H65V168H66ZM94 167H93V168H94ZM98 167H99V166H98ZM113 167H111V168H113ZM124 167H125V165H124ZM127 167H128V166H127ZM131 167H132V166H131ZM133 167H134V166H133ZM136 167H134V168H136ZM161 167H162V168H161ZM202 167H203V166H202ZM205 167H206V165H205ZM259 167H260V165H259ZM4 168H5V167H4ZM4 168H3V169H4ZM7 168H9V167H7ZM7 168H5V170H4V171H5V172H4V175H5L6 173H9V172H10L9 170L13 169V168H11V169L9 168V169H8L9 172H8V171H7ZM18 168H19V170H18ZM26 168H27V167H26ZM102 168H103V167H102ZM128 168H129V167H128ZM137 168H136V169H137ZM139 168H140V167H139ZM179 168H181V169H179ZM197 168H198V167H197ZM261 168H262V166H261ZM66 169H67V168H66ZM69 169H70V168H69ZM84 169H85V168H84ZM94 169H95V168H94ZM99 169H100V167H99ZM118 169H117V170H118ZM130 169H131V168H130ZM140 169H141V168H140ZM242 169H243V168H242ZM246 169H247V168H246ZM0 170L3 171L2 169H0ZM67 170H68V169H67ZM89 170H90V169H89ZM110 170H111V169H110ZM147 170H146V171H147ZM162 170H163V171H162ZM203 170H204V169H203ZM205 170H206V169H205ZM1 171H0V174L3 173V172H1ZM12 171H13V172H12ZM17 171H16V173H17ZM124 171H125V170H124ZM146 171H145V172H146ZM183 171H184V170H183ZM248 171H249V170H248ZM262 171H263V170H262ZM26 172H27V170H26ZM53 172H54V171H53ZM55 172H56V171H55ZM66 172L69 173V170L66 171ZM80 172H81V171H80ZM111 172H112V171H111ZM116 172L119 173L118 171H116ZM141 172H142V171H141ZM181 172H182V171H181ZM11 173H15L14 170H11V172H10V177H11ZM23 173H24V172H23ZM117 173H115V174H117ZM125 173H126V172H125ZM199 173H200V172H199ZM262 173H263V172H262ZM25 174H26V173H25ZM53 174H54V173H53ZM57 174H59L58 176L60 177L61 182H62V180H64L65 182H66V181H69V180L66 179V178L70 177L68 174H66V173H61V174H60V173H56V174H55V177L57 176ZM75 174H76V173H75ZM108 174H109V173H108ZM254 174H255V173H254ZM258 174H259V173H258ZM15 175H17V178H19V179L21 180V182H22L21 184H22V185L20 184L19 186H21L22 189H21V190H18V189H17L18 192H19V191H20V192H19V194H18V192L16 193V194H18V195H17L18 197L16 196V197H17V201H16L15 199H14V200L17 202V204H15V203H14V204H15V205H19L20 208H21L22 210H18L19 208L16 210V213H14L15 215H17V216H16V219H15V217H14V219H15L14 221H15V222L12 221V224L9 223V224L7 225V227L5 226V228H4V227H3L4 225L0 223V224H1V225H0V244L2 245V246H1V245H0V246H1V247H4V246H5L4 248H2V249L4 250L3 252L1 251L2 249L0 250V253L2 252V254L4 255V256H3L2 254L0 255V264H28L30 258H32V257H31V256H30V258L28 257L29 260L26 259V254H27L26 249H27V248H25V247H29V246H28V245H25V244H29V245H31L30 242L33 243V241H34V244H35V243L37 242V241L35 242V240H37V239L30 241V240H31L30 237H27L26 235L31 234V231H30V230H35V229H36V228L33 229V227H37V226L39 225V224H38V223H39V222H38L39 219H40V220H39L40 223H41V221L43 220V218L40 217L41 214H39V217H40V218L38 219V216L34 213V212H35V209H34L33 207H35V206H33V202H34L35 200H37V201H35V202H41L40 204H42V201H41V200H38V199H39V198H40V199L42 198V200H43V198L45 197L44 195H46L47 193H49L48 191H45V189H44V191L47 192V193L44 194V192H43L42 194H44V195L39 194V195H41V197H39V195H38L39 198L37 199V197H36L37 194H34L35 192L32 191L33 189H31V188L28 186V185H29V184H28L29 182L26 181V179H28V178H25V177H24V178L21 179L20 176H21L22 174L19 175V177H18V173L15 174ZM27 175H28V174H26V176H27ZM49 175H50V174H49ZM88 175H89V173H88ZM103 175H106V174H103ZM109 175H110V174H109ZM125 175H126V174H125ZM192 175H193V174H192ZM246 175H247V174H246ZM246 175H245V176H246ZM72 176H73V175H71V177H72ZM112 176H114L113 173H112ZM112 176H111V177H112ZM185 176H187V175H185ZM185 176L183 175L181 178L183 179ZM200 176H201V175H200ZM245 176H244V177H245ZM0 177L2 178V176H0ZM4 177H6V176H4ZM10 177H8V178H10ZM41 177H42V176H41ZM101 177H102V176H101ZM106 177H107V176H106ZM176 177L178 178L179 182L176 181ZM179 177H180V176H179ZM232 177H233V176H232ZM246 177H247V176H246ZM249 177H251V175L248 176V178H249ZM6 178H7V177H6ZM6 178H4V179H6ZM35 178H36V176H35ZM73 178L75 179L74 176H73ZM73 178H71V179L68 178V179H70V181H72ZM114 178H115V177H114ZM262 178H263V177H261V179H262ZM10 179H11L10 181L12 182V183H10V184H13V182H14V180H15L16 178H13V179L10 178ZM29 179H30V178H29ZM53 179H54V178H53ZM65 179H66V180H65ZM184 179H186V178H184ZM192 179H193V178H192ZM12 180H13V181H12ZM47 180H48V179H47ZM55 180H56V178L54 179V181H55ZM102 180H103V179H102ZM105 180H106V179H105ZM107 180H109V179H107ZM112 180H113V179H112ZM116 180H117V179H116ZM197 180H198V179H197ZM226 180H227V179H226ZM0 181H1V180H0ZM75 181H76V180H75ZM174 181H176L175 183L178 182V183L176 184V186H177L176 188H177L178 190H175L176 192L178 191L177 193H176V192L174 191V189L172 188V187L175 188V186H174L175 184H173ZM198 181H199V180H198ZM251 181H252V179H251ZM3 182H4V181H3ZM8 182H9V181H8ZM27 182H28V183H27ZM46 182H47V181H46ZM51 182H52V181H50V184H51ZM100 182H101V181H100ZM111 182H112V181H110V183H111ZM121 182H122V181H121ZM249 182H250V181H249ZM254 182H256V180H255ZM14 183H15V182H14ZM48 183H49V182H48ZM93 183H94V182H93ZM98 183H99V182H98ZM108 183H109V182H107V184H108ZM116 183H117V182H115V184H116ZM200 183H201V182H200ZM259 183H260V182H259ZM3 184H4V183H3ZM7 184H8V183H7ZM10 184H9V185H10ZM27 184H28V185H27ZM41 184H42V183H41ZM103 184H104V183H103ZM181 184H182V183H181ZM189 184H191V183H189ZM193 184H194V183H193ZM201 184H202V183H201ZM212 184H213V183H212ZM256 184H258V183H256ZM14 185H18V184H14ZM30 185H31V184H30ZM51 185H52V184H51ZM121 185L123 186L124 184L121 183ZM121 185H120V186H121ZM260 185H262V184H260ZM11 186H12V185H11ZM49 186H50V185H48V187H49ZM98 186H99V185H98ZM103 186H105V185H102V188H103ZM197 186H198V185H197ZM255 186H256V185H255ZM255 186H252V187H254V189L257 191L256 187H257V188H260V187H259V184H258L256 187H255ZM9 187H10V186H9ZM12 187H13V186H12ZM15 187L18 188V186H15ZM99 187H100V186H99ZM112 187H113V186H112ZM118 187H119V186H118ZM191 187H190V188H191ZM252 187H251L250 189H248V190H250V191H247V193H251V192L254 190V189H252ZM44 188H45V187H44ZM46 188H47V187H46ZM123 188H124V187H123ZM176 188H175V189H176ZM186 188H187V187H186ZM5 189H6V188H5ZM11 189H12V188H11ZM11 189H10V190H11ZM13 189H15V188L13 187ZM212 189H211V190H212ZM15 190H16V189H15ZM15 190H14L13 193L16 192ZM251 190H252V191H251ZM255 190H254V191H255ZM4 191H5V190L3 189V192H4ZM68 191H69V190H68ZM173 191H174V193H176V194H173ZM262 191H263V190H262ZM0 192H2V191H0ZM6 192H7V191H6ZM8 192H11V191H8ZM36 192H37V190H36ZM212 192H213V193H212ZM259 192H261V191H259ZM39 193H40V192H39ZM54 193H55V192H54ZM61 193H62V192H61ZM252 193H254V192H252ZM252 193H251V194H252ZM263 193H264V192H263ZM263 193H262V194H263ZM49 194L51 195V193H49ZM68 194H69V193H68ZM68 194H65V195L67 196ZM71 194H74V192H73V193H70V197H73V196H71ZM208 194H209V195H208ZM243 194H244V193H243ZM259 194H260V193H259ZM50 195H49V196H50ZM63 195H64V194L62 193V196H63ZM113 195H114V194H113ZM248 195H250V194H246L245 197L248 198ZM256 195H257V192H256ZM263 195H264V194H263ZM6 196H9V194L6 195ZM42 196H44V197H42ZM47 196H48V195H47ZM51 196H52V195H51ZM62 196H59V199H60V197H62ZM68 196H69V195H68ZM87 196H88V195H87ZM114 196H115V195H114ZM125 196H126V195H125ZM235 196H237V197H236V199L234 200V197H235ZM2 197H3V196H1L0 198L2 199ZM9 197L11 198V196H9ZM16 197H14V198H16ZM52 197H53V196H52ZM54 197H55V195H54ZM94 197H95V196H94ZM201 197H202V195H201ZM201 197H200V199H201ZM203 197H202V198H203ZM238 197H239V198H238ZM250 197L252 198V195H251ZM3 198H4V197H3ZM6 198H8V197H6ZM6 198H5V201H6ZM12 198H13V197H12ZM62 198H63V199H62L63 201L61 200V202H62L61 204H60V200H59V205H60V206H61V205H62V206L65 205V203L68 204V202H66V201H68V200H69V203H70V199L67 198V199H68V200H67V199H65L66 197H62ZM84 198H85V196H84L83 198L79 199V201H80V200H81V201L83 200V201L85 202L87 198H86V199H84ZM128 198H129V197H128ZM205 198H206V197H205ZM207 198H206V199H207ZM260 198H262V196L259 197V199H260ZM1 199H0V201H2ZM44 199H45V198H44ZM46 199H47V197H46ZM77 199H78V197H77ZM111 199H112V198H111ZM143 199H142V200H143ZM237 199H238V200H237ZM249 199H250V198H249ZM249 199H248V200L246 199V200H247L248 202H251V200H249ZM49 200H50V199H49ZM65 200H66V201H65ZM75 200H76V199H75ZM88 200L91 201L90 199H88ZM163 200H162V201H163ZM201 200H202V199H201ZM231 200H232V201H231ZM242 200H243V199H242ZM246 200L244 199V201H246ZM255 200H256V199H255ZM10 201H11V200H10ZM55 201L57 202V200H55ZM55 201H54V202H55ZM79 201H77V202L75 201L74 203H71L72 208L70 207V204L67 205V206L69 207L68 209H69V211H70V214H67L68 216H67V215L63 212V210L61 209L62 206H61V208H59V205H58V206H55V205H54V206L58 209V211H61V210H62V212L66 215V217H65V215H63V218H62V216H61L62 214H61V213L58 214V215H60V217L62 218V220H63L64 218H68L69 216H70V218H73V215H76V214L78 215V213H79L81 216H82V214H84V215L86 216V217H84V218H87V214L89 215L90 213L88 212V213L86 214V212H87L86 210L89 211V208L87 209V208L85 207V206H87L86 204H84V205L82 204L83 201H82V202H81V201L79 202ZM112 201H113V199H112ZM35 202H34V203H35ZM63 202H64V203H63ZM71 202H73V200H72ZM148 202H149V203L151 202V204H149ZM201 202H202V201H201ZM204 202H205V201H203L202 204H204ZM253 202H254V201H253ZM10 203H11V202H10ZM12 203H13V202H12ZM196 203H197V202H196ZM198 203H199V202H198ZM231 203H232V204H231ZM242 203H243V201H242ZM251 203H252V202H251ZM44 204H45V203H44ZM52 204H54V203H52ZM115 204H116V203H115ZM115 204H114V205H115ZM130 204H131V203H130ZM230 204H231V205H230ZM1 205H2V204H1ZM12 205H13V204L10 205L11 207H10L9 209L12 208ZM30 205H31V207L33 206V207H32L33 210L29 207ZM34 205H35V204H34ZM46 205H47V204H46ZM111 205H112V203H111ZM204 205H206V202H205ZM236 205H237V204H236ZM243 205H244V204H243ZM247 205H249V204H247ZM247 205H246V206H247ZM4 206H5V205H4ZM4 206H3V205L0 206V211H1V210L3 211ZM38 206H39V205H38ZM38 206H37V207H38ZM40 206H41V205H40ZM42 206H43V205H42ZM42 206H41V208H42ZM48 206L50 207V205H48ZM54 206H53V207H54ZM112 206H113V205H112ZM115 206H117V205H115ZM115 206H114V207H115ZM132 206H133V205H132ZM136 206H137V205H136ZM156 206H157V205H156ZM199 206H201V205H199ZM199 206H198V204H197V207H199ZM252 206H253V205H252ZM255 206H256V204L254 203V206L252 207L253 210H254V207H255ZM2 207H3V208H2ZM27 207H28V210H30V212H29V211H27L26 213H25V212H22L23 209H24V208H27ZM55 207H54V208H55ZM63 207H64V206H63ZM95 207H96V205H95ZM194 207H195V206H194ZM202 207H203V206H202ZM226 207H227V208H226ZM240 207H241V206H240ZM244 207H245V206H244ZM250 207H251V206H250ZM5 208H6V207H5ZM14 208H15V207H14ZM29 208H30V209H29ZM41 208L39 207L38 211H39V212H42V214H43V212H44L45 210L42 211V210H40ZM50 208H51V207H50ZM50 208H49V209H50ZM56 208H55V209H56ZM70 208H71V210H70ZM115 208L118 209V206L115 207ZM115 208H114V209H115ZM139 208H140V207H139ZM169 208H168V209H169ZM233 208H234V207L232 206V210L235 209V208H234V209H233ZM238 208H239V207H238ZM246 208H247V207H246ZM6 209H7V208H6ZM6 209H4V210H6ZM15 209H16V208H15ZM15 209H14V210H15ZM43 209H44V208H43ZM47 209H48V208H47ZM60 209H61V210H60ZM65 209H67L66 207H64V211H67V210H65ZM114 209H113V210H114ZM117 209H116V211L118 212ZM192 209H193V208H192ZM196 209H197V208H196ZM229 209H230V208H229ZM241 209H242V208H241ZM241 209H240V210H241ZM247 209L251 210V208H247ZM12 210H13V209H12ZM12 210H11V211H12ZM36 210H37V209H36ZM52 210H53V209L51 208V211H47V210H46V211H47V213H48V212H51V214L57 212V211L53 212ZM119 210H120V209H119ZM146 210H147V209H146ZM188 210H189V209H188ZM188 210H187L186 212H188V213L192 212V211L189 212ZM190 210H191V209H190ZM218 210H220V211H219L220 213H218L219 215H218V217H217L216 215H213V212L216 211V214H217V211H218ZM235 210H238V209L236 208ZM240 210H239V211H240ZM244 210H245V209H244ZM20 211H21V212H20ZM46 211H45V213H46ZM90 211H91V210H90ZM141 211H142V210H141ZM226 211H228V210H226ZM226 211H225V212H226ZM230 211H231V210H230ZM7 212H8V211H7ZM13 212H14V211H13ZM17 212H18V213H17ZM67 212H68V211H67ZM235 212H237V211H235ZM243 212H245V211H243ZM243 212H242V213H243ZM246 212H247V211H246ZM5 213H6V211H5ZM19 213L21 214V216H20ZM22 213H23V214H22ZM29 213H33L32 216H35V215H36L35 218L32 217V219H31V215H29ZM57 213H59V212H57ZM57 213H56V214H57ZM145 213H146V212H145ZM145 213H144V214H145ZM150 213H151V215H152V212H150ZM150 213H148V214H150ZM160 213H161V212H160ZM169 213H170V211H169ZM169 213L167 212V214H166V212H165L166 217H167V216H168V217L170 216ZM193 213H194V212H193ZM51 214H50L49 216H50V218H51V220H52L53 217H51V216H53V215H51ZM161 214H162V213H161ZM172 214H174V213H172ZM257 214H258V213H257ZM46 215H47V214H46ZM58 215H56V216H57V217H55L56 219H58V217H59ZM84 215H83V216H84ZM91 215H92V214H91ZM91 215H90V216H91ZM154 215H155V214H154ZM175 215H176V214H175ZM182 215H181V216H182ZM201 215H202V213H201ZM220 215H221L222 217H220ZM0 216H1V215H0ZM43 216H44V215H43ZM78 216H79V215H78ZM83 216H82V217H83ZM92 216H93V215H92ZM92 216H91V217H92ZM139 216H140V215H139ZM141 216H142V215H141ZM178 216H179V215H178ZM223 216H224L225 218H224ZM262 216H263V215H262ZM175 217H177V216H175ZM179 217H180V216H179ZM50 218H49V219H50ZM61 218L59 219V221H62ZM75 218L80 219L81 217H76V216H75ZM155 218H156V219H153V218H151V219H153L154 222H155V220H156V222H158V221H157V217H156V215H155ZM159 218H160V217H159ZM169 218H170V217H169ZM172 218H173V217H172ZM180 218H181V217H180ZM185 218H186V217H185ZM192 218H193V217H192ZM216 218H217V219H216ZM41 219H42V220H41ZM45 219H46V217H45ZM47 219H48V218H47ZM49 219H48V220H49ZM73 219H74V218H73ZM73 219H70V221L73 220ZM132 219H133V218H132ZM176 219H177V218H176ZM248 219H249V218H248ZM250 219H251V218H250ZM25 220L27 221V223H29V224H27V225H29V226H26V225H25ZM54 220H55V219H54ZM66 220L68 221L69 219H66ZM76 220H77V219H76ZM86 220L88 221V219H85L84 221H83V220H82V221L79 220V222H81V224L84 222V224H85V223H86ZM93 220H94V219H93ZM166 220H167V219H166ZM170 220H171V219H170ZM174 220H175V219H174ZM195 220H193V221L195 222ZM229 220H230V221H229ZM251 220H252V219H251ZM55 221H56V220H55ZM59 221H57V222H59ZM94 221H95V220H94ZM179 221H180V219H179ZM179 221H178V222H179ZM184 221H185V220H184ZM249 221H250V220H249ZM0 222H1V221H0ZM2 222H3V221H2ZM9 222H10V220H9ZM23 222H24V223H23ZM73 222H75V221L73 220ZM73 222H70V223H73ZM162 222H163V221H162ZM169 222H170V221H169V219H168V220L166 221L167 224L164 222V223H163L164 226H162V227H166V228H167V226H170V224H172L173 220H172V222H170V223H169ZM174 222L176 223V221H174ZM178 222L176 223L177 225H178ZM255 222H257V220H256ZM255 222H254V223H255ZM258 222H259V221H258ZM4 223H5V222H4ZM19 223H20V224H23V227H22ZM50 223H51V222H50ZM53 223H56V222H52L50 226L53 227V225H52ZM70 223L68 222V224H70ZM76 223H77V222H76ZM93 223H94V222L92 221V224H93ZM97 223H98V222H97ZM145 223H146V222H145ZM145 223H143V224H145ZM175 223H173L174 226H175ZM195 223H196V222H195ZM195 223H194V224H195ZM251 223H253V222H251ZM36 224H37V225H36ZM57 224H58V223H57ZM64 224H65V223H64ZM64 224H63V225H64ZM66 224H67V223H66ZM128 224H129V223H128ZM128 224H127V225H128ZM132 224H133V223H132ZM141 224H142V223H141ZM141 224H140V225H141ZM143 224H142V225H143ZM158 224H159V223H158ZM160 224H161V223H160ZM163 224H161V225H163ZM168 224H169V225H168ZM185 224H186V223H185ZM188 224H189V222H188ZM202 224H201V225H202ZM2 225H3V226H2ZM46 225H47V224H46ZM58 225H59L60 228H62L60 222H59ZM63 225H62V226H63ZM71 225H75V224L73 223V224H71ZM77 225H80V224H77ZM87 225H88V222H87L85 225H83V227H84V226H87ZM97 225H98V224H97ZM140 225H139L138 227H137L136 225H134V224H133V226H130V228H131V227H132V228H131V229L129 228V231H128V233H127V234L129 235V232H130V230H131L130 236H128L129 239H128L127 236L125 235L126 238L128 239V240L125 239V241L127 242V245H126L127 247L124 246V248H123L122 245H121V247H122L123 249H126L125 251H124V250H123V251H120V250H114L116 247L113 245L115 248L113 249V248H112L113 246L110 247V248H112V249H109L105 254L102 253L104 256L102 255V257H100L99 259H97V258L94 259L95 257L92 259V258L90 257L91 260H93V261H91V264H92V263H93V264H109V263H111V262H112L113 264H128V263L131 264V263L135 262V264H136V262H141V261L144 260V259H145V260L148 259L149 256H150V258H151V256L153 257L152 260L155 258L154 255H156V257H157L158 255L155 254V253H156V244H157V242H156V240H154V239H157V238H159V237L154 236V237L152 238V236L154 235L153 233H152V236L149 237V235H151L150 232H149L150 234H147V235H148V236H147V235L145 234V232H146L147 230L145 231V230H144L145 228H143L142 225H141V227H140ZM156 225H157V224H156ZM191 225H192V224H191ZM228 225H232L231 227H233V228H232V231L229 232V235L226 234V233H227L226 231H228V229H226V227H227ZM254 225H255V224H254ZM257 225H258V224H257ZM259 225H260V224H259ZM25 226H26V228H25ZM39 226L41 227V224H40ZM56 226H57V225H56ZM56 226H55V227H56ZM75 226H76V225H75ZM81 226H82V225H81ZM81 226H80V227H81ZM90 226H91V224H90ZM90 226L88 227V229L91 231V233H89V231H87V233H89V234L92 235V236L89 237V234H88V237H89V238H88L87 236H86V237H87V239H90V238H91L92 240L90 239V240L88 241V240L86 239V237H84V238L87 240V241L85 240V241H86V243H85V242H83L84 239H82V237H81L80 241H77L78 239L75 238V244H76L77 246H78L77 243H78V242L80 243L81 241H82L81 244H82V243H85L86 245H88L90 241H91V242L94 241V240L99 241L97 238L94 237V236L97 237V233H96V231H95V234H96V235H95L94 232H92L93 230H91ZM92 226H93V225H92ZM92 226H91V227H92ZM143 226H144V225H143ZM158 226H159V225H158ZM21 227L24 228V229H22ZM28 227H29V228H32V229H29ZM43 227H44V226H42V228H43ZM69 227H70V226H69ZM73 227H74V226H73ZM73 227H71V229L74 230L75 227H74V228H73ZM80 227L77 226L78 229H79ZM170 227H172V226H170ZM175 227H176V226H175ZM175 227H174V228H175ZM252 227H253V226H252ZM27 228H28V232H30L29 234H26L27 231H26V232L24 231V230L27 229ZM45 228H46V227H44V229H45ZM49 228L51 229V227H49ZM49 228H48V230H49ZM56 228H57V227H56ZM56 228L54 229L55 231H54V230H51V232L47 230L48 232H50V233L53 234V235L51 234L52 236H51V235L48 236V238H49V237H50V238L53 237V239H54L55 241H53L52 238H51V241H49L48 239H46V238L44 237V238L48 241V242H46V241H44V240H41V239H43V238H41V237L38 238V242L36 243V245L38 244L37 246H41V247L44 246V247L47 248V249H45L46 255L43 254V253H41V254L45 255V256L42 255L43 258H42V256H41V254H39V255H40V260H41V261H40L39 259H37L38 261L36 260L37 262H40L39 264H44V261H49V262H51V264H53V263H54V264H55V263L57 264L56 261H58V262L61 261L60 264H62V263L64 264V263H65V260H64V259H63L64 261L61 260V257H64V258H65L66 256H68V255H66V254H69L70 252H73V253H70L69 255H74V254L77 255V256L74 255V256L76 257L75 260H77V257H79L78 259H80V258H82L83 255H84V252H85V251H81V252H83L82 257L80 256V253H79V255H78V252H79V251H77V250H78L79 248H78V249H77V248H75V249L73 248V251H70V252H69V249H71L70 247H73V246L75 247V245L70 246L71 244H70L69 242H70V241H73V242H74V239L71 240L70 237H71V238H74V236H75V237H79V236H76V235H78V234H77L78 232H76V233H75L76 235H74V236H73V235L70 236V234H69V235H67L68 237H65V236H63V235L61 236V234L59 233L60 231H63V230L58 229V230H60V231L58 232V230H57ZM159 228H160V227H159ZM172 228H173V227H172ZM174 228H173V229H174ZM52 229H53V228H52ZM68 229L71 231L70 228H68ZM78 229H77V230H78ZM93 229L96 230L95 228H93ZM153 229H154V228H153ZM163 229H164V228H163ZM190 229H191V228H190ZM229 229H230V227H229ZM252 229H253V228H252ZM40 230H41V228H40ZM40 230L37 228V229H36V233H37V232H40ZM45 230H46V229H45ZM160 230H161V229H160ZM174 230H175V229H174ZM181 230H182V229H181ZM245 230H246V229H245ZM250 230H251V229H250ZM256 230H257V229H256ZM41 231H43V230H41ZM53 231H54V232H53ZM64 231H65V230H64ZM70 231H69V233H71ZM74 231H75V230H74ZM98 231H99V230H98ZM161 231H163V230H161ZM182 231H183V230H182ZM199 231L201 232V235H203V234H202L203 232H202L201 230H199ZM32 232H33V231H32ZM45 232H46V231H45ZM80 232H81V231H80ZM80 232H79V234H80ZM83 232H84V231H83ZM154 232H155V231H154ZM242 232H241V233H242ZM245 232H246V231L243 232L244 234H241V235H240V236H241V237H240L241 239H242V237H244ZM247 232H248V231H247ZM41 233H42V232H41ZM43 233H44V232H43ZM81 233H82V232H81ZM85 233H86V232H85ZM85 233H84V235H85ZM87 233H86V235H87ZM100 233H101V231H100ZM141 233L143 234V236H144V234H145L144 237H146V238L149 237L147 240H150V239H151V240H150L149 242H147L146 239L143 238L141 243H137V239H138V238H135V237H138V235H139L140 238L143 237V236H141V235H142ZM146 233H148V232H146ZM160 233H161V232H160ZM46 234L48 235V233H46ZM185 234H186V233H185ZM199 234H200V233H199ZM246 234H247V233H246ZM34 235H35V234H34ZM38 235H39V234H38ZM44 235H45V233H44ZM242 235H243V236H242ZM25 236L28 238L27 240H26V237H25ZM30 236H31V235H30ZM40 236H43V235L40 234ZM59 236H60V239H61L60 241H59ZM205 236L203 235V237H205ZM232 236H234L235 238H232ZM246 236H248V235H246ZM32 237H34V236L32 235ZM109 237H111V236H109ZM155 237H156V238H155ZM18 238L20 239V242L18 241ZM21 238H22V239L25 238L24 241H23ZM64 238H66L67 240L65 241ZM214 238H213V239H214ZM240 238H239V239L237 238V239L239 240V243L241 242V239H240ZM245 238H247V237H244L243 240H244ZM29 239H30V240H29ZM39 239H40V240H39ZM63 239H64V240H63ZM135 239H136V240H135ZM263 239H264V238H263ZM7 240H9V241H7ZM57 240H58V241H57ZM69 240H70V241H69ZM123 240H124V239H123ZM138 240H139V239H138ZM143 240H144L145 242H147V243L144 244V241H143ZM219 240H218V241H219ZM243 240H242V241H243ZM21 241H22V245L20 244ZM27 241H30V242H29V243H25V242H27ZM68 241H69V242H68ZM76 241H77V242H76ZM97 241H96V242H97ZM139 241H141V239H140ZM180 241H181V240H180ZM187 241H188V240H187ZM187 241H186V242H187ZM221 241H220V242H221ZM244 241H245V240H244ZM7 242H8V243H7ZM66 242H68V243H67V246H68V244H70V245H69V248L65 246V245H66V244H65ZM96 242H94V243H96ZM222 242H221V243H222ZM23 243H24V245H23ZM236 243H237V244H236ZM34 244H33V245H34ZM81 244H80V246H81V250H82V249H84V248H82V245H83V244H82V245H81ZM123 244H124V243H123ZM234 244H236V245H234ZM93 245H94V244H93ZM93 245H92V246L90 245L91 247H89V249H87L86 254H87L88 250H90L91 248L94 249V248H93ZM241 245H242V244H241ZM241 245H239V246L241 247ZM77 246H76V247H77ZM80 246H78V247H80ZM83 246L85 247V245H83ZM95 246H97V244H95ZM242 246H243V245H242ZM121 247H120V248H121ZM237 247H238V246H237ZM237 247L235 248L236 250H238ZM240 247H239V248H240ZM262 247H263V246H262ZM24 248H25V249H24ZM31 248H32V246H31L30 248H28L27 251L30 249V252H31V250H32L33 248H36V246H33L32 249H31ZM106 248H107V247H106ZM106 248H105V249H106ZM120 248H119V249H120ZM157 248H158V245H157ZM38 249H40V248L38 247ZM183 249H184V248H183ZM34 250H35V249H34ZM36 250H37V249H36ZM36 250H35V251H36ZM43 250H44V249H43ZM46 250H47V251H46ZM85 250H86V249H85ZM94 250H95V249H94ZM121 250H122V249H121ZM233 250H234V249H233ZM23 251H24V253H23ZM92 251H93V250H92ZM95 251H96V250H95ZM190 251H191V250H190ZM193 251H194V250H193ZM239 251H241V249H240ZM4 252H5L6 254H4ZM12 252H13V253H12ZM30 252H29V253H30ZM40 252H41V251H40ZM47 252H48V253H47ZM74 252H76V253H74ZM98 252H99V251H98ZM157 252H159V251L157 250ZM187 252H188V251H187ZM191 252H192V251H191ZM219 252H220V251H219ZM237 252H238V251H237ZM243 252H244V251H243ZM251 252H252V251H251ZM22 253H23V254H22ZM29 253H28V254H29ZM196 253H197V252H196ZM241 253H242V252H241ZM21 254L23 255L24 259L28 261V262L26 261L27 263L25 262V260L23 261V259H22V257H21V256H22ZM33 254H34V257H35L36 252L33 253ZM81 254H82V253H81ZM183 254H184V253H183ZM188 254L190 255L191 253L189 252ZM192 254H193V253H192ZM216 254H217V253H216ZM250 254H251V253H250ZM24 255H25V256H24ZM29 255H31V254H29ZM36 255H38V253H37ZM62 255H64V256H62ZM65 255H66V256H65ZM184 255H185V254H184ZM193 255H194V254H193ZM213 255H215V254H213ZM245 255H246V254H244L243 256L245 257ZM57 256L60 258V261H59V258H57ZM84 256H86V255H84ZM89 256H92L91 253H90ZM100 256H101V255H100ZM147 256H148V258H147ZM191 256H192V255H191ZM86 257H87V256H86ZM97 257H98V256H97ZM145 257H146V258H145ZM246 257H247V255H246ZM36 258H37V257H36ZM70 258H71V261H70V263H71V262L74 261V260H73V256H70ZM83 258H84V257H83ZM150 258H149V259H150ZM157 258H158V257H157ZM192 258H193V256H192ZM249 258H250V255H249ZM259 258H260V257H259ZM32 259H34V258H32ZM67 259H68V261L70 260L69 257H66V260H67ZM88 259H89V257H88ZM155 259H156V258H155ZM155 259H154V260H155ZM159 259H160V258H159ZM161 259H162V258H161ZM180 259H182V258H179V260H180ZM196 259H197V258H196ZM196 259H195V260H196ZM89 260H90V259H89ZM200 260L203 261V259H202L201 257H200ZM204 260H205V259H204ZM206 260H207V259H206ZM206 260H205V262H206ZM250 260H252V259H250ZM250 260H249V261H250ZM30 261H31V260H30ZM68 261H67V262H68ZM81 261H82V263H83V261L87 262L86 258L83 259V260H81ZM81 261H79V263H80ZM162 261H163V260H162ZM182 261H183V260H182ZM249 261H247V263H248ZM37 262H35V263H37ZM89 262H90V261H89ZM146 262H147V261H146ZM158 262H159V260H158ZM180 262H181V261H180ZM205 262L203 261V262H199V263H200V264H205ZM29 263L32 264L31 262H29ZM45 263H46V262H45ZM73 263H74V262H73ZM73 263H71V264H73ZM75 263H76V262H75ZM82 263H81V264H82ZM87 263H88V262H87ZM163 263H164V262H163ZM181 263H182V262H181ZM206 263H207V262H206ZM236 263H237V262H236ZM48 264H49V263H48ZM65 264H66V263H65ZM67 264H69V263H67ZM194 264H197L196 261L194 262ZM208 264H209V263H208ZM258 264H259V262H258Z\"/></svg>","mask_w":264,"mask_h":264}]
</instances>
